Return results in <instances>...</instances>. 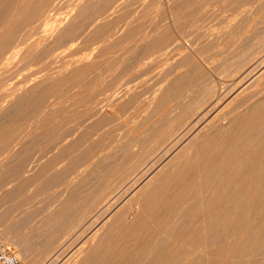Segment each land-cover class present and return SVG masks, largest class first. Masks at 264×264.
<instances>
[{"label":"rangeland","instance_id":"rangeland-1","mask_svg":"<svg viewBox=\"0 0 264 264\" xmlns=\"http://www.w3.org/2000/svg\"><path fill=\"white\" fill-rule=\"evenodd\" d=\"M1 1V0H0ZM3 1V0H2ZM0 2V18L2 19V18H4V20H5V24L4 25H6V26H4L3 24L1 25L0 24V31H1V36L2 35H4L5 34V32L6 31H8L9 29H6L5 27H8V28H10V29H12V31L14 30V32H15V34H16V36L18 37V35H19V37L16 39V37L14 36L13 37V35H14V32L12 33L13 35H11V44H8L9 45V48L10 49H12V42L14 43V41H19V42H17V44H18V47L16 48V50H13V51H15V52H12L9 48H8V45L5 47V48H3L2 50H1V48H0V51H1V53L0 54H2V53H4L5 54V52H6V55H4L3 57H2V55H0V57H2V58H5V56H7L6 57V59L7 60H5V59H3V61H0V67H2L3 66V68L2 69H0V88L1 87H3L4 86V88H1L0 90V93L1 92H3L4 93V91L6 92L5 94H0V105H1V107L0 108H2V111H1V113H0V126L2 127L3 125V127L1 128L0 127V139H2L1 138V135H2V133L4 132L3 130H5L6 131V133L8 132V133H10L11 131L12 132H14V131H16V132H14V136H15V134H17L16 136H15V138H14V140H16V138H17V140H19L20 139V141H18V142H22L23 144H21V143H19V144H16V146H14V148L12 149V151L11 152H9V154H8V156H7V158L8 157H11V158H5V159H2V160H0L1 162H0V251L2 250V249H5V250H10V251H12V252H14L15 254H16V256L18 257V259H19V262H18V264H93V263H91V262H89L88 260L90 259L91 261H92V259L94 260V259H96L97 258V253H98V258H97V260L94 262V264L96 263L97 264V262H98V264H100L101 262V264H103V262H105V261H103V260H101L100 261V259H101V257H103V258H106V259H104V260H106V262L104 263V264H108V259H109V257H110V255H111V257H113L112 255H113V253H114V250H116V252H117V250H118V248L120 247V243H125V242H127L128 241V243H126V247H127V244H129L130 245V247H129V245H128V247H129V249L132 247V245H133V247H134V245H135V243H137V240H138V242H140L139 244L137 243V245H138V249H141V250H138V251H141V252H139L140 253V255H141V257H139L138 258V261L140 260V262L143 264H149L148 262L147 263H145V261L147 260L148 261V259H146L145 257H147V255H149V257H151V254H156V255H154V256H157V253L158 252H161V250L163 249V250H167L168 251V248L169 247H171V250H169L168 252H172L173 254H174V252H177V250H178V247H180V250L182 251H179V253H182V255L184 256V254L186 255L185 257H188V259H190V257H192V258H194L192 261L194 262V260H196V261H199L198 263L199 264H215L214 262H216V259L217 258H219L220 259V262L222 261V260H224L223 259V257L222 256H220L219 257V255H213L212 254V249H213V252L215 253L217 250H215L214 249V244H218V242L220 241H223V239H224V237H223V235L221 234H219L220 232L222 233V229L221 230H219L220 228V226L221 225H223V223H225V221H226V219H228L229 217H232L231 219H233V218H235L234 217V215L233 214H231L230 213V215H232V216H229V214H228V218H227V216H226V218H224V216H222V210H221V213H217V210L219 209V211H220V207L223 205V203H224V200H222V199H224V198H222L220 195H219V193H218V191H216V189H214V184H213V181H214V179L211 181V179L212 178H210V179H202L201 178V180H203V181H201L202 182V186H203V189H201L202 188V186L201 185H199V193H198V195L202 192V193H204L203 195L205 196L207 193H209V191H212L213 193L214 192H216V195L214 194V196H215V198H214V196H212L211 194H208V195H206L205 196V198H203V195L201 194V195H199L200 196V201H199V199H197V201H195V203L193 202H191V203H189L190 204V206H193L194 204H196V202H198V204H196V205H194L193 206V209L195 208V206H197V207H201V209H203V207L205 206V204H206V206L204 207V208H206L207 207V210L206 209H203V210H205V214H206V211H207V213H208V211H209V213L211 214V211L210 210H212L213 212H214V210H215V212H214V214H211V216L212 217H214V215H216V213H217V217L215 216L214 218H215V220H214V218H212L210 221L213 223V224H215L213 221H217V226H216V224H215V226L216 227H218V228H216L215 226L213 227V226H211V227H206L205 225H207V224H210L211 222L209 221V219H210V217L211 216H209L208 217V215L209 214H206L207 216H204V215H202L203 214V212H201L202 214V217L203 218H201L200 217V215L198 216L197 214H196V216H195V213L197 212V210H191L192 212H194V215H192V213H191V215L192 216H194V218L191 216V217H188L189 215L187 214H185V213H181V215H180V213H179V215L177 214H175L174 213V215H173V219L174 218H176L177 216H179L180 218L182 217V216H187L190 220H187V218L185 217V221H184V217H182L180 220H179V218H178V220H179V222H176V220L177 219H175L174 221L175 222H173V221H170V222H173V223H177L176 224V226H175V229L173 228L174 226L172 225V224H170L171 226L169 227V228H167L166 230L164 229L163 230V228H161V230L162 231H165V232H162V233H164V235L163 234H161V235H163L164 237H160V238H158L157 236L158 235H160L159 233L161 232V230H158V229H160V227H162L161 226V224H163V222L165 221V219H163L162 221L163 222H161V224L159 223V220H157V224L159 223L160 224V226L158 227V225L157 224H155L154 222L156 221V219L157 218H155V216L152 218L151 217V214H147V215H145V214H143L142 212L143 211H147L146 209H147V206H146V208H145V205H144V201H143V203L141 204V202H139L140 200H146L150 195H145V194H151L152 192H150L149 193V190H154L155 189V185H156V183H155V180H156V175L158 174H156L155 172H156V170H158L160 167H161V165H162V167L164 166L163 164L165 163V165L167 166L168 164L170 165V163H179L180 162V160H177L176 161V157L177 156H179V157H177V159H182L181 160V162L183 161V159H192V162H194V163H199V162H196V160H200L201 159V154L202 155H204L202 152H204V150L201 152V147H200V141L203 139V137H206V136H208V135H205L206 134V132H207V134H209L210 132L212 133L213 131H215V129L214 130H210V128H216V130H218V128H219V130L218 131H220L221 129H222V131H220V132H222V133H220V134H223V133H225L224 135H229L228 133H226V131L227 130H229V133L230 132H232V133H230V135H232V134H237V136H238V133L240 132L241 134L243 133H245L246 132V130L248 129V127H251V126H253L254 127V134H255V136H251V137H249L250 135H248L247 133L245 134V136H243V134L241 135V134H239V136L241 135V136H243V137H241L240 136V138H242L243 140H240V141H242V142H244V143H246V145H251V141H253V142H255V139L257 140L258 139V137L259 138H261L260 137V135L264 132H262V130H258V128H256L255 129V127H261V126H258V125H261L262 124V129L264 130V124L262 123V122H264V116L262 115V114H264V71L263 72H261V70H263V68H264V36H262L261 37V35L262 34H264V32H262V29H264V0H248V1H246V0H244V1H246V3H248V5H246V3H242L243 2V0L242 1H240V0H225V1H221L222 2V4H220L221 2H217V3H219L220 5H218L216 2V4L217 5H215V3H214V6H208L207 5V12L208 13H211V14H208L207 12H206V10L204 9V7L206 6V5H204V6H202V8H201V11H200V13L201 14H199L200 15V17L198 18V33H199V35L197 34L196 36H194L193 35V37H191V38H193V39H190V38H188L187 40L186 39H184V38H182L181 40H183V43L184 42H187L186 44H182V45H185V47H180L181 46V44L179 43V42H181V40L180 39H175L174 41H172V43L173 44H171V47L170 48H172L171 50L172 51H165V52H163L162 54H160V52H158L157 50H152L153 52H151V50H150V48H146L147 49V51L145 50V49H143V48H145L146 46L147 47H150L149 45H151V44H153L156 40V36L158 35V32H160L159 33V35H162L163 33H164V28H163V30L162 29H160L161 27H163V25L165 24V23H163V24H158V23H160L161 22V20L162 21H165L166 22V20H164V17L165 16H163L164 14H165V11H164V9H166V11L169 9H171V7H173L174 5H175V1L176 0H155L156 2H154V0L152 1H150V3H147V2H149L148 0H64V1H62V0H53V2H52V4L53 3H55V6H54V4H53V6H52V4H51V6L53 7V9H55V7H56V11L57 12H55V13H57V14H55L54 12H52V11H54V10H51V13H52V15H51V13L50 12H48V14H47V20L49 21L50 20V17H52V19L49 21V22H47L46 21V18H45V23H44V19H42L41 21H34V23H33V20H35L33 17V20H32V18L30 19V15H29V18L27 19L28 21H31L32 20V22L31 23H29V22H26L25 20V23H27V24H24V21H23V19H22V21H20V22H18V24L19 23H21V25H23V28L22 27H20L19 25H17L16 23H17V21H19V19H21V17H19L16 13L14 14L13 13V10L15 9H17L18 8V6H20L19 4H18V2H17V0H15V2H14V0H13V2H12V0H4L3 2ZM10 1V2H9ZM57 1H60V2H57ZM69 1H71V2H69ZM78 1V2H77ZM147 1V2H146ZM174 1V2H173ZM178 1V0H177ZM176 1V3H179V2H177ZM192 1V2H191ZM190 1V3H193L194 2V0H191ZM239 2V4L241 5H236V2ZM252 1V2H251ZM255 1H257V2H255ZM261 1V2H260ZM4 2H6V4L4 3ZM7 2L9 3V4H7ZM17 2V3H16ZM73 2H76V3H73ZM153 2V3H152ZM231 2V3H230ZM237 2V3H238ZM258 2H260V3H258ZM2 3H4V4H2ZM14 3V5H12ZM158 4V3H160L161 5H156V4ZM163 3V4H162ZM232 3H233V5H232ZM242 3V4H241ZM255 3H256V6H255ZM11 4V5H10ZM65 4V5H64ZM69 4V5H68ZM78 4H80V5H78ZM147 4H148V6H150V8L149 9H145L146 7H147ZM155 5V8L154 9H159V10H154L153 9V5ZM237 6V8H236V6ZM245 4V5H244ZM3 5H6V6H3ZM8 5H10L9 7H8ZM18 5V6H17ZM127 5V6H126ZM130 5V6H129ZM153 7H152V6ZM224 7H223V6ZM250 5H252V6H255V7H253V8H251V6ZM13 6H15V7H13ZM59 6H60V8H59ZM61 6H63V7H61ZM66 6H68V7H66ZM146 6V7H145ZM157 6H159V8H156ZM165 6H167L166 8H164ZM215 6H218V7H216L215 8ZM220 6V7H219ZM245 6H247V7H245ZM6 7V8H5ZM14 8L12 11H10V9H12V8ZM70 7V8H69ZM76 7V8H75ZM107 7V8H106ZM144 7V8H143ZM227 7V8H226ZM233 7V8H232ZM164 8V9H163ZM210 8V9H209ZM213 8H214V10H213ZM218 8V9H217ZM220 8V9H219ZM240 8V9H239ZM251 8V9H250ZM50 9H51V7H50ZM65 9H67V10H65ZM150 9H152V12H153V10L154 11H156V13H153V15L155 14V17L154 16H152V14H150V16H149V10ZM161 9V10H160ZM163 9V10H162ZM239 10V11H237V10ZM4 10V11H3ZM15 10H14V12H15ZM123 10V11H122ZM213 10V11H212ZM218 10V11H217ZM228 10V11H227ZM235 10V11H234ZM248 10V11H247ZM10 11V12H9ZM151 11V10H150ZM212 11V12H211ZM238 12V13H235V14H237V15H239V12L241 13V14H245L244 16L242 15V17L239 15V16H237V15H233V13L234 12ZM263 11V12H262ZM3 12V13H2ZM6 12H8V14H6ZM12 12V13H11ZM66 12V13H65ZM140 12V13H139ZM142 12V13H141ZM147 13V14H145V13ZM159 12V13H158ZM160 12H161V15L163 16V17H161L159 14H160ZM216 12H217V16L215 17V15H216ZM219 12V13H218ZM224 12H227V13H224ZM245 12H247V13H249L250 14V16H248L249 14H247L246 15V13ZM12 14V15H10V14ZM49 13H50V15H49ZM130 13V14H129ZM212 13H214V14H212ZM232 13V14H231ZM257 13V14H256ZM4 14H6L5 16H4ZM68 14V15H67ZM113 14V15H112ZM136 14V15H135ZM140 14H141V16H140ZM158 16H157V15ZM225 14H226V17H224L223 18V16H225ZM1 15L3 16V17H1ZM9 15V16H8ZM56 15V16H55ZM80 15V16H79ZM118 15V16H117ZM208 15V16H207ZM212 15V16H211ZM213 15H214V18H210V16L211 17H213ZM231 15V16H230ZM6 16H7V18L9 19H7L6 18ZM48 16H50V17H48ZM53 16H54V18H53ZM63 16V17H62ZM69 16V17H68ZM82 16V17H81ZM134 16H137V17H134ZM145 16H147L146 18H145ZM149 16V17H148ZM152 16V17H151ZM157 16V17H156ZM209 17L210 19H207V18H203V17ZM234 16H236L235 18H233ZM254 16V17H253ZM10 17V18H9ZM12 17V18H11ZM65 17V18H64ZM141 17H143L144 18V20H148L147 22H145V21H143V20H141V19H143V18H141ZM182 10H180L179 12H177L176 13V15L173 17V19L172 20H178L179 18L180 19H182ZM233 19H235V20H232V18ZM245 17H249L250 19V21L248 20V19H246ZM19 18V19H18ZM64 18V19H63ZM121 18V19H120ZM149 18H153V21L151 20V19H149ZM156 20H155V19ZM216 18V19H215ZM219 18V19H218ZM246 20H245V19ZM1 19H0V23H2L1 22ZM16 19V23H13V21ZM116 19V22L118 23V24H116V22L114 21ZM127 19V20H126ZM132 19H134V20H132ZM158 19V20H157ZM207 19V20H206ZM244 22V24H243V22L241 21V20ZM258 19V20H257ZM3 20V19H2ZM3 20V21H4ZM10 20H12V24H10L11 23V21ZM117 20H120V22H118ZM121 20H123V21H121ZM132 20V21H131ZM137 20H139V21H142V22H139L138 21V24L136 23V21ZM151 20V21H150ZM154 20H155V22H154ZM202 22H201V21ZM220 20V21H219ZM238 20H239V22H238ZM245 20V21H244ZM7 21V22H6ZM10 23H9V22ZM42 21H43V23H42ZM111 21H114V23L113 24H116L115 26H113V24L111 23ZM157 21V22H156ZM171 21V20H170ZM226 21H228L229 22V24H228V22H226ZM236 21V22H235ZM241 21V22H240ZM247 21H249V23L250 24H253V25H251L252 26V29L254 28V27H256V28H254L253 30L251 29V28H247L248 26L249 27H251L250 26V24L247 22ZM38 22V25L36 24ZM40 22V23H39ZM108 22V23H107ZM123 22V23H122ZM132 22V24H130V23ZM133 22L136 24H133ZM149 22V24H147ZM247 22V23H246ZM253 22V23H252ZM255 22H257V23H255ZM7 23V24H6ZM23 23V24H22ZM98 23H99V26L101 27L102 26V29H101V34L99 33V31H98V29H96L97 27H98ZM102 23V24H101ZM109 23H111L112 24V26L109 24ZM140 23H142V26H141V24ZM154 23H156V24H154ZM162 23V22H161ZM168 25L170 24V22L169 21H167L166 22ZM225 23V24H224ZM234 23H235V26H234ZM15 25V28H14V25ZM41 24H43V25H41ZM97 24V25H96ZM120 24V25H119ZM146 24V26H144ZM150 24H152V25H150ZM220 24H222V25H220ZM224 24V25H223ZM230 24H232L234 27H232V25H231V27L232 28H235V29H237V30H239V32L240 33H237L238 31L237 30H232L231 29V27H230ZM239 24H243V25H239ZM249 24V25H248ZM13 25V26H12ZM25 25V26H24ZM104 25H106V27L104 26ZM108 25V26H107ZM129 25H131V26H129ZM133 25H134V27H133ZM138 25V26H137ZM168 25H166V26H168ZM204 25V26H203ZM2 26H4V29H3V27ZM16 26H18V27H20V28H16ZM37 26V27H36ZM97 26V27H96ZM116 26L118 27V29L117 30H115L116 29ZM123 26V27H122ZM138 27V30L139 31H143V32H140V34L142 35V36H140V34L139 35H137V32H139L138 30H137V27ZM139 26H141L143 29H141V27H139ZM159 26V27H158ZM166 26H164V27H166ZM225 28V30H223L224 28ZM247 26V27H246ZM254 26V27H253ZM105 29H104V28ZM111 27H113V28H111ZM126 27V28H125ZM145 27H147L148 29H150V32L152 33V32H157V33H150L151 34V36H150V34H148V32H149V30H147V28L144 30V28ZM154 27V28H153ZM206 27V28H205ZM230 27V28H229ZM21 28L23 29V31H26V32H28L29 31V35L25 38V36H24V33H26V32H23L22 30H21ZM108 28H110L111 30H113V31H109V29ZM131 28H132V31L135 29L136 30V34H135V32H132L131 33ZM134 28V29H133ZM152 28V29H151ZM158 28H159V30H158ZM226 28L228 29V30H230L229 32H236V34L234 33H232L233 34V36H232V34L230 35L229 34V32H227L226 31ZM21 31H20V30ZM26 29V30H25ZM35 29V30H34ZM44 29V30H43ZM66 29V30H65ZM108 29V30H107ZM122 29V30H121ZM213 29V30H212ZM3 30H6L5 32L3 31ZM115 30V31H114ZM120 30H121V32H120ZM134 30V31H135ZM152 30H154V31H152ZM217 30L218 31H220V32H217ZM222 30V31H221ZM30 31H31V34H30ZM97 31H98V33H97ZM104 31V33H103V36H105L104 34H106V35H110L111 37H109V36H106V37H103L102 36V32ZM125 31H126V33H125ZM129 31V32H128ZM148 31V32H147ZM161 31L163 32V33H161ZM206 31H207V33H206ZM223 31L225 32V33H223ZM259 31H261L262 33H260ZM264 31V30H263ZM123 32V33H122ZM147 32V33H146ZM215 32H217L216 34H215ZM221 32H222V35H220L221 34ZM246 34V36H245V34H244V37H243V34ZM256 32V33H255ZM108 33V34H107ZM121 33V34H120ZM125 33V34H124ZM129 33V35H133V33H134V35L133 36H135V37H133V39L130 37H128V35L126 36V34H128ZM144 33H145V35H144ZM211 33V34H210ZM212 33H214V34H212ZM254 34V35H256V36H254V35H252V34ZM24 36V38H23V36ZM113 34V35H112ZM208 34H210L209 35V37H211L212 35H214V37L212 36V38H210L209 40H207L208 39ZM6 35V34H5ZM31 35H33V37L31 36ZM89 35V36H88ZM91 35H93L94 36V38H92L91 37ZM124 35V36H123ZM152 35H154L155 37H152ZM158 35V36H159ZM226 35V36H225ZM228 35H230L229 37H228ZM236 35V36H235ZM239 35H242L241 36V38L243 39V40H246V41H242V39L241 38H239L240 36ZM29 36H31V39H30V37ZM35 36V37H34ZM56 36V37H55ZM99 36H102V39L101 40H99L100 38H98ZM118 36H119V38L120 37H123V39H124V41L125 42H127V40H129V39H132L131 41H133V42H131V41H128L129 43H126V45H125V42L122 40V38L121 39H118ZM137 36V37H136ZM198 36V37H197ZM236 37V39H235V37ZM247 36H249V37H247ZM254 36V37H253ZM13 37V38H12ZM95 37L97 38V39H95ZM116 39V41L114 40V38ZM117 37V38H116ZM139 37H140V39H139ZM141 37L143 38L142 40H141ZM150 38V40L151 41H149V42H147L148 40H149V38ZM151 37L154 39H151ZM203 37H205V38H203ZM219 39H218V38ZM229 39H228V38ZM244 43L245 42V44H243L241 41H239V39ZM255 37H256V39L259 41H257V40H254L255 39ZM259 37H261V38H259ZM24 39V40H22L23 42L24 41H26V42H24V45H23V42L21 41V39ZM30 40H29V39ZM104 38V39H103ZM113 38V39H112ZM127 38V39H126ZM146 38H148V40L146 39ZM157 38H159V37H157ZM196 38H197V42H199L200 44H198L197 42H196ZM202 38V39H201ZM207 38V39H206ZM214 38V39H213ZM217 40H216V39ZM254 38V39H253ZM1 39H3V36H2V38ZM0 39V40H1ZM15 39V40H14ZM26 39V40H25ZM33 39H34V42H35V39H36V41H38V42H35L36 43V45L34 44V42H33ZM87 39V40H86ZM90 39H91V41H90ZM97 40V42H98V44H97V42H95V41H93V40ZM111 39V40H110ZM118 39V40H117ZM126 39V40H125ZM203 39H206L207 41H211L212 42V40H213V43H212V46L215 44V46H216V48L215 47H209V48H212V49H209V50H206L205 52H206V55L210 52V50H211V52L208 54L209 56H206L205 55V52L203 53V51H202V53L198 50V51H194L195 49H196V47L198 46L199 47V45H201L202 44V42L201 41H203ZM247 39L249 40V41H247ZM89 40V42H87V43H90L91 45H86L84 42H86V41H88ZM114 42H113V41ZM122 41V43H124V45H122L121 43L119 44L118 42H121ZM137 40V41H136ZM138 40L140 41L139 42V44L138 43H135V44H137V46H141V47H138V48H136V45L134 44V41H136V42H138ZM147 40V41H146ZM191 40V41H190ZM195 40V43H197V44H193L194 41ZM206 40H205V42H206ZM233 40H237V44L235 43V41H233ZM252 40H253V42H252ZM261 40V41H260ZM22 43H21V42ZM30 41V42H29ZM106 41H112L111 43L113 44V46H112V44H110V42H106ZM147 43H146V42ZM153 41V42H152ZM214 41L216 42V43H214ZM219 41V42H218ZM16 42L14 43V48H15V45H16ZM29 42V43H28ZM95 44L96 43V46L98 47H94L93 46V44ZM104 43L105 45L106 44H110V45H106V46H112L111 48L109 47V50H108V48L106 47V46H103V45H101L102 43ZM188 42H191V43H189L188 44ZM204 42V43H205ZM233 42L235 43L234 45H233ZM239 42V43H238ZM240 42L242 43L241 44V46L242 47H244L241 51H240V49H241V46L239 45L240 44ZM251 42V43H250ZM255 42V43H254ZM257 42V43H256ZM20 43H21V45H20ZM33 43V44H32ZM38 43V44H37ZM83 44V46H82V44ZM101 43V44H100ZM119 45H118V44ZM140 43H143V44H140ZM144 43H146L145 45H144ZM175 43H177L178 44V46H175L174 47V45H175ZM218 43H219V45H218ZM226 43V44H225ZM231 43H232V45H231ZM248 43H250L249 45L252 47H249V49L251 50H247V48H246V46H247V44ZM32 44V45H31ZM130 46H129V45ZM176 44V45H177ZM225 44V45H224ZM228 44H230L231 46H229ZM251 44H256V45H254V46H252ZM19 45H20V47H19ZM28 45H30V46H32V48L33 49H31V47L29 48V50H27V46ZM80 45V46H79ZM100 45V46H99ZM130 47V49L128 48V46ZM133 45V46H132ZM134 45H135V47H134ZM143 45H144V47H143ZM173 45V46H172ZM192 45H195L196 47H195V49H193V51L195 52H193L191 49L194 47V46H192ZM217 45H218V47L220 46V48H221V50H220V48H217ZM228 45V46H227ZM237 45V46H236ZM244 45V46H243ZM26 46V47H25ZM34 46V47H33ZM78 47V49L76 48L75 49V47ZM90 46V47H89ZM124 46H126V48H127V50H126V48L124 49ZM192 46V47H191ZM228 47L227 49L225 48V47ZM24 47V48H23ZM29 47V46H28ZM80 47V48H79ZM83 47V49H81ZM91 47H94L95 49H93V51H91ZM106 47V48H105ZM114 47H115V49H116V47H117V50L119 49V51L121 52H118V51H116L117 53H116V56L118 55L119 57H115L114 59H116V62H115V60L113 61V58L111 59L110 57L113 55V56H115L114 54H115V49H114ZM121 47H123V49L125 50V53H122V52H124V51H122L123 49L121 48ZM180 48V50L181 51H179V50H176V48ZM197 47V48H198ZM223 47V48H222ZM229 47H232V48H229ZM248 47V46H247ZM8 48V49H7ZM85 48H87V49H85ZM136 48V49H135ZM170 48L168 47V49L170 50ZM181 48H183V50L181 49ZM235 48H236V50H235ZM246 48V49H245ZM80 49V50H79ZM85 49V50H84ZM90 49V50H89ZM96 49H97V51L99 52V53H101V54H103V52H104V49H107L109 52H107L106 50H105V54H103V55H108L107 57H109V62L110 61H112L111 63H108V62H106L108 59L105 57V56H103V57H105L104 59H106V60H104L105 61V64L102 62V57H101V55H99V53L96 51ZM114 49V50H113ZM142 49H143V51H142ZM148 49L150 50V52L149 53H151L150 54V56L148 55L149 53H147L148 52ZM185 49V50H184ZM214 49V50H213ZM224 51H223V50ZM228 49H232V51L233 50H235V51H239V52H235V51H233V52H235L234 54H232L233 52L232 51H227ZM239 49V50H238ZM245 49V50H244ZM4 50H7V51H9V54H7L8 52L7 51H4ZM18 50H19V52H18ZM44 50V51H43ZM73 50V51H72ZM100 50H102V51H100ZM110 50H113L114 51V54H113V52H111ZM129 50H131V51H129ZM134 50V51H133ZM219 50L221 51L220 53H222L223 52V54H224V52L225 51H227V52H225V54L227 53L228 55L227 56H229L230 54H231V57H227L225 54L223 55V54H216V56H214L215 55V53H219ZM64 51V52H63ZM88 51V52H87ZM95 51L97 52L96 54H98L97 56H96V54H95ZM128 51V52H127ZM139 51H142L143 52V54H142V52H139ZM146 51V52H145ZM155 51H157V52H155ZM173 51H174V54H173ZM175 51L177 52V53H175ZM192 51V52H191ZM208 51V52H207ZM214 51V52H213ZM249 52L248 53V55L245 53V56H243L244 54V52ZM20 52H21V54H22V57L24 58V56L26 55L27 57H25L24 59L21 57V55H19L20 54ZM28 52V53H27ZM42 52V53H41ZM107 52V53H106ZM126 52L128 53V54H126ZM129 52H135L134 54V58H136L137 56H139V55H141V57H140V59L141 58H144V56H148V57H146L147 58V60L144 58V63H143V60H142V62L139 60V58H137V60L136 59H134L133 58V54H131V53H129ZM167 52V56H165V53ZM180 52V53H179ZM189 53V54H187V57L189 58V56H191V53H194V56H191L190 57V59L192 58H196L197 56L195 55L197 52H200V53H198V56H200L201 54V56L200 57H202V56H204V57H202V58H199L198 57V63L196 62L197 61V58L196 59H194V60H196V61H194L193 60V62H194V65H193V62L192 63H190L191 61H192V59L190 60V59H187L186 57H184V56H186V53ZM243 52V53H242ZM13 53V54H12ZM25 53H27V54H25ZM85 54V57H84V54ZM111 53H112V55H111ZM137 53H139V55L137 54ZM152 53H156L155 55H157L159 58L157 59L156 58V56H154V54H152ZM169 53H170V55H169ZM214 53V54H213ZM238 53H240V55H241V57L242 58H238ZM25 54V55H24ZM30 54V55H29ZM35 54V55H34ZM78 54V55H77ZM82 54V55H81ZM130 54V55H129ZM137 54V55H136ZM185 54V55H184ZM200 54V55H199ZM204 54V55H203ZM8 55H10V56H8ZM15 55H16V57H15ZM19 55V56H18ZM24 55V56H23ZM45 55V56H44ZM110 55V56H109ZM124 55L126 56V58L124 57ZM127 55H129V56H127ZM144 55V56H143ZM181 55H182V57H181ZM193 55V54H192ZM212 55V56H211ZM219 55H221V58H224V57H222V55L223 56H226L227 58H228V60H231V65L232 66H230L231 68H230V72L231 73H229L228 72V70H226V72H227V74H228V76H226V75H224L225 77L224 78H222V76H223V74L222 75H220L219 76V74L220 73H218V77H220V78H222V79H225L226 77H227V79H225L224 81L225 82H223L222 81V79H221V81H220V79L218 80V78H216V77H214V76H212L211 77V75H210V73L209 72H207V73H209V76H204L205 74H207L205 71L206 70H209L208 69V67L210 66V64H209V66H208V64H207V66L208 67H205L204 69L202 68V69H199L198 68V66L201 64V65H203L204 63H202V61L203 62H205V61H207L208 59H210L211 57H213V61L211 60V61H209V62H207V63H211V65L213 64L212 62H214L215 60H217V59H219ZM234 55V56H233ZM80 56V57H79ZM81 56H82V59L84 60H82L81 59ZM112 56V57H113ZM143 56V57H142ZM196 56V57H195ZM211 56V57H210ZM219 56V57H218ZM13 57H15V58H13ZM17 57H20L19 59H23V60H25L24 62H23V60L21 61V63L22 64H18V63H20V60L18 61V59H17ZM84 57V58H83ZM120 57H122V59H123V61H124V59H125V63L123 62H120L119 60H120ZM128 57V58H127ZM153 57H155V59H153ZM164 59H163V58ZM180 58V60L179 59H177L176 60V58ZM234 58V60H233V58ZM2 58H0V60L2 59ZM10 58H12L13 60H11ZM28 58V59H27ZM75 58H77V60H78V58H79V60L77 61V60H75ZM119 58V62L121 63V64H119V66H118V64H116L118 61H117V59ZM205 58H208V59H205ZM220 58V59H221ZM236 58L238 59V60H236ZM15 59V60H14ZM17 59V60H16ZM74 59V60H73ZM81 59V60H80ZM121 59V60H122ZM128 59V60H127ZM133 59V60H132ZM152 61H151V60ZM184 61H183V60ZM186 59L188 60L187 61V66L186 65H184L185 63H186ZM201 59H204V60H201ZM250 59V60H249ZM14 63H12L11 61ZM75 62V61H77V62H73V61ZM139 60V61H138ZM179 60V61H178ZM182 60V61H181ZM190 60V61H189ZM18 63H17V62ZM69 61V62H68ZM91 61V62H90ZM102 62L101 64L103 65V66H100V67H102L103 69H98V67H99V63L100 62ZM137 61L140 65H139V69L140 70H138V64L137 63H135V62ZM153 63V61H155V63L154 64H158V66H157V68H155L156 66L155 65H152L150 68H152V69H154V70H156V71H154V70H149V71H145V70H148L149 68H148V66L146 65L147 63L146 62H149V63H151V62ZM253 61V62H252ZM4 62H6V63H4ZM10 62V63H9ZM48 62V63H47ZM72 62V63H71ZM79 62V63H78ZM93 62V63H92ZM133 62V63H132ZM168 62V63H167ZM182 62H183V64H182ZM196 62V63H195ZM201 62V63H200ZM252 62V63H251ZM4 63V64H3ZM15 63H16V65H15ZM71 63V65H69ZM88 64L89 66H91L90 67V69H89V67H88V65H85V67H87V68H85L84 69V66H83V64ZM91 63V64H90ZM95 63V64H94ZM129 63H132V64H134V65H131L130 66V68H128L129 66H128V64ZM143 63V65H141ZM146 63V64H145ZM148 63V64H149ZM176 63V64H175ZM200 63V64H199ZM239 63V64H238ZM240 63H242V64H240ZM259 63V64H258ZM100 64V65H101ZM111 64V66L110 67H108L107 68V66H109ZM137 64V65H136ZM144 64H145V66H144ZM156 64V65H157ZM191 64V65H190ZM195 64H196V66H195ZM263 66H261V65ZM60 65V66H59ZM63 65V66H62ZM65 65H66V67H65ZM97 66L98 65V67L97 68H95L94 66ZM107 65V66H106ZM116 66V68L114 67V66ZM121 65V66H120ZM135 65H136V67H135ZM151 65V64H150ZM162 65V66H161ZM176 65H178V66H176ZM188 65L190 66V67H188ZM214 65V64H213ZM257 65H260V66H257ZM34 66H37V67H35V68H38L34 73L32 72L33 71V69H31L32 67H34ZM80 66H83V68L82 67H80ZM104 66H105V70H104ZM118 66V67H117ZM128 66V67H127ZM134 66V67H133ZM147 66V67H146ZM155 66V67H154ZM179 66H181V67H179ZM191 66H192V68H191ZM204 66V65H203ZM206 66V65H205ZM61 67V68H60ZM63 67V68H62ZM75 67V68H74ZM127 67V68H126ZM144 67H146V68H144ZM193 67H196V68H194L193 69ZM211 67V66H210ZM209 67V68H210ZM236 67V68H235ZM7 68V69H6ZM42 68V69H41ZM44 68H45V70H44ZM47 68H49V69H47ZM92 68V69H91ZM114 68V69H113ZM133 68H135V70L133 69ZM142 68V69H141ZM148 68V69H147ZM164 68V69H163ZM172 68V69H171ZM178 68H180V69H178ZM228 68V67H227ZM234 68V69H233ZM254 68V69H253ZM256 68V69H255ZM31 69V70H30ZM62 69V70H61ZM70 69V70H69ZM84 70L83 71V73H82V75L80 76V78L82 77L83 78V76L84 75H86V77H88V78H85L86 80L88 79V80H90V81H86L84 78H83V80H82V78L80 79V80H75V82L74 81H72V80H69V78H66L65 77V75H67V73H69L70 71H74V70ZM98 69V70H97ZM107 69L108 70H110L109 72H107ZM111 69H113V70H115L116 69V71L115 72H113V70H111ZM124 69H126V70H124ZM176 69V70H175ZM183 69V70H182ZM184 69H185V72L187 73V74H184V76H183V73H180V72H184ZM196 69H199V70H196ZM249 69V70H248ZM1 70H2V72H1ZM4 70H5V72H4ZM7 70V71H6ZM32 72V74L34 75V77L36 76H38V78L37 79H42V80H40L41 82L43 81V79L44 78H46V77H48L49 79H50V77H52V79H50V80H52V84H53V82H54V84H53V88H55L56 90H57V88L59 89V88H62L63 87V84H61V83H64L63 81H65V78H66V80H68L69 81V84H68V81H65L66 83H64L65 85H64V87L63 88H65V89H59L58 90V92L55 90V89H52V88H49V87H51V83H48V79L46 78L45 80H47V81H45V83H44V81L42 82L43 84V86H41L40 85V87H42L43 88V90L40 88V90L41 91H38V93L39 92H45L44 91V89L45 88H47V89H45L46 91L47 90H49V89H51V92H50V90L49 91H47L48 93H47V95H45L46 97L45 98H43L42 100H40V101H43V103L45 104H43L42 102H38V107L40 106V107H42L41 106V103H42V105H43V107L42 108H40L39 107V109L38 110H41L42 111V113H43V108H47V106L49 107L48 108V110H50V111H52L54 108V112H55V114L57 113V115L59 116V117H57V115H53V113H51V112H47L46 110V112H47V114H46V116L48 115V113L51 115H48L46 118H44V120H46V121H44V120H42V119H40L42 122H40V120H39V123H42L43 125H46L47 126V128H51V126L50 125H54V126H57L56 128H58L57 130H58V133L61 131V133H59V134H61V137H60V135H59V137H57V138H59V139H61V141H60V144H59V142H57L56 143V137L55 136H57V134L58 133H56V129H55V127L52 125V130H47V128H46V126H44L43 127V125L42 124H40L41 125V128H39V126L37 127V122H38V119H39V115L40 114H37V112L38 111H36V110H34V108H33V105H35V104H33L32 105V101L33 100H36L37 99V97L35 98L34 96H30L31 97V100H29V98L30 97H28L29 95H26L25 96V94H23L24 92V90H22V89H24L26 86H28V85H30V84H41V82L39 81V80H37V79H35L34 77H33V75L32 74H30V75H28L27 74V72H29L30 73V71ZM43 70V71H42ZM49 70V71H48ZM79 70V71H80ZM92 70V71H91ZM97 70V71H96ZM124 70V71H123ZM133 70L136 72V70H137V72L136 73H138V75L135 73V72H133ZM144 70V71H143ZM189 70V71H188ZM201 70H203V71H201ZM45 71H47V72H45ZM58 73H57V72ZM60 71H61V74H62V76H61V78L63 79L64 77V79H63V81H61L60 82V80L61 79H59L60 78ZM67 72L65 75H64V73L63 72ZM99 71H101V72H99ZM123 71V72H122ZM128 71V72H127ZM139 71V72H138ZM142 71V72H141ZM159 71H160V73H159ZM179 71V72H178ZM190 71L191 72H193V73H190ZM196 71V72H195ZM240 71V72H239ZM41 72V73H40ZM99 72V73H98ZM130 72V74H127V73H129ZM141 72V73H140ZM184 72V73H185ZM189 72V73H188ZM198 72V73H197ZM205 72V73H204ZM219 72H221V71H219ZM224 72V71H223ZM222 72V73H223ZM226 72L224 73V74H226ZM250 74H249V73ZM260 72V73H259ZM38 73V75H36ZM42 73L44 74V73H46L45 74V76L47 75V73L49 74L48 76H43L42 75ZM104 73H107V74H104ZM114 73V74H113ZM122 73V74H121ZM123 73H124V75H123ZM132 73H134V77H133V81H132V83H135V86L133 85H131L129 82H131V80H132V78L130 77V79H129V76L130 75H132ZM180 73V74H179ZM263 73V74H262ZM19 74V75H18ZM40 74H41V77L42 78H39L40 77ZM127 76H126V75ZM178 74H179V76H178ZM191 74V75H190ZM204 74V75H203ZM232 74H233V76H232ZM258 74H259V76H258ZM261 74V75H260ZM27 75V76H26ZM64 75V76H63ZM93 75H94V78L95 77H97V78H95V79H91V78H93ZM135 75H137V76H139L140 75V79L136 76L135 77ZM157 75V76H156ZM168 75V76H167ZM181 75V76H180ZM195 75H197V76H195ZM3 76V77H2ZM30 76H31V78H30ZM50 76V77H49ZM90 76V77H89ZM117 76V77H116ZM126 76V78H122V77H125ZM234 76H235V78H234ZM33 77V78H32ZM44 77V78H43ZM53 77H54V79H57V81H54L53 80ZM100 77V79H98ZM109 77V78H108ZM167 77V78H166ZM182 77H184L185 78V80L183 81L182 79H184V78H182ZM195 77V78H194ZM202 77V78H201ZM206 77V78H205ZM213 77L214 78H216L217 79V84H216V82H215V84L216 85H213L214 83H212L211 84V82L213 81ZM245 77V78H244ZM247 77V78H246ZM256 77V78H255ZM107 78V79H106ZM127 78H128V80H127ZM137 78V79H136ZM143 78V79H142ZM147 78V79H146ZM190 78V79H189ZM193 78V79H192ZM205 78V79H204ZM208 78H209V80H210V82H207V80H208ZM212 78V79H211ZM229 78V79H228ZM242 78H244V79H242ZM2 79V80H1ZM34 79L35 80H37V81H35L34 82ZM79 79V78H78ZM117 79H119V80H117ZM136 79V80H135ZM146 79V80H145ZM173 79H174V81H173ZM231 79H233V80H231ZM33 80V81H32ZM115 80H117L116 82H115ZM130 80V81H129ZM148 80V81H147ZM188 80V81H187ZM206 80V81H205ZM208 80V81H209ZM245 83V82H248V84L246 83V87L245 88H243L242 90L240 89L239 90V88L241 87V85L243 84L242 83V81ZM252 80V81H251ZM72 81V82H71ZM77 81H78V84L80 85V87L78 86V85H76V83H77ZM85 81H86V84H89V85H85ZM107 81V82H106ZM126 81V82H125ZM153 81V82H152ZM168 81H170V82H173V83H171L172 85H173V87H175V88H173L172 86H171V84H167V83H165V82H168ZM175 81H176V83H175ZM195 81H198V84H197V82H195ZM214 81H215V79H214ZM227 81V82H226ZM48 84H50V86H48L47 85V83ZM51 82V81H50ZM71 82V83H70ZM74 82V83H73ZM87 82H89V83H87ZM109 82V83H108ZM113 82L116 84V86H115V84H113ZM170 82H168V83H170ZM218 82L220 83V84H218ZM236 82V83H235ZM239 82V83H238ZM3 83V84H2ZM55 83H56V86H54L55 85ZM82 85H81V84ZM112 83V85H113V87H112V89H110L111 88V86H110V84ZM131 85H129V84ZM137 83V84H136ZM140 85H139V84ZM149 83V84H148ZM179 83V84H178ZM206 83V84H205ZM226 83V84H225ZM44 84H45V86H44ZM57 84H58V86H59V84H60V86L58 87L57 86ZM67 84H68V89L70 88V87H75L76 88V90L75 91H72V92H69L68 94L67 93H64V92H66L68 89H67ZM71 84V85H70ZM145 84V85H144ZM153 84V85H152ZM165 84V85H164ZM175 84V85H174ZM199 84H200V86H199ZM202 84V85H201ZM232 84V85H231ZM237 84V85H236ZM118 85V86H117ZM130 87H129V86ZM147 85V86H146ZM188 85V86H187ZM193 85H194V87H193ZM197 85H198V87H197ZM204 85V86H203ZM85 86V87H84ZM110 86V87H109ZM126 86V87H125ZM166 88H165V87ZM167 86H171L170 88H167ZM177 86V87H176ZM207 86V87H206ZM211 86V87H210ZM86 87H87V91H85L86 90ZM106 87V88H105ZM114 87H115V90H116V93L114 92L115 90H114ZM123 87V88H122ZM128 87V88H127ZM136 87H138V88H136ZM148 87H150V88H148ZM233 87V91H234V89L236 90V91H234L233 93H232V90L230 89V88H232ZM235 87V88H234ZM74 88V89H75ZM80 88H81V90H80ZM117 88V89H116ZM133 88V89H132ZM141 88V89H140ZM181 88V89H180ZM187 88V89H186ZM189 88H191V89H189ZM196 88V89H195ZM199 88V89H198ZM221 88H223V89H221ZM15 89H17V90H15ZM67 89V90H66ZM73 88H72V90H74ZM77 89H78V91L80 90L81 91V93L80 92H78L77 91ZM83 89H84V91H83ZM108 89V90H107ZM126 89H129V92H128V90H126ZM137 89V91H135ZM139 89V90H138ZM170 89H173V91H171ZM175 89V90H174ZM178 89V90H177ZM184 89V90H183ZM193 89V90H192ZM207 89V90H206ZM238 89V90H237ZM2 90H4V91H2ZM54 90L56 91L55 93H57V94H55V93H53L54 92ZM66 90V91H65ZM70 90V89H69ZM68 90V91H69ZM111 90H113V91H111ZM133 91V93H131L130 94V92H132ZM191 90V91H190ZM202 92H201V91ZM205 90V91H204ZM16 93L15 95H17V101H18V99L19 100H21V101H19V103L17 104V101H14V102H16V103H14V104H16V105H18V106H16V105H14L12 102H13V100L15 99V95L13 94L12 95V97H11V95L10 94H8V93ZM53 91V92H52ZM61 91V94L59 93ZM67 91V92H68ZM79 93H77V92ZM82 91H83V93H85V94H82ZM104 91H106V92H104ZM108 91H110V92H108ZM125 91V92H124ZM168 91H170V92H168ZM174 91H176V92H174ZM181 91V92H180ZM204 91V92H203ZM210 91V92H209ZM214 91H216V92H214ZM229 91V92H228ZM230 91H231V94H228V93H230ZM8 92V93H7ZM20 92H22V93H20ZM114 92V93H113ZM186 92H188V93H186ZM213 92V93H212ZM19 93H20V95H22V97H19L18 98V96H19ZM37 93V94H38ZM75 93H77V95L79 96L78 98H81V97H83V99L85 100V99H91V101H93V104H91V103H89L88 104V102L86 103L87 104V106L85 105V102L86 101H84V105L86 106V107H84V106H82V107H84V108H82L81 106H79V109H78V105H81V103H82V105H83V99L81 98V102L80 101H78V100H80V99H78L76 96V94ZM102 93V94H101ZM129 93V94H128ZM166 93V94H165ZM184 93V94H183ZM203 93V94H202ZM208 95H207V94ZM253 93V94H252ZM6 94H7V96L9 95L10 96V98L11 99H9V96L7 97L6 96ZM50 94V95H49ZM52 94H54V97L56 96V100H58L59 98H60V96L63 94V97H64V95L66 96L67 95V98L65 97L64 99H65V101L62 99V97H61V99L63 100L62 102H60V103H62L63 105H61V107H60V105L59 104H56V107L57 106H59L58 108H56L55 106L53 107V108H51L52 106H49V104L50 103H52L54 100H55V98L52 96ZM59 94H60V96H59ZM76 96H75V95ZM88 94V96L89 97H85L84 95H87ZM99 94H101L100 96H99ZM134 96H133V95ZM197 94V95H196ZM201 94V95H200ZM218 94V95H217ZM4 95H5V98H7L6 99V101H5V99H3V97H4ZM25 96V98L24 99H21V98H23L24 96ZM57 95L59 96V97H57ZM76 97V99H75V97ZM112 95V96H111ZM114 95V96H113ZM128 95V96H127ZM130 95V96H129ZM131 95H132V98H131ZM135 95H136V98H135ZM173 95V96H172ZM185 95L187 96V97H185ZM189 95V96H188ZM200 95V96H199ZM244 95V96H243ZM68 96H70V97H72L73 96V98H74V100H76V102L74 103L72 100H73V98H70V97H68ZM96 96V97H95ZM106 96V98H104ZM169 96H170V98H169ZM196 96V97H195ZM242 96V97H241ZM28 99H27V98ZM50 99L51 97V99H52V102L50 101V100H48V98ZM93 97H95L96 98V100L95 99H93L92 100V98ZM117 97V98H116ZM127 97H129V98H127ZM134 97V98H133ZM145 97H148V98H146L145 99ZM178 97V98H177ZM13 98V99H12ZM34 98V99H33ZM47 98V99H46ZM58 98V99H57ZM72 99V100H70V99ZM134 99V103L132 102L131 104H134V105H132L135 109H133L132 108V106H131V104H130V102H131V99ZM140 98H143V99H140ZM151 98H153V99H151ZM205 98V99H204ZM45 99V100H44ZM68 99V100H67ZM78 99V100H77ZM88 99H87V101H88ZM99 99H100V104H98L97 105V103H95L96 101L98 102L99 101ZM102 99H103V102H102ZM105 99H111V100H109L110 102H108V100H106L105 101ZM117 99V100H116ZM128 99V101H125V100H127ZM130 99V100H129ZM145 99V100H144ZM148 99V100H147ZM150 99V100H149ZM173 99V100H172ZM211 99V100H210ZM225 99V100H224ZM241 99H244V101H242ZM247 99V100H246ZM254 99H255V101H254ZM3 100H4V102H3ZM7 100H8V102L10 101L12 104H13V106H15V107H11V103L9 104L8 102H7ZM26 100H28L27 102H25ZM141 102V104H144L143 105V107H141L142 105L140 104V102ZM152 100V101H151ZM171 102H170V101ZM177 100V101H176ZM24 101V102H23ZM47 101L49 102V103H47ZM59 101H60V99H59ZM58 101V102H59ZM90 101V100H89ZM90 101V102H91ZM105 101V102H104ZM112 101V102H111ZM114 101V102H113ZM146 101V102H145ZM150 101V102H149ZM180 101V102H179ZM219 101V102H218ZM240 101H241V105H242V107H241V105H240ZM253 101V102H252ZM2 102V103H1ZM30 103V105L29 104H27L26 105V103ZM35 102V101H34ZM71 102H73V103H71ZM80 102V103H79ZM115 102H119L118 104L117 103H115ZM125 102H127V103H125ZM129 102V103H128ZM147 102H149V103H147ZM172 102H173V104H172ZM177 102V103H176ZM181 104V106L179 105V103ZM218 102V103H217ZM244 102H246V103H244ZM254 103V107H255V104H256V106L258 105V107L259 108H257L258 109V111H260L258 114L259 115H262V118H261V116L259 117L258 115H257V113L255 114V112L257 111L256 110V108L254 109V107L253 106H248L247 108H249V110L246 108V106H247V104L248 103ZM3 103H4V105L7 107V106H9L8 108H10L9 110H7L6 109V107L5 106H3ZM8 103V105H6ZM71 103V104H70ZM79 103V104H78ZM96 104V106H97V109H96V107L94 108V110H88V106L91 104V106L92 107H94L95 106V104ZM107 105H106V104ZM108 103H110V104H108ZM123 103H125L124 105H122ZM136 103H138L139 105H137L136 106ZM147 103V104H146ZM187 103H188V105H187ZM227 103V104H226ZM228 103H230V104H228ZM249 103V104H250ZM20 104H22L21 106H19ZM74 104H75V106H74ZM78 104V105H77ZM105 104V105H104ZM154 104V105H153ZM166 104V105H165ZM190 104V105H189ZM214 104H216V105H214ZM234 104H236V105H234ZM237 104L238 105H240L239 107H240V109H239V107L237 106ZM248 104V105H249ZM25 105V106H24ZM66 107H65V106ZM120 106L122 109H121V111L119 110V112H117L118 114H116V115H114L115 113L113 112L112 114L114 115L113 117H112V115H110L111 114V108H113V110L115 109V107L117 108V106ZM130 105V106H129ZM145 105H147V106H145ZM153 105V106H152ZM162 105H163V107H162ZM175 107H174V106ZM220 105V106H219ZM224 105H226L225 107H224ZM234 105V106H233ZM246 105V106H245ZM250 105H252V104H250ZM45 106V107H44ZM124 106V107H123ZM126 106V107H125ZM139 106L141 107V109H142V111L140 110V108H139ZM151 106V107H150ZM157 108H156V107ZM173 106V107H172ZM180 107L179 109H181V107H183L184 109H181V110H186L187 109V107H188V109L186 110V111H182L184 114H181L182 112H180V110L178 109V107ZM203 106V107H202ZM216 106V107H215ZM237 107V109H239V111H237V109L236 108H234V109H236V112L234 111V110H232L233 108L232 107ZM17 107H22V108H25L26 109V111H25V109L23 110L22 108L20 109V110H18L17 109ZM30 109V111L32 110V112H30L29 111V109ZM32 107V108H31ZM72 109H71V108ZM75 107H77V109L75 108ZM165 107H166V109H165ZM186 107V108H185ZM192 107V108H191ZM201 107V108H200ZM250 107L252 108V109H254V111H252V112H254V114L250 111V110H252V109H250ZM12 108V109H11ZM36 108V107H35ZM75 108V109H74ZM110 108V111L108 110ZM145 108V109H144ZM151 108V109H150ZM163 108V109H162ZM190 108V109H189ZM199 108V109H198ZM218 108V109H217ZM14 109H17V111L16 110H14ZM57 109V110H56ZM61 109H63V110H61ZM86 109V110H85ZM99 109V110H98ZM139 109V110H138ZM147 109H149V111H147ZM153 109H155V110H153ZM162 111H161V110ZM173 109V110H172ZM195 109V110H194ZM219 109H221L220 111H219V113H218V110ZM241 109H243L242 111H240ZM247 110L248 112H249V114H248V112H246V111H244V110ZM259 109H261L263 112L261 113V110H259ZM1 110V109H0ZM4 110V111H3ZM21 110H23V112H22V114L23 115H20V114H18V115H20V117H21V119L22 120H20V117H18L17 115H16V117H18V118H16L15 116L13 117V115H11V114H14L15 115V112H19L20 113V111ZM28 110V111H27ZM34 110V111H33ZM57 112H56V111ZM77 110V111H76ZM79 110V111H78ZM81 110V111H80ZM86 111V115H85V112L84 111ZM97 110L99 111V112H97ZM136 110V111H135ZM140 111V112H138V111ZM144 110V111H143ZM153 110V112H151ZM190 110H192V111H190ZM194 110V111H193ZM225 110V111H224ZM24 111H25V113H24ZM41 111H39V113H41ZM59 111H60V113H59ZM87 111H88V113H87ZM92 111H94V112H92ZM101 111V112H100ZM107 111H109V112H107ZM133 111H135V112H133ZM145 111H147V113L149 112L150 114L152 113V114H155V115H161V116H158V119H159V117H160V122H158V124L159 125H162V123L163 124H165V125H167L166 123L167 122H169L168 124H169V127L168 128H170V130L168 129V128H165V133L163 134L162 132H160V134H158L157 135V132L156 131H153V133H151V131L154 129L153 127L152 128H148V127H150V125H148V120H152V118H151V116H150V118H149V114H146L145 113ZM158 111V112H157ZM168 111V112H167ZM171 111V112H170ZM175 111V112H174ZM190 111V112H189ZM209 111V112H208ZM217 111V112H216ZM231 111V112H230ZM232 111L234 112V113H237V114H233L232 113ZM244 111V113L242 114V112ZM10 112V113H9ZM29 112V113H28ZM36 113L35 115H36V118H35V115L33 116L32 115V113ZM45 112V113H46ZM64 112V113H63ZM70 112V113H69ZM76 112H78L77 114H76ZM156 112H157V114H156ZM160 112V113H159ZM164 112V113H163ZM185 112H186V114H185ZM198 112H200V113H198ZM208 112V113H207ZM245 112L247 113L246 115H248V117H250L249 119H247L246 118V116L244 117V119L246 118V120H244V119H242V117L244 116V114H245ZM251 112V113H250ZM9 114V116L11 115L12 117L10 118L11 119V121L10 122H3L4 124H2L1 122V119L4 117V116H8V114ZM33 113V114H34ZM63 113V114H62ZM91 115H90V114ZM96 113H97V115H96ZM105 113V115L104 116H102L103 114ZM162 113L165 115V114H167V118L166 117H164V116H162ZM173 113V114H172ZM189 113V114H188ZM198 113V114H197ZM215 113L217 114V115H215ZM227 113H229V114H227ZM238 113H239V115L241 116L242 115V117H241V119L240 118H238L237 117V115H238ZM28 114V115H27ZM30 114H31V116H30ZM79 114H82L81 116L84 118V119H82V117L81 116H79ZM88 114V115H87ZM132 114V115H131ZM192 114V115H191ZM201 114H205V115H202L201 116ZM232 114V115H231ZM251 114V115H250ZM4 115V116H3ZM67 115V116H66ZM96 115V116H95ZM126 115V116H125ZM145 115H147V117L145 118ZM196 115H197V118H196ZM233 116L234 117V115H235V119L237 120V118H238V121H239V123H238V127H237V121L235 120L234 121V119H232L233 117H231V116ZM238 115V116H239ZM254 115V116H253ZM257 115V116H256ZM9 116L7 117V120L9 121ZM23 116H26V117H24V119H23ZM38 116V117H37ZM74 116H76V117H74ZM77 116L80 118H78L77 119ZM85 116V117H84ZM87 116L89 117L90 116V119H88L87 118ZM92 116V117H91ZM98 116V117H97ZM100 116V117H99ZM199 116V117H198ZM239 116V117H240ZM251 116H252V118H251ZM255 116H256V118H258V119H260V121H259V123L257 122V119H255ZM6 117H5V119H6ZM29 117V118H28ZM54 117L56 118V119H54ZM65 117H67V118H65ZM68 117H69V119H68ZM103 117V118H102ZM173 117V118H172ZM200 117L202 118V119H200ZM206 117V118H205ZM12 118L13 119H17L16 120V122H15V120H12ZM53 118V119H52ZM60 118H62V121L60 120ZM64 118V119H63ZM86 118V119H85ZM108 118V119H107ZM109 118H110V120H109ZM149 118V119H148ZM164 118H166V119H164ZM193 118V119H192ZM213 118H214V120H213ZM25 119H27V120H25ZM53 120L54 121V123H57V125H55L54 123H52V121L51 120ZM104 119V120H103ZM118 119V120H117ZM191 119V120H190ZM198 119H200V121L198 122ZM229 119L231 120V121H233V122H236V126H234L233 125V122H231V121H229ZM251 119V120H250ZM3 121H4V118L2 119ZM7 120H5V121H7ZM32 120V122H34L33 124H32V122H30ZM47 120H49L48 122H47ZM65 120V122L68 120L70 123H69V125H68V121L65 123V124H62L63 123V121ZM78 120V121H77ZM96 120H100V122L99 121H97V124L94 126L93 125V123L96 121ZM121 120V121H120ZM166 120H167V122H166ZM170 120H172L171 122H170ZM183 120V121H182ZM197 120V121H196ZM209 120H211L210 122H208ZM254 120V121H253ZM13 121V122H12ZM18 121V122H17ZM21 121H23V122H21ZM56 121V122H55ZM59 121V122H58ZM73 121V122H72ZM101 121H103L102 123H101ZM162 121V122H161ZM165 121V122H164ZM189 121H191V122H189ZM195 121H196V123L198 124V123H200L201 121V123L200 124H195L197 127H195V129L193 128V126H191V124H194L195 123ZM216 123H215V122ZM253 121V122H252ZM44 122H45V124H44ZM80 122V123H79ZM99 122V123H98ZM142 122V123H141ZM178 122H179V125H178ZM214 122V123H213ZM227 122H231V124L232 125H230V127L227 125V124H230V123H227ZM47 123V124H46ZM48 123H52V124H48ZM96 123V122H95ZM113 123V124H112ZM115 123V124H114ZM120 123V124H119ZM149 123H151V122H149ZM188 123V124H187ZM191 123V124H190ZM207 123H211V124H209V125H211V126H208V124ZM225 123H227V124H225ZM242 123H248V124H246V125H244V124H242ZM29 124V125H28ZM37 124V125H36ZM202 124V125H201ZM204 124H206L209 128H207L210 132H208V130L206 129V125H204ZM218 124L220 125V126H218ZM222 124H223V126H224V124L225 125H227V126H222ZM241 126H240V125ZM31 125H34V129H35V131H37L36 133H39V135L40 136H42V137H39V135L37 134V135H34L35 134V132H33L34 131V129L32 128V126ZM36 125V126H35ZM67 125V126H66ZM92 125V126H91ZM99 125V126H98ZM114 125V126H113ZM165 125H164V127H165ZM206 126L205 127V131H204V126ZM249 125V126H248ZM7 126V127H6ZM27 126V127H26ZM59 126V127H58ZM60 126H61V128H60ZM116 126V127H115ZM129 126V127H128ZM148 126V127H147ZM168 126V125H167ZM184 126V127H183ZM217 126V127H216ZM234 127V128H232V127ZM239 126L241 127V128H239ZM16 127V128H15ZM19 127V128H18ZM24 127V128H23ZM53 127H54V129H53ZM63 127V128H62ZM128 127V128H127ZM173 127V129H171ZM221 127V128H220ZM4 128V129H3ZM7 128H9V129H13V130H9L8 129V131H7ZM14 128L15 129H18V131L17 130H14ZM32 130H31V129ZM36 128H39V130L37 129L36 130ZM46 129V131H44V129ZM113 128V129H112ZM125 128V129H124ZM197 128V129H196ZM199 128H201L202 129V133L200 134V132H196V130L198 131V129ZM223 128H224V130H223ZM239 128V129H238ZM247 128V129H246ZM3 129V130H2ZM20 129V130H19ZM23 129V130H22ZM24 129H26V130H29V132L28 131H26V130H24ZM61 129V130H60ZM122 129H123V131H122ZM189 129V130H188ZM235 129H237V130H235ZM244 129H245V132H243L244 131ZM42 130V131H41ZM136 130V131H135ZM166 130H168V131H166ZM174 130V131H173ZM192 130V131H191ZM232 130V131H231ZM243 130V131H242ZM258 130V132H256ZM3 131V132H2ZM20 131V132H19ZM21 131L24 133H26L27 134V136H25L26 134L24 133L23 134V136H22V138H23V140L21 141V138H18L17 136H19V137H21V135H22V133H21ZM39 131V132H38ZM51 133H49V132ZM109 131V132H108ZM235 131H239L238 133L237 132H235ZM2 132V133H1ZM33 132V133H32ZM42 132H44L43 133V135L41 134ZM52 132H54V136H53V138L56 140L55 141V143H54V140H52L51 139V137H52V135H53V133ZM67 132H68V134H67ZM119 132H121V133H119ZM124 132V133H123ZM172 132H174L173 134H172ZM196 132V133H195ZM205 134H204V133ZM234 132V133H233ZM262 132V133H261ZM7 133V134H8ZM19 133H21L20 135H19ZM29 133V134H28ZM46 133H48V135H46ZM56 133V134H55ZM64 133H66V134H64ZM84 134V136H82L83 134ZM138 133H139V135H138ZM150 133V134H149ZM159 133V132H158ZM161 133L163 134V136H165L164 138H163V136L161 137L160 135H161ZM167 133V134H166ZM168 133H170V134H168ZM193 133H194V135H196L197 137H198V139H197V137H196V139H194L195 138V136L193 135ZM261 133V134H260ZM49 134H50V136L51 137H49ZM65 136H64V135ZM120 134V135H119ZM149 134V135H148ZM156 134V135H155ZM172 134V135H171ZM197 134H199V135H197ZM68 135V136H67ZM113 136V138H112V136ZM122 135H124V137H125V139H124V137L122 136ZM130 135L132 136V137H130ZM135 135V136H134ZM137 135V136H136ZM167 135V136H166ZM169 135V136H168ZM193 135V136H192ZM224 135H223V137H224ZM264 135V134H263ZM263 135H261V136H263ZM14 136H12V137H14ZM24 136H25V141H24ZM36 136H38V138L36 137ZM149 136V137H148ZM157 136V137H156ZM160 136V137H159ZM246 136H248V137H246ZM31 137V138H30ZM33 137V138H32ZM36 137V139H34ZM63 137H64V140L66 141H62V139H63ZM100 137V138H99ZM134 137V138H133ZM157 139H156V138ZM172 137V138H171ZM184 137V138H183ZM192 137V138H191ZM226 137V136H225ZM26 138H27V140H26ZM30 138V139H29ZM40 138V139H39ZM45 138V139H44ZM68 138V139H67ZM80 138H82V139H80ZM131 138V139H130ZM148 138V139H147ZM168 138V139H167ZM191 138V139H190ZM263 138V137H262ZM261 138V139H262ZM43 139V140H42ZM47 139H49V142L47 141ZM51 139V140H50ZM166 139V140H165ZM260 139V140H261ZM4 140V139H3ZM11 140H13L12 138H11ZM13 140V142H10L9 141V144H14V141ZM38 140V141H37ZM127 140V141H126ZM128 140H129V142H128ZM131 140V141H130ZM152 140V141H151ZM187 140L190 142V143H188V144H190V146L192 147V144H194L195 145V147H197L199 150H200V152H201V154H200V152H199V154H198V152H197V150L198 149H195V150H190V152H188V149H191V147L190 146H186L187 145ZM195 140H197V141H195ZM250 140V141H249ZM259 140V141H260ZM25 142V144H27V142H28V144L30 143V145L29 146H27V145H25L24 144V142ZM31 141V142H30ZM79 141V142H78ZM119 141V142H118ZM125 141V142H124ZM248 141V142H247ZM38 142V143H37ZM53 142V144H51V143ZM69 142V143H68ZM72 142V143H71ZM126 142L128 143L127 145L129 146V144H130V146H129V148H130V151H131V153H132V155H136L135 157H136V163H139V164H137V167H135L134 169H132V172H130L129 173V175L127 176H125L127 179H125V177H124V180H120L119 178H118V175H117V172L115 171V169L117 168V167H119L116 163H125L126 161H124V160H126L127 159V157L125 156V152H124V149H123V145H125L126 144ZM168 142V143H167ZM242 142H240L241 144H239V148H241L242 147ZM264 141H263V139L261 140V142H259L258 143V141H256V143H258L257 144V147L258 146H263V143ZM38 145H37V144ZM45 143H47V146H46V144ZM48 143H50V144H48ZM133 143V144H132ZM152 143V144H151ZM181 143V144H180ZM248 143V144H247ZM43 144H45V147H44V145ZM54 144H55V146H54ZM62 144V145H61ZM104 144V145H103ZM120 144V145H119ZM145 144V145H144ZM162 144V145H161ZM186 144V145H185ZM196 144H199V145H196ZM253 144V143H252ZM3 146H1L0 145V148H4V147H6L4 150H3V148L0 150V154H3V153H5L6 152V150H7V148H8V143L6 144V146H4V144H2ZM35 145V146H34ZM42 145V146H41ZM48 145H51V146H49V149L48 148H46V147H48ZM73 145V146H72ZM254 145H256V144H253L251 147L253 148L252 150H254V149H256L257 147L256 146H254ZM184 146H186L185 147V149H187V150H185L184 148V151H183V149H182V147H184ZM244 146V145H243ZM254 146V147H253ZM16 147V148H15ZM21 147V148H20ZM190 147V148H189ZM194 147V146H193ZM216 149V151L217 152H220V150H218V147L219 146H217V145H215L214 146ZM214 147H213V151H215L214 150ZM248 147V146H247ZM260 147H258L257 149H259ZM24 148V149H23ZM42 148L43 149H45V150H47V151H49V152H47V151H45V150H42ZM51 148V149H50ZM66 148V149H65ZM179 148H181L182 149V151H181V149L179 150ZM244 149H248L247 151H248V153H251V150L249 149L250 148V146H249V148H246V146H244L243 147ZM81 151H80V150ZM106 149V150H105ZM134 149V150H133ZM180 151V152H183V154H181L182 156H180V155H178V150ZM242 149V148H241ZM244 149H243V156H245L246 157V155H247V157H246V159L244 158V159H242L243 157H241V155L242 154H239V153H236L235 152V155H234V152L233 151H237L238 150V148H236V149H234L233 151H228L227 149L225 150V152L226 151H228V152H230L232 155L231 156H233V158H235V162L233 161V160H231V162H232V165H235V167L234 166H232L231 165V167H229V165L230 164H228L227 165V168H228V173H230L232 170V172L231 173H235V171H236V169H237V172L236 173H238V170H239V174H243L244 172H246V170H245V168H242V171L244 170V172L242 173L241 172V167L240 166H238V164H240L241 166H242V163H244L243 162V160L246 162L247 160H249L250 158L248 157V156H250V157H252L250 160H252V163H253V157L254 156H251V154L249 155L247 152V154L246 155H244ZM170 150V151H169ZM224 150H222L221 152H222V156H221V152L218 154V157H220L222 160H221V162H223V163H227V162H225V159H227V161L229 160V158H232L230 155H229V158H227V156H228V152H224ZM245 150V151H246ZM168 151H169V153H168ZM178 151V152H177ZM197 152V154H196V152ZM99 152V153H98ZM121 152V153H120ZM174 152H175V154H176V152H177V154L175 155L174 154ZM186 152H188V153H190V155L188 154V156H186L187 155V153ZM225 154H224V153ZM238 152H240L239 150H238ZM242 152V151H241ZM240 152V153H241ZM116 153V154H115ZM193 153H195L196 154V157L198 158H195L194 159V157H195V154L193 155ZM209 153H213L212 155H214V152H212V151H210ZM216 153V152H215ZM122 154V155H121ZM165 154V155H164ZM180 154V153H179ZM217 154V153H216ZM224 154V155H223ZM226 154H227V156H226ZM240 156H239V155ZM22 155V156H21ZM36 155H38V157L36 156ZM43 155V156H42ZM89 155V156H88ZM124 155V156H123ZM70 156V157H69ZM167 156V157H166ZM169 156H170V158H169ZM176 156V157H175ZM189 156H191V157H189ZM207 156V155H206ZM208 156H209V154H208ZM210 156H211V154H210ZM36 157V158H35ZM48 157H50V158H48ZM53 159H52V158ZM126 159H125V158ZM189 157V158H188ZM239 157V158H238ZM34 158V159H33ZM39 158V159H38ZM66 158H67V160H66ZM85 158V159H84ZM174 158H175V160H174ZM232 158V159H233ZM34 161H33V160ZM168 159V160H167ZM169 159H172V160H169ZM203 159H204V157H203ZM206 159H207V157H206ZM4 160V161H3ZM40 162H39V161ZM66 160V161H65ZM93 160H94V162H93ZM103 162H102V161ZM145 160V161H144ZM208 160V159H207ZM206 160V161H207ZM210 160V159H209ZM209 160H208V162H209ZM239 162L238 164H237V161ZM241 160V161H240ZM254 160H256V158H254ZM24 161H25V163H24ZM31 161H33V162H31ZM96 161V162H95ZM122 161V162H121ZM139 161V162H138ZM167 161V162H166ZM171 161V162H170ZM205 161V162H206ZM21 162H23V163H21ZM34 162L36 163L37 162V164L35 165L34 164ZM44 162V163H43ZM102 162V163H101ZM180 162V163H181ZM203 162H204V160H203ZM203 162H200V163H203ZM204 162V163H205ZM99 163V164H98ZM111 163V164H110ZM135 163V162H134ZM168 163V164H167ZM228 163H230L229 161H228ZM234 163V164H233ZM237 165H236V164ZM4 164V165H3ZM63 165V167H62V165ZM117 166H116V165ZM154 164H156V165H154ZM30 165H32V166H30ZM111 165V166H110ZM61 166V167H60ZM91 166V167H90ZM93 166V167H92ZM100 166V167H99ZM107 166L108 167H110V168H107ZM139 166V167H138ZM171 166V165H170ZM238 166V167H237ZM37 167V168H36ZM116 167V168H115ZM152 167V168H151ZM155 167V168H154ZM237 167V168H236ZM18 168V169H17ZM105 170H104V169ZM111 168L112 169H114V170H112V171H110L111 170ZM236 168V169H235ZM60 169V170H59ZM103 169V170H102ZM107 169V170H106ZM140 169V170H139ZM147 169H149V170H147ZM247 169V168H246ZM116 170H118V168L116 169ZM230 170V171H229ZM27 171V172H26ZM110 171V172H109ZM115 171V172H114ZM144 171H147L146 173L148 174L147 176H146V174L145 173H142V172H144ZM148 171H149V173H148ZM155 171V172H154ZM136 172V173H135ZM151 172V173H150ZM155 174H154V173ZM92 173V174H91ZM108 173V174H107ZM115 173V174H114ZM135 173V174H134ZM226 173V172H225ZM230 173V174H231ZM233 173V174H234ZM141 174H143V175H141ZM153 174V175H152ZM100 175V176H99ZM110 175H112V176H110ZM115 175V176H114ZM149 175H152L151 176V178L153 177V180H151L149 177ZM14 176V177H13ZM48 176V177H47ZM78 176V177H77ZM103 176V178L101 179V177ZM106 176V177H105ZM142 176V177H141ZM149 176V177H148ZM159 176H161V175H159ZM165 176V175H164ZM163 176V177H164ZM98 177H100V178H98ZM104 177L106 178V180L104 179ZM110 177H112V178H110ZM129 177V178H128ZM141 177V178H140ZM21 178V181L19 180ZM108 178V179H107ZM116 178H117V180H118V182H117V180H116ZM139 178V179H138ZM148 178L150 179V180H148ZM162 178V177H161ZM208 178V177H207ZM105 180V181H99V180ZM137 179V180H136ZM141 179V180H140ZM37 180V181H36ZM42 182H41V181ZM112 180V181H111ZM32 181V182H31ZM98 181V182H97ZM120 181V182H119ZM124 181V182H123ZM133 181L135 182V183H137L136 184V187L138 188L139 187V189H138V191H136L137 190V188L135 187V186H133ZM144 181H149L147 184H150L151 182L153 183V185H152V187L151 188H149L148 189V192L147 193H143V191H145V190H143V188H144V185H143V187L142 188H140V186L142 185V184H145L146 185V182H144ZM204 181H206V182H204ZM211 181V182H210ZM99 182H100V185L102 184L103 186H105L106 187V190H105V193H106V195H105V193H104V196L102 197V198H100V200L98 199V201L100 202V205H99V203L97 202V203H95V204H93L91 207H88V208H84V207H86V206H84L83 204V202L85 201V198L88 196V197H90L92 194H91V192L93 193V191H95L96 189H97V187L99 186ZM106 182V183H105ZM123 184H122V183ZM204 182V183H203ZM29 183V184H28ZM32 183V184H31ZM113 183V184H112ZM134 183V184H135ZM151 183V184H152ZM208 183V185L209 184H211V185H206ZM216 183V182H215ZM36 184V185H35ZM115 184V185H114ZM22 185V186H21ZM28 185V186H27ZM34 185V186H33ZM93 185H95V186H93ZM107 185V186H106ZM112 185H114V186H112ZM128 185H131L132 187H134V189L132 188V190H131V186H129L128 187ZM139 185V186H138ZM18 186V187H17ZM21 186V187H20ZM37 186V187H36ZM207 186V187H206ZM210 186L212 187V189H214V190H212L211 188H210ZM31 187H33V188H31ZM117 187V188H116ZM129 188L128 189V191H127V188ZM204 187H206L205 189H204ZM34 188H36L35 190H34ZM115 188V189H114ZM207 188H209V189H207ZM28 189V190H27ZM30 189V190H29ZM143 191H142V190ZM32 190H34V192H32ZM140 190V191H139ZM202 190H204V192L202 191ZM126 191V192H125ZM138 192L139 194L141 193V191H142V195H140V197H137V195H138V193H136V192ZM31 192V193H30ZM128 192V193H127ZM132 192H135V194H137V195H133V196H135V199H134V197L133 196H130V195H132V194H134V193H132ZM205 192H207V193H205ZM13 193V194H12ZM107 193L110 195H108L107 196ZM130 193V194H129ZM218 193V194H217ZM88 194V195H87ZM11 195V196H10ZM90 195V196H89ZM218 195V196H217ZM105 196H106V199H108L107 200V202H106V199H105ZM128 196H130V197H133V198H130L129 200V203H128ZM141 196L143 197V198H141ZM144 196H145V199H144ZM201 196H202V198H201ZM212 196V197H211ZM220 196V197H219ZM110 197V198H109ZM208 197V198H207ZM216 197H219V198H221V201H217L219 198H217L216 199ZM6 198V199H5ZM117 198H118V200H117ZM199 198V197H198ZM214 199H216V201L215 202H213V200ZM115 199V200H114ZM133 199V200H132ZM140 199V200H139ZM114 202H113V201ZM127 200V201H126ZM139 200V201H138ZM206 200V201H205ZM210 200V201H209ZM220 200V199H219ZM125 201H126V204H125ZM134 201V202H133ZM209 201V202H208ZM223 201V202H222ZM105 202V203H104ZM201 202V203H200ZM205 204H204V203ZM213 202V203H212ZM220 202V203H219ZM110 203H111V205H110ZM134 205H133V204ZM136 203H138V204H136ZM203 203V204H202ZM209 203V204H208ZM210 203H211V206H210ZM215 203V204H214ZM76 204V205H75ZM78 204V205H77ZM98 204V205H97ZM103 204V205H102ZM124 204V205H123ZM130 206L131 204V206L133 207V209H132V207L130 206V208H128L129 206ZM139 204H141V206H142V208L144 207L145 208V210H144V208H143V210H142V208L141 207H139ZM188 204V203H187ZM192 204V205H191ZM69 205H70V207H69ZM74 205V206H73ZM83 207H81V206ZM102 205V206H101ZM138 205V207H136ZM199 205H202V206H199ZM215 206L214 208H213V206ZM218 205H221V206H218ZM101 206V207H100ZM109 206V207H108ZM120 206H122V208L120 207ZM160 206V205H159ZM209 206H210V209H209ZM107 207V208H106ZM196 207V208H197ZM218 207V208H217ZM57 208V209H56ZM90 208V209H89ZM102 208H103V210H102ZM108 210V211H106V209ZM126 208L130 211V213H128V211L127 212H125L126 211ZM189 208V207H188ZM191 208V207H190ZM189 208V209H190ZM217 208V209H216ZM73 209V210H72ZM83 209V210H82ZM110 209V210H109ZM119 209V210H118ZM192 209V208H191ZM200 209V208H199ZM200 209V210H201ZM214 209V210H213ZM75 210V211H74ZM124 210V211H123ZM142 210V211H141ZM200 210L198 211L199 213H200ZM196 211V212H195ZM218 211V212H219ZM78 212V213H77ZM135 212H136V214H135ZM138 212V213H137ZM148 212V211H147ZM116 213V214H115ZM125 213H127V214H125ZM136 216V215H138L139 216V218H137L138 216H134L133 214ZM198 213V214H199ZM122 216H121V215ZM132 216H130V215ZM140 214V215H139ZM141 214H142V216H141ZM182 214H184V215H182ZM220 214H221V216L225 219V221L222 223L221 222V216H220ZM251 214H252V216H251ZM250 214V220H249V218L248 219H243L244 221L246 220V221H251V222H248L247 224H246V222H244L245 224H244V227H246V226H248V228L250 227V226H252L253 225V227L255 226L254 224H255V222H256V219H257V215L254 213V215H253V213H251ZM117 215H119V216H121V218L123 217V218H126L127 219V217H126V215L128 216V220L130 219V218H133V216L135 217V219L134 220H136V218L138 219V220H136V221H139L140 219V222H138V223H140L139 224V226H137L138 224L136 223V221H135V223H133V220L132 221H129V222H127L128 220H126L125 221V219H123V221L121 220V218H119V216H117ZM124 215H125V217H124ZM112 216H113V218H112ZM145 216L146 217H148L147 219L145 218ZM153 216V215H152ZM142 217V218H141ZM195 217L196 218H198L199 217V219L201 218L202 219V221H203V224L205 223V225H203V224H201V220H199L198 219V222H193L192 220L194 219L195 220ZM251 217L252 218H254V217H256V218H254L253 219V222H252V220H251ZM264 217V216H263ZM111 218H112V221H111ZM115 218H117V219H120V220H116ZM144 218H145V220H144ZM191 218H192V220H191ZM206 218V219H205ZM208 218V219H207ZM216 218H217V220H216ZM220 218V219H219ZM222 218V219H223ZM94 219H96V220H94ZM115 219V220H114ZM143 219V220H142ZM153 219H155V221L153 220ZM167 219H169V217H167ZM170 219H171V217H170ZM169 219V220H170ZM173 219H171V220H173ZM205 219V220H204ZM230 218L228 219V221H226L227 223V227H226V230H227V228L229 229H231V227L233 226H231L230 227V225L232 224V222L234 221V219L233 220H231ZM98 220V221H97ZM105 220V221H104ZM114 220V221H113ZM169 220H167L168 222H169ZM177 220V221H178ZM213 220V221H212ZM230 220V221H229ZM60 221V222H59ZM62 221V222H61ZM109 221H111V222H121V224L125 221L126 223L124 224L123 223V225L121 226V224L120 223H115L114 225H116V224H119V225H117V226H110V224L112 225L113 223H111V222H109ZM145 221H150V222H152V223H154V225L153 224H151V223H148V222H145ZM190 221H192V222H190ZM207 221V222H206ZM210 223H209V222ZM255 221V222H254ZM105 222H107L106 224H105ZM130 222H132L131 224H130ZM168 222H165L166 224L168 223ZM169 222V223H170ZM185 222V223H184ZM189 222V223H188ZM221 222V223H220ZM263 223H262V225H261V222L259 223V225H260V227L258 226V224H257V226L256 227H259V228H257L256 229V227H254L253 229H254V231H253V234L254 235H252L251 234V237H250V239L248 238L247 240H250V241H247V243L245 242V245H246V247H247V249L245 250V245H244V247L242 248L243 249V251L242 252H244L245 254H244V256L245 255H249V254H251V253H253V255H251V258H250V255L249 256H242L243 258L242 259H245L244 261H243V264L244 263H246L247 264V262L246 261H250V259H255V263L256 264H264V226H263V224H264V221H262ZM142 223V224H141ZM143 223H145V226H146V223H147V225L148 224H151V225H148L149 227H147V228H149V230H145V228H144V225H143ZM164 223V224H165ZM191 223H193V224H191ZM196 223V226L194 225ZM201 224V226H200V224ZM210 224V225H213V224ZM219 223L221 224V225H219ZM249 223L251 224V225H249ZM94 224V225H93ZM103 224V225H102ZM128 224H130V226H127ZM137 226V228H140V226L142 227V229L141 230H145V232H147V233H145V232H143V231H140V229H136V226ZM163 224V225H164ZM165 224V225H166ZM181 226H179V225ZM186 225V227H185V225ZM190 226H189V225ZM199 224V225H198ZM230 224V225H229ZM241 224H242V222H241ZM239 225L238 227H236L235 229H233L232 231H234L235 232V235H237V233L236 232H239L240 231V229H241V231L243 230L242 228H240V227H242V225ZM98 225H99V228H98ZM104 226V229L102 228V226ZM108 225V226H107ZM124 225H125V227H124ZM155 225H157V227H155V232H157L158 233V235H156V233L154 232L153 234L157 237V239L158 240H166V238H168V239H170V240H166V244H168L169 245V247H168V245H167V248H165V243L163 244L162 242V244H163V247H162V244L160 243V241H158L157 240V244H156V247L157 248H155V245H151V244H155V243H150L151 242V240H152V238H153V240H155V237L154 236H152V238H151V236L150 235H153L152 234V231H151V226L154 228V226ZM164 225V228H166V226L168 225L169 226V224H167L166 226ZM178 225V226H177ZM183 225V226H182ZM219 225V226H218ZM101 226V227H100ZM120 226V227H119ZM131 226H133L135 229H132V228H130ZM167 226V227H168ZM198 226H200V227H198ZM121 228V229H119V233H120V230H123L122 228H125V230L123 231L124 233H120V235L122 234V235H124V237L123 238H120L121 236H119L118 238H120V239H117V236H118V230H117V228ZM128 227V228H127ZM173 228V231H171L170 229H172ZM189 227V228H188ZM205 227V228H204ZM222 227V226H221ZM263 227V228H262ZM103 230H102V229ZM108 230H107V229ZM114 228V229H113ZM126 228H127V230H126ZM195 228V229H194ZM196 228H199V229H202V232H201V236L199 237L200 239H201V237H202V235L204 234V230L206 229V228H210V230H211V232H209L208 230L209 229H206L207 230V232L204 234L205 236H209L208 238H210V233H211V237H213V238H210V240H209V244L207 243V244H204V243H200V245H198L197 244V242H196V244L194 243H192L191 241H190V238H197L196 236H194V235H198V230L199 229H196ZM215 228V229H214ZM261 228V229H260ZM95 229H97V230H95ZM110 229H112L111 230V232L109 231ZM130 229H132V230H134V238H136L135 237V235H136V233H139L138 235H136L137 236V238H136V240H134V238H133V236L131 235V233L133 232L132 230H130ZM158 231H157V230ZM168 229L171 231V233H167V232H170V231H168ZM189 229H190V231H192V232H190L191 234H189V233H187L188 231H189ZM236 229L238 230V231H236ZM108 231V233L110 232V233H112V234H108L107 233V231ZM114 230L115 231H117V232H114ZM129 230H130V234L128 233L127 234V232H129ZM135 230H138L137 232L135 231ZM153 231H154V229H152ZM193 230H196V232L194 231V234L192 235V233H193ZM205 230V231H206ZM216 230H218V231H216ZM259 230V231H258ZM263 230V231H262ZM97 231V232H96ZM125 231H127V232H125ZM148 231H149V233L150 234H148ZM160 231V232H159ZM201 231V230H200ZM199 231V232H200ZM136 232V233H135ZM140 232H142L141 234H140ZM178 234H181V236L180 235H177V233ZM180 232V233H179ZM186 233V235H192V237H190L189 238V236H184V238L185 239H188V241L187 242H184V238H183V234L182 233ZM213 232V233H212ZM93 233H95L94 235H93ZM116 235H115V234ZM144 233L145 234H148V236L151 238V240H148L149 239V237H147L146 239H145V237L147 236H145L144 235ZM175 233V234H174ZM203 233V234H202ZM215 233H217V234H215ZM243 233V232H242ZM241 232H240V234H242ZM255 233H257V234H255ZM261 233V234H260ZM105 234H107V238L104 236ZM114 234V235H113ZM142 234H143V237H142ZM166 234V235H165ZM170 234H172V235H170ZM207 234V235H206ZM239 234V233H238ZM258 234H259V236H258ZM98 235V236H97ZM110 235V236H109ZM131 236V238H130V236ZM141 237H140V236ZM160 235V236H161ZM169 235V236H168ZM185 235V234H184ZM218 235H220V236H218ZM94 237L93 239L92 238H89V237ZM102 236H104V237H102ZM172 236V237H171ZM182 237V238H179V237ZM194 236V237H193ZM215 236V237H214ZM89 239H92V240H89ZM103 239H102V238ZM110 237V238H109ZM114 239H113V238ZM139 237L142 239V238H144V239H142V242L139 240ZM218 237V238H217ZM219 237H223V239H219ZM255 237H257V239L256 240H254L255 239ZM116 238V239H115ZM124 238H126V239H124ZM132 239V240H130L133 244H130L131 242L128 240V239ZM164 238V239H163ZM174 238V239H173ZM177 238V239H176ZM215 238H216V242L215 241H213L212 243H211V240H215ZM251 238H252V240H251ZM100 241H99V240ZM105 239H107L109 242L111 241V239H112V241L110 242V243H113L114 242V244H112L113 245V247H114V245H115V243L117 244V247H114V250H112L113 249V247H112V245H111V247H110V245H109V247H107V244L109 243V242H107L106 243V241H105ZM110 239V240H109ZM122 239H124L123 241H122ZM184 239V240H183ZM219 239V240H218ZM101 240H104V242H103V244L104 245H106V249H107V251H106V249H105V247L104 248H102L103 247V245H100L98 242H102ZM113 240H115V241H113ZM116 240L118 241V243L116 242ZM127 240V241H126ZM147 240V241H146ZM152 240V241H153ZM192 240V239H191ZM229 239H226V241H228ZM254 240V241H253ZM260 240V241H259ZM86 241V242H85ZM89 241V242H88ZM122 241V242H121ZM125 241V242H124ZM148 241H150L149 243V245H151V248L149 247L148 248ZM175 241V242H174ZM176 241H178L177 243H176ZM186 241V240H185ZM232 240H229L228 242H231ZM256 241V242H255ZM144 242H146L147 244H145ZM156 242V241H155ZM161 244V247H159V243ZM171 242H172V244H171ZM189 242V243H188ZM190 242H191V244H190ZM199 242H201V241H199ZM204 242V241H203ZM252 242V243H251ZM82 243L84 244V245H82ZM106 243V244H105ZM109 243V244H110ZM141 243H143L144 245H147V247H144V245L142 244V247H141ZM214 243V244H213ZM99 244V245H98ZM102 244V243H101ZM174 244H176L175 245V248L174 249H172L173 247H174ZM180 244H182V245H180ZM201 244H204V246L202 245V247H201ZM222 243H220V244H218L217 245V247H215V248H217V249H219L218 247H220V245H221ZM256 244V245H255ZM258 244V245H257ZM118 245H119V247H118ZM122 245L123 244H121V248H122V250H123V248H124V245H123V247H122ZM137 245H136V248H137ZM177 245H178V247H177ZM193 245H194V247H197V245H198V247H200V248H198L197 247V250L199 251V249H200V253H196L195 252V250H192V249H196V248H193ZM205 245H206V247H205ZM212 245H213V248H211L212 247ZM253 245H255V247H253ZM80 247H81V249H80ZM97 247V248H96ZM126 247L124 248V250H126ZM128 247H127V249H128ZM132 247V249H133V251H134V248ZM141 247V248H140ZM145 248V250H144V248ZM153 247H154V249H155V251L157 252V249H158V252L157 253H150L152 250H154L153 249ZM159 247V248H158ZM186 247L188 248V249H186ZM209 247V248H208ZM100 248V249H99ZM101 248L104 250H101ZM121 248H119L120 250H121ZM148 248V249H147ZM161 248V249H160ZM165 248V249H164ZM185 248V249H184ZM204 248V251L202 250V249ZM206 248V249H205ZM92 249V250H91ZM110 251H109V250ZM129 249L125 252L124 250L122 251L121 250V252H123V254L121 253L119 256H121V257H119V256H117V257H119L118 259V261L117 262H119V261H121V258H122V256H126L127 257V255H125V254H127L128 252H129ZM131 249V250H132ZM149 249H152V250H150L149 251ZM170 249V248H169ZM183 249V250H182ZM99 250H100V252H99ZM130 250V251H131ZM163 250H162V252L161 253H158L159 254V257L157 256V257H155L156 259H158L159 261H161L162 259L164 260V258L163 257H161L160 256V254L162 255H169V253H167L166 254V252H163ZM188 250H189V254L191 255V253H190V251L191 252H195L196 254L195 255H192V256H190L188 253H185V252H188ZM196 250V251H197ZM215 250V251H214ZM248 250V251H247ZM91 251H93V253L91 252ZM95 251V252H94ZM98 251V252H97ZM103 251V252H102ZM109 251V252H108ZM132 251V252H133ZM149 253H148V252ZM154 251V252H155ZM174 251V252H173ZM201 251H203V253L201 252ZM249 251H251V253H249L248 254V252ZM260 251V253H258V252ZM97 252V253H96ZM107 252V253H106ZM118 252H119V250H118ZM132 252H130L129 253V255H128V257L130 258L131 256H133V258L135 257V254H131ZM144 252H145V254H144ZM170 252V254H172ZM194 252H193V254H194ZM89 253H92V255L94 256V257H92V255L90 254V255H88ZM101 253V254H100ZM102 253L104 254H108L109 255V253H112V254H110L109 255V257L108 256H106V255H102ZM125 253V254H124ZM137 253V252H136ZM141 253H143V254H141ZM207 253V254H206ZM212 254V255H210V254ZM116 254V253H115ZM114 254V255H115ZM188 254V255H187ZM198 254H200V255H198ZM207 255V256H205L204 257V255ZM259 254V255H258ZM262 254V255H261ZM89 257H91V258H89L88 260L86 259V257L88 258V256ZM99 255H102V256H100L99 257ZM146 255V256H145ZM152 255V256H153ZM162 255V256H163ZM198 256L197 258H195L194 256ZM210 255V256H209ZM257 255V256H256ZM105 256V257H104ZM142 256H143V260H142ZM154 256L152 257V259H150L149 257V260H153V261H155V262H153V261H150V263H155V264H159L160 262L158 261V260H154ZM201 256V257H200ZM253 256V257H252ZM263 256V257H262ZM162 259H161V258ZM166 257V256H165ZM249 257V259L248 260H246L247 258ZM255 257V258H254ZM136 258V257H135ZM134 258V259H135ZM145 258V259H144ZM184 258V257H183ZM191 258V259H192ZM216 258V259H215ZM198 259V260H197ZM204 259V260H203ZM210 259H212V262H211V260ZM122 260L124 261V258H122ZM136 260V259H135ZM142 260V261H141ZM145 260V261H144ZM162 260V261H163ZM168 262H167V261ZM173 259H171V261H172ZM184 260L185 261H180L181 262V264L183 263V264H186V263H184V262H188V260H186V258H184ZM205 261V262H203V261ZM208 261V263H207V261ZM137 261V260H136ZM135 261V263L134 264H136L137 262ZM159 263H158V262ZM161 261V263L162 264H166L165 262H167V264H169V263H171V261L170 260H168V258L166 259L165 258V262L163 263ZM86 262V263H85ZM140 262H139V264H140ZM191 263V260L189 261V263L188 264H194V263ZM217 262H218V264H222V263H219V261L217 260ZM224 262V261H223ZM258 262V263H257ZM110 263V262H109ZM113 263H115V262H113ZM160 263V264H161ZM172 263H174V264H176L177 262H173L172 261ZM197 262H195V264H198ZM111 264V263H110ZM118 264H120V263H118ZM178 264V263H177Z\"/></svg>","mask_w":264,"mask_h":264},{"label":"bare ground","instance_id":"bare-ground-1","mask_svg":"<svg viewBox=\"0 0 264 264\" xmlns=\"http://www.w3.org/2000/svg\"><path fill=\"white\" fill-rule=\"evenodd\" d=\"M1 1H2V0H1ZM1 1H0V2H1ZM3 1H4V0H3ZM3 1H2V2H3ZM62 1H64V0H62ZM79 1H80V0H79ZM148 1H149V0H148ZM150 1H151V0H150ZM150 1H149V2L146 1V2H147V3H150ZM152 1H153V0H152ZM157 1H158V0H157ZM176 1H177V0H176ZM176 1H175V2L173 1V2L175 3V5H174L173 7H171L170 10L168 9V10L166 11V9H164V8H166L167 6H165V7L163 6V7H164L163 9H164V11H165V14L163 15V16H165V17H164V20H166V22L169 21L170 24L168 25L165 21H162V20H161L162 23H161V22L158 23V24H160V25L163 24V23H165V24L163 25V27L160 28V29H162V30H163V28H164V33L161 31V33H163V34H162V35H159L160 32L157 31L159 36L157 35V36H156V39L154 38L156 41H155L153 44L149 45L150 47H147V46H146L145 48H143V49H145L146 51H147L146 48H150V50H151V49H152V50H153V49H154V50H157L158 52H160V54H162V53L165 52L166 50L170 52V51H172V50H171L172 48H170V47H171V44H173L172 41H174L175 39H177V38L180 39V40H181L182 38H184V39H186V40H187L188 38L193 39V38H191V37H193V35L196 36L197 34L199 35V33H200V32L198 33L197 30H198V26H199V25H198V21H199L198 18L200 17L199 14H201L200 11H201L202 6L206 5V6L204 7V9H205L206 12H207V9H208V8H207V5H208V6H214V3H215V2L217 3V2H221V1H225V0H194L193 3H190L191 0H178L177 2H179V3H176ZM228 1H229V0H228ZM240 1H242V0H240ZM246 1H248V0H246ZM246 1L243 0L242 3H246ZM258 1H259V0H258ZM9 2H10V1H9ZM12 2H13V0H12ZM14 2H15V0H14ZM17 2H18V4H19L20 6L17 5L18 8H17L16 10H15L14 8L11 7L12 9H10V11H12V10L14 9L15 12H14V10H13V13H14V14L16 13L19 17H21V19L18 18L19 21H17V23L15 22L16 19L13 21V23H16L17 25H19V26L22 27V28H23V25H21V23L18 24V22L22 21V19H23V21H24V20L26 21V20L29 18V15H30V19H31L32 17L35 19V20H33V18H32L33 23H34V21H41L42 19H44L43 21H44V23H45V18L47 17L48 12L51 13V10H54V11H52V12H54V13L57 12V11H56V7H55V9H53V7L55 6V3H53L54 6H53V4H52L53 0H17ZM17 2H16V3H17ZM57 2H60V1H57ZM69 2H71V1H69ZM77 2H78V1H77ZM154 2H156V1L154 0ZM158 2H159V1H158ZM191 2H192V1H191ZM237 2H238V1H237ZM237 2H236V5H237V4L240 5L239 2H238V3H237ZM251 2H252V1H251ZM255 2H257V1H255ZM260 2H261V1H260ZM260 2H258V3H260ZM4 3L6 4V2H4ZM4 3H2V4H4ZM73 3H76V2H73ZM152 3H153V2H152ZM216 3H215V5H217V4H218V5L222 4V2H221L220 4H219V3L216 4ZM230 3H231V2H230ZM242 3H241V4H242ZM7 4H9V3L7 2ZM51 4H52L53 7L51 6ZM150 4H151V3H150ZM155 4H156V3H155ZM162 4H163V3H162ZM10 5H11V4H10ZM10 5H8V7H9ZM12 5H14V3H13ZM64 5H65V4H64ZM68 5H69V4H68ZM78 5H80V4H78ZM152 5H153V4H152ZM152 5H151V6H152ZM156 5H161V4L158 3V4H156ZM232 5H233V3H232ZM234 5H235V4H234ZM236 5H235V6H236ZM238 5H237V6H238ZM244 5H245V4H244ZM246 5H248V3H246ZM3 6H6V5H3ZM126 6H127V5H126ZM129 6H130V5H129ZM153 6H154V7H153ZM153 6H152V7H153V9H154V8H155V5H153ZM222 6H223V5H222ZM237 6H236V8H237ZM240 6H241V5H240ZM250 6H251V8H253V7L256 6V3H255V6H252V5H250ZM13 7H15V6H13ZM50 7H51V9H50ZM61 7H63V6H61ZM66 7H68V6H66ZM145 7H146V6H145ZM148 7L150 8V6H148V4H147V7H146L145 9H149ZM216 7H218V6H215V8H216ZM219 7H220V6H219ZM223 7H224V6H223ZM238 7H239V6H238ZM245 7H247V6H245ZM5 8H6V7H5ZM15 8H16V7H15ZM59 8H60V6H59ZM69 8H70V7H69ZM75 8H76V7H75ZM106 8H107V7H106ZM143 8H144V7H143ZM156 8H159V6H157ZM226 8H227V7H226ZM232 8H233V7H232ZM247 8H248V7H247ZM251 8H250V9H251ZM163 9H162V10H163ZM209 9H210V8H209ZM217 9H218V8H217ZM219 9H220V8H219ZM239 9H240V8H239ZM65 10H67V9H65ZM150 10H151V11H150ZM150 10H149V16H150V14H152V16L155 17V14L153 15V13H156V11H154V10H159V9H154L153 12H152V9H150ZM160 10H161V9H160ZM180 10H182V16H183L182 19L179 18V19L176 20V21H175V20H172L173 17L176 15V13L179 12ZM213 10H214V8H213ZM213 10H212V11H213ZM236 10H237V9H236ZM3 11H4V10H3ZM10 11H9V12H10ZM122 11H123V10H122ZM212 11H211V12H212ZM217 11H218V10H217ZM227 11H228V10H227ZM234 11H235V10H234ZM237 11H239V10H237ZM237 11L234 12L233 15H234L235 13H238ZM247 11H248V10H247ZM262 12H263V11H262ZM2 13H3V12H2ZM11 13H12V12H11ZM50 13H49V15H50ZM65 13H66V12H65ZM139 13H140V12H139ZM141 13H142V12H141ZM144 13H145V12H144ZM158 13H159V12H158ZM207 13H208V12H207ZM218 13H219V12H218ZM224 13H227V12H224ZM245 13H246V15H247V14H249L250 12H249V13L245 12ZM6 14H8V12H6ZM6 14H4V16H5ZM9 14H10V13H9ZM55 14H57V13H55ZM129 14H130V13H129ZM145 14H147V13H145ZM208 14H211V13H208ZM212 14H214V13H212ZM231 14H232V13H231ZM256 14H257V13H256ZM263 14H264V13H263ZM10 15H12V14H10ZM51 15H52V13H51ZM67 15H68V14H67ZM112 15H113V14H112ZM135 15H136V14H135ZM156 15H157V14H156ZM159 15H160L161 17H163V16L161 15V12H160ZM217 15H218V14H217V12H216L215 17H216ZM235 15H237V14H235ZM239 15L242 17V15L244 16L245 14H241V13L239 12ZM239 15H237V16H239ZM8 16H9V15H8ZM55 16H56V15H55ZM79 16H80V15H79ZM117 16H118V15H117ZM140 16H141V14H140ZM149 16H148V17H149ZM152 16H151V17H152ZM157 16H158V15H157ZM157 16H156V17H157ZM207 16H208V15H207ZM211 16H212V15H211ZM211 16H210V18H214V15H213V17H211ZM230 16H231V15H230ZM248 16H250V14H249ZM1 17H3V16L1 15ZM48 17H50V16H48ZM62 17H63V16H62ZM68 17H69V16H68ZM81 17H82V16H81ZM134 17H137V16H134ZM146 17H147V16H145V18H146ZM202 17H203V16H202ZM217 17H218V16H217ZM224 17H226V14H225V16H223V18H224ZM235 17H236V16H234L233 18H235ZM253 17H254V16H253ZM6 18H7V16H6ZM9 18H10V17H9ZM11 18H12V17H11ZM53 18H54V16H53ZM64 18H65V17H64ZM64 18H63V19H64ZM141 18H143V17H141ZM203 18L210 19L209 17H203ZM231 18H232V17H231ZM233 18H232V20H235V19H233ZM245 18L248 19V20L250 19L249 17H248V18L245 17ZM245 18H244V19H245ZM0 19H1V18H0ZM2 19L4 20V18H2ZM2 19H1V22H2V23H0V24H1V25H2V24L4 25V24H5V23H4L5 20L3 21ZM7 19H8V18H7ZM51 19H52V17H50V20H51ZM120 19H121V18H120ZM149 19H151V18H149ZM154 19H155V18H154ZM207 19H206V20H207ZM215 19H216V18H215ZM218 19H219V18H218ZM246 19H245V20H246ZM8 20H9V19H8ZM32 20H31V21H28V20H27L26 22L31 23ZM50 20H49V21H50ZM126 20H127V19H126ZM132 20H134V19H132ZM132 20H131V21H132ZM141 20H143V21H145V22L148 21V20H147V21L144 20V18L141 19ZM151 20L153 21V18H152ZM151 20H150V21H151ZM155 20H156V19H155ZM155 20H154V22H155ZM157 20H158V19H157ZM170 20H171V21H170ZM240 20H241V19H240ZM245 20H244V21H245ZM257 20H258V19H257ZM10 21H11V23H10L9 21H8V22H9L10 24H12V20H10ZM25 21H24V24H27V23H25ZM43 21H42V23H43ZM46 21L49 22V21L47 20V18H46ZM114 21L116 22V19H115ZM114 21H111V23L113 24ZM117 21L120 22V20H117ZM121 21H123V20H121ZM138 21H139V20L136 21L137 24H138ZM200 21H201V20H200ZM219 21H220V20H219ZM241 21H242V20H241ZM241 21H240V22H241ZM249 21H250V20H249ZM249 21H247V22L249 23ZM6 22H7V21H6ZM139 22H142V21H139ZM156 22H157V21H156ZM201 22H202V21H201ZM226 22H228V21H226ZM235 22H236V21H235ZM238 22H239V20H238ZM242 22H243V21H242ZM247 22H246V23H247ZM39 23H40V22H39ZM107 23H108V22H107ZM111 23H109V24L112 26ZM122 23H123V22H122ZM129 23H130V22H129ZM252 23H253V22H252ZM255 23H257V22H255ZM6 24H7V23H6ZM16 24H15V25H16ZM22 24H23V23H22ZM36 24L38 25V22H37ZM101 24H102V23H101ZM116 24H118V23L116 22ZM116 24H113V26H115ZM130 24H132V22H131ZM133 24H135V23L133 22ZM140 24H141V26H142V23H140ZM147 24H149V22H148ZM154 24H156V23H154ZM224 24H225V23H224ZM224 24H223V25H224ZM228 24H229V22H228ZM243 24H244V22H243ZM243 24H239V25H243ZM249 24H250V23H249ZM249 24H248V25H249ZM13 25H14V24H13ZM13 25H12V26H13ZM15 25H14V28H15ZM41 25H43V24H41ZM96 25H97V24H96ZM119 25H120V24H119ZM135 25H136V24H135ZM138 25H139V24H138ZM138 25H137V26H138ZM150 25H152V24H150ZM166 25H168V26H166ZM220 25H222V24H220ZM231 25H232V24H230V27H231ZM251 25H253V24H250V26H251ZM4 26H6V25H4ZM4 26H2L3 29H4ZM24 26H25V25H24ZM104 26L106 27V25H104ZM107 26H108V25H107ZM129 26H131V25H129ZM137 26H136V27H137ZM141 26H139V27H141ZM144 26H146V24H145ZM152 26H153V25H152ZM161 26H162V25H161ZM164 26H166V27H164ZM203 26H204V25H203ZM234 26H235V23H234ZM234 26L232 25V27H234ZM17 27H18V26H16V28H17ZM20 27H18V28H20ZM36 27H37V26H36ZM96 27H97V26H96ZM99 27H100V26H99V23H98V27H97L96 29H98ZM122 27H123V26H122ZM133 27H134V25H133ZM158 27H159V26H158ZM222 27H223V26H222ZM230 27H229V28H230ZM232 27H231V29L234 30L235 28H232ZM246 27H247V26H246ZM253 27H254V26H253ZM5 28H6V29H9V30H8V31L3 30L4 32L6 31V32H5L6 35H5V34L2 35V36H3V39H1L2 36H1V34H0V39H1V40H0V48H1V50H2L3 48H5L8 44H11V42H10V41H11V35H13L12 33L14 32V30L12 31V29H10V28H8V27H5ZM18 28H17V29H18ZM22 28H21V30L23 31ZM100 28L102 29V26H101ZM100 28L98 29V31H99V30L101 31ZM103 28H104V27H103ZM111 28H113V27H111ZM125 28H126V27H125ZM134 28H135V27H134ZM134 28H133V29H134ZM146 28H147V27H145L144 30H145ZM153 28H154V27H153ZM205 28H206V27H205ZM223 28H224V27H223ZM229 28H228V29H229ZM247 28H251V29H252V26H251V27L248 26ZM254 28H256V27H254ZM254 28H253V29H254ZM104 29H105V28H104ZM108 29H109V31H113V30H111L110 28H108ZM108 29H107V30H108ZM117 29H118V27L116 26V29H115V30H117ZM141 29H143V28L141 27ZM151 29H152V28H151ZM228 29L226 28V31H227V32H229V31L231 30V29H230V30H228ZM253 29H252V30H253ZM256 29H257V28H256ZM19 30H20V29H19ZM21 30H20V31H21ZM25 30H26V29H25ZM34 30H35V29H34ZM43 30H44V29H43ZM65 30H66V29H65ZM102 30H103V29H102ZM115 30H114V31H115ZM121 30H122V29H121ZM121 30H120V32H121ZM134 30H135V29H134ZM134 30L132 31V28H131V33H132V32H135V34H136V30H135V31H134ZM137 30H138V27H137ZM147 30H149V32H148V31H147V32H148V34H150V33H151V32H150V29L147 28ZM158 30H159V28H158ZM212 30H213V29H212ZM223 30H225V28H224ZM235 30H237V29H235ZM254 30H255V29H254ZM263 30H264V29H262V32H264ZM26 31H27V30H26ZM26 31H23V32H26ZM98 31H97V33H98ZM100 31H99V33L101 34ZM138 31H139V30H138ZM152 31H154V30H152ZM221 31H222V30H221ZM226 31H225V32H226ZM237 31H238V32H237ZM237 31H236L237 33H240L239 30H237ZM128 32H129V31H128ZM140 32H143V31L141 30V31L137 32V35H139ZM147 32H146V33H147ZM154 32H155V31H154ZM154 32H152V33H154ZM157 32H155V33H157ZM217 32H220V31L217 30ZM217 32H215V34H216ZM225 32L223 31V33H225ZM227 32H226V33H227ZM236 32H234V31H233V32H229V34H230V35H231L232 33H233V34H234V33L236 34ZM259 32L262 33L261 31H259ZM0 33H1V31H0ZM103 33H104V31L102 32V36H103ZM122 33H123V32H122ZM125 33H126V31H125ZM125 33H124V34H125ZM138 33H139V34H138ZM152 33H151V34H152ZM155 33H154V34H155ZM206 33H207V31H206ZM241 33H242V32H241ZM255 33H256V32H255ZM30 34H31V31H30ZM107 34H108V33H107ZM120 34H121V33H120ZM151 34H150V36H151ZM210 34H211V33H210ZM210 34L207 35V36H208V39L206 38L207 40H209L210 38H212V36L214 37V35H215L214 33H212V34H214V35H212L211 37H209ZM227 34H228V33H227ZM233 34H232V36H233ZM242 34H243V33H242ZM244 34H245V33H244ZM244 34H243V37H244ZM251 34H252V33H251ZM21 35H22V34H21ZM28 35H29V31L26 32V33H24L25 38H26ZM104 35H105V36H103V37H106V36L111 37L110 35H106V34H104ZM112 35H113V34H112ZM127 35H128V37L130 36L132 39H133V37H135V36H133L134 33H133V35H129V33L126 34V36H127ZM144 35H145V33H144ZM155 35H156V34H155ZM220 35H222V32H221ZM230 35H228V37H229ZM252 35H254V34H252ZM14 36L16 37V39L19 37V35H18V37L16 36L15 32H14L13 37H14ZM22 36H23V35H22ZM24 36H23V38H24ZM31 36L33 37V35H31ZM31 36H29L30 39H31ZM88 36H89V35H88ZM92 36H93V35H91V37H92ZM102 36H99V37H98V38L101 37L99 40L102 39ZM123 36H124V35H123ZM132 36H133V37H132ZM140 36H142V35L140 34ZM145 36H146V35H145ZM225 36H226V35H225ZM235 36H236V35H235ZM235 36H234V37H235ZM239 36H240L239 38H241L242 35H239ZM245 36H246V34H245ZM254 36H256V35H254ZM254 36H253V37H254ZM262 36H264V34H262L261 37H262ZM13 37H12V38H13ZM34 37H35V36H34ZM55 37H56V36H55ZM130 37H129V38H130ZM136 37H137V36H136ZM152 37H155V36L152 35ZM152 37H151V39H153ZM157 37H159V38H157ZM197 37H198V36H197ZM228 37H227V38H228ZM247 37H249V36H247ZM261 37H259V38H261ZM92 38H94V36H93ZM106 38H107V37H106ZM113 38H114V37H113ZM113 38H112V39H113ZM116 38H117V37H116ZM121 38H122V40L124 41L123 37H120V38H119V36H118V39H121ZM148 38H149V37H148ZM148 38H146V39L148 40ZM203 38H205V37H203ZM217 38H218V37H217ZM229 38H230V37H229ZM229 38H228V39H229ZM237 38H238V37H237ZM239 38H238V39H239ZM20 39H21V38H20ZM26 39H27V38H26ZM26 39H25V40H26ZM28 39H29V38H28ZM30 39H29V40H30ZM95 39H97V38L95 37ZM103 39H104V38H103ZM118 39H117V40H118ZM126 39H127V38H126ZM126 39H125V40H126ZM132 39L127 40V42L124 41V42H125V45H126V43H129L128 41H131ZM139 39H140V37H139ZM142 39H143V38L141 37V40H142ZM154 39H153V40H154ZM178 39H177V40H178ZM201 39H202V38H201ZM206 39H203V41H201L202 44L199 45V47L197 46L198 48H197L195 45H192V46H194V47H193L191 50L193 51V49H195V47H196V49L194 50L195 52L199 50L201 53H202V51H203V53H204L206 50L212 49V48H209V47H215V48H216L215 44L212 46L213 40H212V42H211V41H207ZM213 39H214V38H213ZM215 39H216V38H215ZM218 39H219V38H218ZM235 39H236V37H235ZM241 39H242V38H241ZM253 39H254V38H253ZM261 39H262V38H261ZM14 40H15V39H14ZM22 40H24V39H21V41H22ZM31 40H32V39H31ZM86 40H87V39H86ZM92 40H93V39H92ZM110 40H111V39H110ZM114 40L116 41L115 38H114ZM133 40H134V39H133ZM141 40H140V41H141ZM147 40H146V41H147ZM188 40H189V39H188ZM205 40H206V42H205ZM216 40H217V39H216ZM249 40H250V39H249ZM249 40L247 39V41H249ZM254 40H257L256 37H255ZM21 41H20V42H21ZM90 41H91V39H90ZM93 41L97 42V40H93ZM112 41H113V40H112ZM112 41H106V42H107V43L110 42V44H112V43H111ZM120 41H121V40H120ZM136 41H137V40H136ZM136 41H134V44H135V43H138V44H139L140 41H139V40H138V42H136ZM142 41H143V40H142ZM142 41H141V42H142ZM146 41H145V42H146ZM149 41H151L150 38H149V40H148L147 42H149ZM178 41H179V40H178ZM190 41H191V40H190ZM233 41H235V43L237 42V40H233ZM239 41H241V40L239 39ZM242 41H246V40H243V39H242ZM242 41H241V42H242ZM257 41H258V40H257ZM260 41H261V40H260ZM15 42H16V41H14V43H15ZM17 42H19V41H17ZM17 42H16V45H15V48H14V43H13V42H12V46H13L12 49H10V48H9V45H8V48H9L12 52H15V51H13V50H16V48L18 47ZM22 42H23V41H22ZM22 42H21V43H22ZM24 42H26V41H24ZM24 42H23V45H24ZM29 42H30V41H29ZM29 42H28V43H29ZM33 42H34V39H33ZM35 42H38V41H36V39H35ZM35 42H34V44L36 45ZM87 42H89V40L86 41V42H84V43L86 44ZM98 42H99V41H98ZM98 42H97V44H98ZM113 42H114V41H113ZM116 42H117V41H116ZM131 42H133V41H131ZM131 42H130V43H131ZM147 42H146V43H147ZM152 42H153V41H152ZM193 42H194L193 44H197V43L200 44L199 42H197V38H196V42H197V43H195V40H194ZM204 42H205V43H204ZM218 42H219V41H218ZM241 42H240V44H239L240 46H241V44L243 43V42H242V43H241ZM252 42H253V40H252ZM258 42H259V41H258ZM21 43H20V45H21ZM91 43H92V42H91ZM101 43H102V42H101ZM101 43H100V44H101ZM104 43H105V42H104ZM104 43H102L101 45H103V46L110 45V44H106V45H105ZM118 43H119V44L121 43L122 45H124V43H122V41H121V42H118ZM118 43H117V44H118ZM130 43H129V44H130ZM146 43H144V45H145ZM179 43H180V44H181V43H182V44H186L187 42H184V43H183V40H181V42H179ZM189 43H191V42H188V44H189ZM214 43H216V42L214 41ZM235 43L233 42V45H234ZM238 43H239V42H238ZM250 43H251V42H250ZM250 43L247 44L248 47L246 46L247 50L249 49V47H251V46L249 45ZM254 43H255V42H254ZM256 43H257V42H256ZM32 44H33V43H32ZM32 44H31V45H32ZM37 44H38V43H37ZM81 44H82V43H81ZM92 44H93V43H92ZM119 44H118V45H119ZM129 44H128V45H129ZM140 44H143V43H140ZM176 44H177V43H175L174 47H175V46H178V44H177V45H176ZM182 44H181L180 47H182V46L185 47V45H182ZM225 44H226V43H225ZM225 44H224V45H225ZM236 44H237V43H236ZM243 44H245V42H244ZM263 44H264V43H263ZM20 45H19V47H20ZM86 45H91V44H90V43H87ZM128 45H127V46H128ZM130 45H131V44H130ZM130 45H129V46H130ZM135 45H136V48L142 46V45H141V46H137V44H135ZM135 45H134V47H135ZM144 45H143V47H144ZM218 45H219V43H218ZM218 45H217V48H220V46L218 47ZM228 45L231 46L232 43H231V45H230V44H228ZM228 45H227V46H228ZM233 45H232V46H233ZM237 45H238V44H237ZM237 45H236V46H237ZM245 45H246V44H245ZM251 45L254 46V45H256V44H254V45L251 44ZM16 46H17V47H16ZM28 46H29V47H28ZM28 46H27V50H29L30 47H31V49H33L32 46H30V45H28ZM79 46H80V45H79ZM82 46H83V44H82ZM84 46H85V45H84ZM84 46H83V47H84ZM93 46L95 47V46H96V43L93 44ZM99 46H100V45H99ZM112 46H113V44H112ZM112 46H111V47H112ZM129 46H128V48L130 49ZM132 46H133V45H132ZM172 46H173V45H172ZM192 46H191V47H192ZM234 46H235V45H234ZM243 46H244V45H243ZM25 47H26V46H25ZM33 47H34V46H33ZM74 47H75V46H74ZM83 47H82L81 49H83ZM89 47H90V46H89ZM94 47H91V51H93V49H95ZM96 47H97V46H96ZM106 47H107L108 50H109V47H110V46H106ZM106 47H105V48H106ZM111 47H110V48H111ZM168 47L170 48V50L168 49ZM224 47H225V46H224ZM8 48H7V49H8ZM23 48H24V47H23ZM76 48L78 49V47H75V49H76ZM79 48H80V47H79ZM92 48H93V49H92ZM97 48H98V47H97ZM121 48L123 49V47H121ZM125 48H126V46H124V49H125ZM136 48H135V49H136ZM185 48H186V47H185ZM222 48H223V47H222ZM225 48L227 49L228 47H225ZM229 48H232V47H229ZM243 48H244V47L241 46L240 51H241ZM246 48H245V49H246ZM251 48H252V47H251ZM5 49H6V48H5ZM85 49H87V48H85ZM85 49H84V50H85ZM114 49H115V47H114ZM114 49H113V50H114ZM124 49L122 50V51H124V52H122V53H125V50H124ZM143 49H142V51H143ZM181 49L183 50V48H181ZM232 49H233V48H232ZM232 49H231V50L228 49L227 51H232ZM245 49H244V50H245ZM10 50H9V51H10ZM79 50H80V49H79ZM89 50H90V49H89ZM105 50H106L107 52H109L107 49H104V52H103L102 50H100V51H102L103 54H105ZM113 50H110V51L113 52V54H114V51H115V54H114L115 56H113L112 53H111V55H112L113 57L111 56L110 58H111V59L113 58V61L115 60V62H116V59H114V58H115V57H116V58L119 57V56H120L119 54H120L121 52L119 51V49L117 50V47H116V49H115L114 51H113ZM126 50H127V48H126ZM150 50L148 49V52H147V53H149ZM152 50H151V52L154 51V50H153V51H152ZM176 50L181 51L180 48H178V47L176 48ZM184 50H185V49H184ZM213 50H214V49H213ZM220 50H221V48H220ZM220 50H219V53H215L214 56H216V54H223V52L220 53V52H221ZM222 50H223V49H222ZM224 50H225V49H224ZM224 50H223V51H224ZM235 50H236V48H235ZM235 50H233V51H235ZM238 50H239V49H238ZM249 50H250V49H249ZM251 50H252V49H251ZM251 50H250V51H251ZM2 51H3V50H2ZM4 51H7V50H4ZM9 51H7V52H8L7 54H9ZM11 51H10V52H11ZM43 51H44V50H43ZM72 51H73V50H72ZM96 51H97V49H96ZM96 51H95V54L98 52V51H97V52H96ZM116 51H118V52H120V53L118 54ZM129 51H131V50H129ZM133 51H134V50H133ZM142 51H139V52H142ZM146 51H145V52H146ZM157 51H155V52H157ZM192 51H191V52H192ZM194 51H193V52H194ZM227 51H225V52H227ZM233 51H232V52H233ZM18 52H19V50H18ZM63 52H64V51H63ZM87 52H88V51H87ZM107 52H106V53H107ZM127 52H128V51H127ZM127 52H126V54H128ZM158 52H157V53H158ZM195 52H194V53H195ZM200 52H197V53L195 54V55L197 56V57L195 56V57L197 58V61L194 60V59H196V58H193V59L191 58L192 61H191L190 63H192L193 60L196 61V62L198 63V57H199V58H202V57H204V56L206 55V52H205V55L203 54L204 56L200 57V56L202 55V54H201V55L199 54L200 56H198V53H200ZM207 52H208V51H207ZM210 52H211V50H210ZM210 52H209V53H210ZM213 52H214V51H213ZM225 52H224V54H225ZM235 52H239V51H235ZM235 52H233L232 54H234ZM243 52H244V51H243ZM243 52H242V53H243ZM0 53H1V51H0ZM15 53H16V52H15ZM23 53H24V52H23ZM23 53H22V54H23ZM27 53H28V52H27ZM27 53H25V54H27ZM41 53H42V52H41ZM98 53H99V52H98ZM116 53H117L119 56H118V55L116 56ZM129 53L133 54V55H132L133 58L135 57V56H134V55H135V54H134L135 52H134V53H133V52H129ZM175 53H177V52L175 51ZM179 53H180V52H179ZM194 53H191V56H194ZM209 53H208V54H209ZM227 53H228V52H227ZM227 53L225 54L226 56L229 54V53H228V54H227ZM245 53H246V52L243 53V54H244L243 56H245ZM248 53H249V52H247L246 54L248 55ZM12 54H13V53H12ZM22 54H21V52H20L19 55H21V57H22ZM25 54H24V55H25ZM83 54H84V53H83ZM103 54L99 53V55H101V57H102V59H103L102 62L105 64V61H104V60H106V59H104V58L106 57V58L108 59L106 62L111 63L112 61L109 62V57H107L108 55L105 56V55H103ZM137 54L139 55V53H137ZM137 54H136V55H137ZM142 54H143V52H142ZM150 54H151V53H149L148 55L150 56ZM152 54H154V53H152ZM155 54H156V53H155ZM155 54H154V56H156V58L158 59L159 57H158L157 55H155ZM163 54H164V53H163ZM173 54H174V51H173ZM187 54H189V53L187 52V53H186V56H184V57H186L187 59H190L191 56H189V58H188V57H187ZM192 54H193V55H192ZM208 54H207L206 56H209V55H210V54H209V55H208ZM213 54H214V53H213ZM224 54H223V55H224ZM235 54H236V53H235ZM238 54H239V55H238V58H239V57H240V58L243 57V56L241 57L242 54H241V55H240V53H238ZM0 55H2V57H3L4 55H6V52H5V54L2 53V54H0ZM19 55H18V56H19ZM24 55H23V56H24ZM29 55H30V54H29ZM34 55H35V54H34ZM77 55H78V54H77ZM81 55H82V54H81ZM97 55H98V54H96V56H97ZM99 55H98V56H99ZM129 55H130V54H129ZM129 55H127V56H129ZM169 55H170V53H169ZM171 55H172V54H171ZM171 55H170V56H171ZM184 55H185V54H184ZM223 55H222V57H224V58H221V55H219V56H220V57L218 56L219 59H217V60H215L214 62H212L214 65H213V64L211 65V63H207V62H209V61H211V60H212V61L214 60V59H213L214 56L211 57L212 55L210 56V57L212 58V59L210 58L211 60L208 59V58H205V59H208L207 61H205L204 59H201V60H204V61H205V62L202 61V63H204V64H203L204 66L201 65V64H200L201 62H200V63H199L200 65L198 66V68H199V69H202V68L204 69L205 67H208L209 64H210L211 67L209 66V67H210V68L208 67L209 70H206L205 72H206V73L209 72L210 75H211V77L214 76V77L218 78V80L220 79V81H221V79L225 77L224 75L228 76L226 70H228V72L231 73L229 70H230V68H231L230 66L233 65V64L231 65V63H232L233 61L231 62V60H228V58H227V57H231V54H230L229 56H227V57H226V56H223ZM236 55H237V54H236ZM8 56H10V55H8ZM44 56H45V55H44ZM103 56H105V57H103ZM109 56H110V55H109ZM143 56H144V55H143ZM143 56H142V57H143ZM165 56H167V52L165 53ZM206 56H205V57H206ZM233 56H234V55H233ZM2 57H0V58H2ZM6 57H7V56H5V58H2L0 61H3V59L7 60ZM15 57H16V55H15ZM15 57H13V58H15ZM25 57H27V56L25 55L24 58H25ZM79 57H80V56H79ZM84 57H85V54H84ZM84 57H83V58H84ZM99 57H100V56H99ZM124 57L126 58L125 55H124ZM140 57H141V55L137 56V57L134 58V59L137 60V58H139V60H140L141 62H142V60H143V63H144V58L147 60L146 57H148V56H144V58H141L142 60L140 59ZM181 57H182V55H181ZM7 58H8V57H7ZM19 58H20V57H17L18 61L20 60V63H18L17 61H16V62H17L18 64H22L21 61H22L24 58H23V57H22L23 59H22V58L19 59ZM127 58H128V57H127ZM162 58H163V57H162ZM214 58H215V57H214ZM220 58H221V59H220ZM232 58H233V57H232ZM234 58H235V57H234ZM234 58H233V60H234ZM240 58H239V59H240ZM243 58H244V57H243ZM10 59L13 60L12 58H10ZM17 59H16V60H17ZM25 59H26V58H25ZM27 59H28V58H27ZM81 59H82V56H81ZM81 59H80V60H81ZM121 59H122V57H120V60H119V58H118L117 61L119 60L120 62H122L123 59H122V60H121ZM153 59H155V57H153ZM153 59H152V60H153ZM163 59H164V58H163ZM177 59L180 60V58H178V57L176 58V60H177ZM187 59H186V63L184 64V65H186V66H187V64L189 63V62L187 63V61H188ZM191 59H190V60H191ZM11 60H10V61H11ZM14 60H15V59H14ZM73 60H74V59H73ZM73 60H72V61H73ZM75 60H77V58H75ZM78 60H79V58H78ZM78 60H77V61H78ZM82 60H83V59H82ZM127 60H128V59H127ZM132 60H133V59H132ZM139 60H138V61H139ZM150 60H151V59H150ZM152 60H151V61H152ZM179 60H178V61H179ZM182 60H183V59H182ZM182 60H181V61H182ZM190 60H189V61H190ZM236 60H238V59L236 58ZM249 60H250V59H249ZM24 61H25V60H23V62H24ZM77 61H75V62H77ZM83 61H84V60H83ZM119 61H118L116 64H118V63L121 64ZM151 61H150V62H151ZM183 61H184V60H183ZM11 62H12V61H11ZM13 62H14V61H13ZM13 62H12V63H13ZM68 62H69V61H68ZM73 62H74V61H73ZM75 62H74V63H75ZM90 62H91V61H90ZM99 62H100V61H99ZM102 62L99 63V67H98V65H97V66H94V65H93V66H94L95 68L98 67V69H99V68H100V69H103L102 67H100V66H103V65H104V64H103V65L101 64ZM123 62L125 63V59H124ZM123 62H122V63H123ZM134 62H135V61H134ZM196 62H195V63H196ZM252 62H253V61H252ZM252 62H251V63H252ZM4 63H6V62H4ZM4 63H3V64H4ZM9 63H10V62H9ZM47 63H48V62H47ZM71 63H72V62H71ZM71 63H70L69 65H71ZM78 63H79V62H78ZM92 63H93V62H92ZM132 63H133V62H132ZM132 63H129V64H128L129 67H128V66H127V67L130 68L131 65H134V64H132ZM135 63L138 64V65H137V64H136V65L138 66V70H140V69H139V68L141 67V66L139 67L140 64H139L137 61H136ZM143 63H142L141 65H143ZM146 63H147V64H146ZM146 63H145V64H146L147 66L149 65L150 67H151L152 65H155L156 67H155V66H154V67L157 68V66H158L157 63H156L157 65L154 64L155 61H153V63H152V62H151V63L146 62ZM148 63H149V64H148ZM167 63H168V62H167ZM233 63H234V62H233ZM13 64H14V63H13ZM82 64H83V63H82ZM88 64H89V63H88ZM88 64H86V63L83 64L84 69L87 68V67H85V65H88ZM90 64H91V63H90ZM94 64H95V63H94ZM100 64H101V65H100ZM119 64H118V66H119ZM130 64H131V65H130ZM145 64H144V66H145ZM150 64H151V65H150ZM175 64H176V63H175ZM182 64H183V62H182ZM207 64H208V66H207ZM238 64H239V63H238ZM240 64H242V63H240ZM258 64H259V63H258ZM15 65H16V63H15ZM136 65H135V67H136ZM190 65H191V64H190ZM193 65H194V62H193ZM205 65H206V66H205ZM260 65H261V64H260ZM260 65H257V66H260ZM59 66H60V65H59ZM62 66H63V65H62ZM83 66H80V67L83 68ZM106 66H107V65H106ZM110 66H111V64H110L109 66H107V68L110 67ZM113 66H114V65H113ZM118 66H117V67H118ZM120 66H121V65H120ZM147 66H146V67H147ZM149 66H148L149 69L147 68L148 70H145V71L154 70V69H152L153 67L150 68ZM161 66H162V65H161ZM176 66H178V65H176ZM195 66H196V64H195ZM200 66H201L202 68H201ZM261 66H262V65H261ZM261 66H260V67H261ZM263 66H264V65H263ZM263 66H262V67H263ZM35 67H37V66H34V67L31 68V69H33V71H32L33 73L38 69V68H35ZM65 67H66V65H65ZM88 67H89V69H90L91 66L88 65ZM111 67H112V66H111ZM114 67L116 68V66H114ZM127 67H126V68H127ZM133 67H134V66H133ZM146 67H144V68H146ZM179 67H181V66H179ZM188 67H190V66L188 65ZM227 67H228V68H227ZM2 68H3V66L0 67V69H2ZM60 68H61V67H60ZM62 68H63V67H62ZM74 68H75V67H74ZM191 68H192V66H191ZM194 68H196V67H193V69H194ZM235 68H236V67H235ZM6 69H7V68H6ZM31 69H30V70H31ZM41 69H42V68H41ZM47 69H49V68H47ZM91 69H92V68H91ZM98 69H97V70H98ZM113 69H114V68H113ZM113 69H111V70H113ZM133 69L135 70V68H133ZM141 69H142V68H141ZM163 69H164V68H163ZM171 69H172V68H171ZM178 69H180V68H178ZM199 69H196V70H199ZM225 69H226V70H225ZM233 69H234V68H233ZM253 69H254V68H253ZM255 69H256V68H255ZM30 70H29V71H30ZM44 70H45V68H44ZM61 70H62V69H61ZM69 70H70V69H69ZM79 70H80V69H79ZM79 70L70 71L69 73L66 72L67 75H65V74H66L65 72H63V71H62V72L64 73V75H65L66 78H69V80H72V81L75 82L76 79H77V80H80V79L82 78V77L80 78V76L82 75V73H83L84 70H80V71H79ZM97 70H96V71H97ZM104 70H105V66H104ZM124 70H126V69H124ZM124 70H123V71H124ZM134 70H133V72H135ZM156 70H157V69H156ZM156 70H154V71H156ZM175 70H176V69H175ZM182 70H183V69H182ZM248 70H249V69H248ZM6 71H7V70H6ZM42 71H43V70H42ZM48 71H49V70H48ZM91 71H92V70H91ZM109 71H110V70L107 69V72H109ZM115 71H116V69L113 70V72H115ZM123 71H122V72H123ZM143 71H144V70H143ZM188 71H189V70H188ZM201 71H203V70H201ZM219 71H221V72H219ZM223 71H224V72H223ZM263 71H264V68H263V70H261V72H263ZM1 72H2V70H1ZM4 72H5V70H4ZM32 72H31V71H30V73L27 72V74L30 75V74H32ZM45 72H47V71H45ZM56 72H57V71H56ZM99 72H101V71H99ZM99 72H98V73H99ZM127 72H128V71H127ZM136 72H137V70H136ZM136 72H135V73H136ZM138 72H139V71H138ZM141 72H142V71H141ZM141 72H140V73H141ZM149 72H150V71H149ZM178 72H179V71H178ZM184 72H185V69H184ZM184 72H180V73H183V76H184V74H187L186 72H185V73H184ZM195 72H196V71H195ZM205 72H204V73H205ZM222 72H223V73H222ZM225 72H226V74H224ZM239 72H240V71H239ZM2 73H3V72H2ZM40 73H41V72H40ZM57 73H58V72H57ZM101 73H102V72H101ZM159 73H160V71H159ZM180 73H179V74H180ZM188 73H189V72H188ZM190 73H193V72L190 71ZM197 73H198V72H197ZM209 73H207V74H205V75L203 74V75H204V76H209ZM218 73H220L219 76L223 74L222 78L218 77ZM248 73H249V72H248ZM259 73H260V72H259ZM45 74H46V73H44V74L42 73L43 76H45ZM60 74H61V71H60ZM104 74H107V73H104ZM113 74H114V73H113ZM121 74H122V73H121ZM127 74H130V72L127 73ZM136 74L138 75V73H136ZM179 74H178V76H179ZM249 74H250V73H249ZM262 74H263V73H262ZM18 75H19V74H18ZM32 75H33V74H32ZM36 75H38V73H37ZM48 75H49V74L47 73L46 76H48ZM64 75H63V76H64ZM123 75H124V73H123ZM125 75H126V74H125ZM133 75H134V73H132V75L129 76V79H130V77L132 78L131 82H129V83H130L131 85L133 84V85L135 86V83H132V81H133V77H134ZM137 75H135V77H136ZM190 75H191V74H190ZM260 75H261V74H260ZM26 76H27V75H26ZM46 76H45V77H46ZM61 76H62V74L60 75V78H59V79H61L60 82L63 81V79L65 78V77H64V78L62 79ZM126 76H127V75H126ZM126 76H125V77H122V78H126ZM132 76H133V77H132ZM156 76H157V75H156ZM167 76H168V75H167ZM180 76H181V75H180ZM185 76H186V75H185ZM185 76H184V77H185ZM195 76H197V75H195ZM232 76H233V74H232ZM258 76H259V74H258ZM0 77H1V76H0ZM2 77H3V76H2ZM33 77H34V75H33ZM33 77H32V78H33ZM49 77H50V76H49ZM89 77H90V76H89ZM116 77H117V76H116ZM137 77L139 78L140 75L137 76ZM184 77H182V78H184ZM214 77H213V81L211 82V84L214 83L213 85H216V84H217V82H216L217 79L214 78ZM30 78H31V76H30ZM34 78L37 79L38 76H37V77L35 76ZM39 78H42V77H41V74H40V77H39ZM43 78H44V77H43ZM46 78L49 80L48 83H51V84H52V80H50V79H52V77H50V79H49L48 77H46ZM46 78H44L43 81H44ZM66 78H65V81H68V80H66ZM78 78H79V79H78ZM83 78L85 79V78H88V77H86V75H84ZM83 78H82V80H83ZM95 78H97V77H95ZM95 78H94V75H93V78H91V79H95ZM108 78H109V77H108ZM166 78H167V77H166ZM194 78H195V77H194ZM201 78H202V77H201ZM205 78H206V77H205ZM205 78H204V79H205ZM234 78H235V76H234ZM244 78H245V77H244ZM244 78H242V79H244ZM246 78H247V77H246ZM255 78H256V77H255ZM35 79H34V82L37 81V80H39V79H37V80H35ZM98 79H100V77H99ZM106 79H107V78H106ZM136 79H137V78H136ZM136 79H135V80H136ZM139 79H140V78H139ZM142 79H143V78H142ZM146 79H147V78H146ZM146 79H145V80H146ZM189 79H190V78H189ZM192 79H193V78H192ZM211 79H212V78H211ZM214 79H215V81H214ZM225 79H227V77H226ZM225 79H222V81L225 82V81H224ZM228 79H229V78H228ZM1 80H2V79H1ZM40 80H42V79H40ZM40 80H39V81H40ZM53 80H54V81H57V79H54V77H53ZM85 80H86V79H85ZM117 80H119V79H117ZM117 80H115V82H116ZM127 80H128V78H127ZM182 80L184 81L185 78L182 79ZM208 80H209V78H208ZM208 80H207V82H210V80H209V81H208ZM231 80H233V79H231ZM32 81H33V80H32ZM43 81H42V82H43ZM45 81H47V80H45ZM45 81H44V83H45ZM50 81H51V82H50ZM58 81H59V80H58ZM58 81H57V82H58ZM65 81H63V82L66 83ZM72 81H71V82H72ZM83 81H84V80H83ZM86 81H90V80L87 79ZM86 81H85V85L87 86V85H89V84H86ZM129 81H130V80H129ZM147 81H148V80H147ZM173 81H174V79H173ZM187 81H188V80H187ZM205 81H206V80H205ZM241 81H242V80H241ZM243 81H244V80H243ZM243 81H242L243 84L241 85V87L239 88V90H240V89L242 90L243 88H245V87L247 86L246 83L248 84V82H245V83H244ZM251 81H252V80H251ZM40 82H41V81H40ZM42 82H41V84H40V83H39V84H38V83H37V84H30V85L26 86L24 89H22V90H24V91H23V92H24L23 94H25V96H26V95H29L28 97H30V96H34V97L36 96V97H37L36 100H33V101H32V105L35 104V105H33L34 110L38 111L37 114H40V115H39L38 122H37L38 125L36 124L37 127H38L40 124H42V123H39V120H40V119L44 120V118H46L48 115H50V114L48 113V115L46 116L47 112L49 111V112L53 113V112H54L53 110L55 109V108H54V109L52 110V111H53V112H52V111H50L51 109L48 110L49 107L47 106V108H46L47 110H46L45 108H43V109H44V110H43V113H42V111H41L42 109H41V110H38L39 107H40V106L38 107V105H39L38 102H39L40 100H42L43 98L46 97L45 95H47V93H48L47 91L50 90V92H51V89H49V90L46 91L45 89H47V88H45V89H44L45 92H39V93H38V91H41L40 88L43 90V88L40 87V85L43 86V85H42V84H43ZM71 82H70V83H71ZM74 82H73V83H74ZM106 82H107V81H106ZM117 82H118V81H117ZM125 82H126V81H125ZM152 82H153V81H152ZM168 82H170V81H168ZM168 82H165V83H167L168 85L171 84V83H173V82H170V83H168ZM195 82H197V84H198V81H195ZM215 82H216V84H215ZM226 82H227V81H226ZM0 83H1V82H0ZM46 83H47V82H46ZM48 83H47V85L50 86V84H48ZM64 83H61V84H63V87H64V85H65ZM87 83H89V82H87ZM108 83H109V82H108ZM129 83H128V84H129ZM175 83H176V81H175ZM220 83H221V82H220ZM220 83L218 82V84H220ZM235 83H236V82H235ZM238 83H239V82H238ZM2 84H3V83H2ZM53 84H54V82H53ZM53 84H52L51 87H49V88L55 89V88L52 87ZM68 84H69V81H68ZM68 84H67V86H66L67 89H68ZM80 84H81V83H80ZM113 84H115V83L113 82ZM130 84H129V85H130ZM136 84H137V83H136ZM138 84H139V83H138ZM140 84H141V83H140ZM140 84H139V85H140ZM148 84H149V83H148ZM178 84H179V83H178ZM205 84H206V83H205ZM225 84H226V83H225ZM70 85H71V84H70ZM76 85H78V86L80 87V85L78 84V81H77ZM81 85H82V84H81ZM129 85H128V86H129ZM131 85H130V86H131ZM133 85H132V86H133ZM144 85H145V84H144ZM152 85H153V84H152ZM164 85H165V84H164ZM174 85H175V84H174ZM201 85H202V84H201ZM231 85H232V84H231ZM236 85H237V84H236ZM44 86H45V84H44ZM54 86H56V83H55ZM57 86H58V84H57ZM59 86H60V84H59ZM59 86H58V87H59ZM110 86H111L110 89H112V87H113L112 83L110 84ZM110 86H109V87H110ZM115 86H116V84H115ZM117 86H118V85H117ZM130 86H129V87H130ZM146 86H147V85H146ZM171 86L173 87L172 84H171ZM171 86H170V87H171ZM187 86H188V85H187ZM199 86H200V84H199ZM203 86H204V85H203ZM45 87H46V86H45ZM63 87H62V88H63ZM84 87H85V86H84ZM87 87H88V86H87ZM87 87H86V90H85V91H87ZM125 87H126V86H125ZM164 87H165V86H164ZM170 87L167 86V88H170ZM176 87H177V86H176ZM193 87H194V85H193ZM197 87H198V85H197ZM206 87H207V86H206ZM210 87H211V86H210ZM1 88H4V86L1 87ZM1 88H0V89H1ZM62 88H59V89H62ZM72 88L74 89L75 87H70V88H69L70 90L68 89L69 91L66 89L68 92L65 90L66 92H64V93H67V94H68L69 92H72V91H75V90H76V88H75L74 90H72ZM88 88H89V87H88ZM105 88H106V87H105ZM122 88H123V87H122ZM127 88H128V87H127ZM136 88H138V87H136ZM148 88H150V87H148ZM165 88H166V87H165ZM173 88H175V87H173ZM234 88H235V87H234ZM4 89H5V88H4ZM59 89L57 88V90H56V89H55V90L58 92ZM63 89H65V88H63ZM63 89H62V90H63ZM116 89H117V88H116ZM132 89H133V88H132ZM140 89H141V88H140ZM175 89H176V88H175ZM175 89H174V90H175ZM180 89H181V88H180ZM186 89H187V88H186ZM189 89H191V88H189ZM195 89H196V88H195ZM198 89H199V88H198ZM221 89H223V88H221ZM230 89L232 90L233 87L230 88ZM235 89H236V88H235ZM235 89H234V91H236ZM15 90H17V89H15ZM55 90H54V92H53V91H52V92L55 93V92H56ZM80 90H81V88H80ZM80 90L78 91V89H77V91L81 93ZM107 90H108V89H107ZM114 90H115V87H114ZM126 90H128V92H129V89H126ZM138 90H139V89H138ZM170 90L173 91V89H170ZM177 90H178V89H177ZM183 90H184V89H183ZM192 90H193V89H192ZM206 90H207V89H206ZM237 90H238V89H237ZM0 91H1V90H0ZM2 91H4V90H2ZM5 91H6V90H5ZM5 91H4V93L1 92L0 94H2V93L5 94V93H6ZM63 91H64V90H63ZM77 91H76V92H77ZM83 91H84V89H83ZM83 91H82V94H85V93H83ZM111 91H113V90H111ZM131 91H132V90H131ZM135 91H137V89H136ZM190 91H191V90H190ZM200 91H201V90H200ZM204 91H205V90H204ZM204 91H203V92H204ZM234 91L232 90V93H233ZM12 92H13V91H12ZM78 92H77V93H78ZM104 92H106V91H104ZM108 92H110V91H108ZM114 92L116 93V90H115ZM114 92H113V93H114ZM124 92H125V91H124ZM168 92H170V91H168ZM174 92H176V91H174ZM180 92H181V91H180ZM201 92H202V91H201ZM209 92H210V91H209ZM214 92H216V91H214ZM228 92H229V91H228ZM263 92H264V91H263ZM7 93H8V92H7ZM16 93H17V92H16ZM16 93L13 92L12 94H11V93H8V94H10L11 97H12V95H13V94L15 95ZM20 93H22V92H20ZM20 93H19L18 98H19V97H22V95H20ZM37 93H38V94H37ZM59 93L61 94V91H60ZM77 93H75V94L77 95ZM131 93H133V91L130 92V94H131ZM186 93H188V92H186ZM212 93H213V92H212ZM216 93H217V92H216ZM234 93H235V92H234ZM55 94H57V93H55ZM60 94H59V96H60ZM69 94H70V93H69ZM75 94H74V95H75ZM78 94H79V93H78ZM101 94H102V93H101ZM101 94H99V96H100ZM128 94H129V93H128ZM165 94H166V93H165ZM183 94H184V93H183ZM202 94H203V93H202ZM206 94H207V93H206ZM228 94H231V91H230V93H228ZM252 94H253V93H252ZM17 95H18V94H17ZM17 95L14 96L15 99L13 100V102L10 100L13 104L16 103V102H14V101H17V98H16ZM49 95H50V94H49ZM74 95H73V96H74ZM76 95H75V96H76ZM132 95H133V94H132ZM132 95H131V98H132ZM196 95H197V94H196ZM200 95H201V94H200ZM200 95H199V96H200ZM207 95H208V94H207ZM217 95H218V94H217ZM6 96H7V94H6ZM8 96H9V95H8ZM8 96H7V97H8ZM23 96H24V95H23ZM25 96H24L23 98H21V99H24ZM52 96L54 97V94H52ZM59 96L57 95V97H59ZM73 96H72V97L68 96V97L73 98ZM75 96H74V97H75ZM84 96H85V97H86V96L89 97L88 94H87V95H84ZM111 96H112V95H111ZM113 96H114V95H113ZM127 96H128V95H127ZM129 96H130V95H129ZM133 96H134V95H133ZM172 96H173V95H172ZM188 96H189V95H188ZM243 96H244V95H243ZM36 97H35V98H36ZM61 97H62V99L65 101L64 98H65V97L67 98V95H66V96L64 95V97H63V94H62V95L60 96V98H59L60 101H59L58 98H57L58 100H56V96H55V97H54L55 100H54L53 102H52V99H51L52 97L50 98L51 100L47 97L48 100H50V101L52 102V103L49 104V106H52L51 108H53L54 106L56 107V104H59V105L61 104V105H63L62 103H60V102L63 101V100L61 99ZM76 97L78 98L79 96L77 95ZM76 97H75V99H76ZM87 97H86V98H87ZM95 97H96V96H95ZM95 97H93L92 100H93V99L96 100ZM185 97H187V96L185 95ZM195 97H196V96H195ZM241 97H242V96H241ZM26 98H27V97H26ZM47 98H46V99H47ZM70 98H69V99H70ZM81 98L83 99V97H81ZM81 98H78V99H80V100H78V99H77V100L81 102ZM104 98H106V96H105ZM116 98H117V97H116ZM127 98H129V97H127ZM131 98H130V99H131ZM133 98H134V97H133ZM135 98H136V95H135ZM146 98H148V97H145V99H146ZM169 98H170V96H169ZM177 98H178V97H177ZM3 99H5V101H6L7 98H5V95H4ZM9 99H11L10 96H9ZM12 99H13V98H12ZM19 99H20V98H19ZM19 99H18V101H17V104L19 103V101H21V100H19ZM27 99H28V98H27ZM33 99H34V98H33ZM87 99H88V98H87ZM87 99H85V100L83 99V100H82V101H83V105H82V103H81V105H78L80 102L77 104V105H78V106H77L78 109H79V106H81V107H82V106L86 107V106H87V104H86L87 102H88V104H89V103L93 104V101H91V99H88V101H87ZM130 99H129V100H130ZM140 99H143V98H140ZM145 99H144V100H145ZM151 99H153V98H151ZM204 99H205V98H204ZM29 100H31V97L29 98ZM44 100H45V99H44ZM67 100H68V99H67ZM70 100H72V99H70ZM89 100H90L91 102H90ZM106 100H108V99H105V101H106ZM109 100H111V99H109ZM109 100H108V102H110ZM116 100H117V99H116ZM147 100H148V99H147ZM149 100H150V99H149ZM172 100H173V99H172ZM210 100H211V99H210ZM224 100H225V99H224ZM241 100L244 101V99H241ZM246 100H247V99H246ZM10 101H9V102H10ZM27 101H28V100H26L25 102H27ZM34 101H35V102H34ZM50 101H49V102H50ZM58 101H59V102H58ZM72 101H73V102H74V101L76 102V100H74V98H73ZM84 101H86V102H85V105H86V106L84 105ZM105 101H104V102H105ZM125 101H128V99L125 100ZM138 101H139V100H138ZM151 101H152V100H151ZM169 101H170V100H169ZM176 101H177V100H176ZM254 101H255V99H254ZM3 102H4V100H3ZM7 102H8V100H7ZM9 102H8V103H9ZM11 102H10V103H11ZM23 102H24V101H23ZM40 102L43 103V101H40ZM40 102H39V103H40ZM49 102L47 101V103H49ZM73 102H71V103H73ZM75 102H74V103H75ZM99 102H100V99H99L98 102L96 101L95 103H97V105H98V104H100ZM102 102H103V99H102ZM111 102H112V101H111ZM113 102H114V101H113ZM132 102L134 103V99H131L130 104H131ZM139 102H140V101H139ZM145 102H146V101H145ZM149 102H150V101H149ZM149 102H147V103H149ZM170 102H171V101H170ZM179 102H180V101H179ZM179 102H178V103H179ZM218 102H219V101H218ZM218 102H217V103H218ZM252 102H253V101H252ZM1 103H2V102H1ZM8 103H7L6 105H8ZM10 103H9V104H10ZM12 103H11V104H12ZM30 103H31V102H30ZM30 103L28 102V103H26V105H27V104L30 105ZM42 103H41V106L43 107ZM71 103H70V104H71ZM76 103H77V102H76ZM95 103H94V104H95ZM115 103H117V102H115ZM118 103H119V102H118ZM118 103H117V104H118ZM125 103H127V102H125ZM125 103H123L122 105H124ZM128 103H129V102H128ZM147 103H146V104H147ZM176 103H177V102H176ZM244 103H246V102H244ZM249 103H250V102H249ZM249 103H248V104H249ZM13 104L11 105V107L13 106ZM43 104H44V103H43ZM91 104L87 107L89 111H90V110H94L95 107H96V109H97L96 104H95L94 107H92ZM105 104H106V103H105ZM105 104H104V105H105ZM108 104H110V103H108ZM140 104H141V102H140ZM172 104H173V102H172ZM181 104H182V103H181ZM181 104L179 103L180 106H181ZM226 104H227V103H226ZM228 104H230V103H228ZM248 104H247V106L245 105L246 108H247L248 106H253V107H254V103H250V104H252V105H250V104L248 105ZM14 105H16V104H14ZM21 105H22V104H20L19 106H21ZM44 105H45V104H44ZM61 105H60V107H61ZM106 105H107V104H106ZM132 105H134V104H131V106H132ZM137 105H139V104L136 103V106H137ZM141 105H142L141 107H143L144 104H141ZM153 105H154V104H153ZM153 105H152V106H153ZM165 105H166V104H165ZM187 105H188V103H187ZM189 105H190V104H189ZM214 105H216V104H214ZM234 105H236V104H234ZM234 105H233V106H234ZM240 105H241V101H240ZM240 105L237 104L238 107H239ZM3 106H5L4 103H3ZM16 106H18V105H16ZM22 106H23V105H22ZM24 106H25V105H24ZM27 106H28V105H27ZM64 106H65V105H64ZM74 106H75V104H74ZM116 106H117V105H116ZM120 106H121V105H120ZM120 106H117V108L115 107L114 110H113V108H111V111H110V108L108 109V110L111 112L110 115H112V117H113L114 115L118 114L117 112H119V110L121 111L122 108H121ZM129 106H130V105H129ZM134 106H135V105H134ZM145 106H147V105H145ZM173 106H174V105H173ZM173 106H172V107H173ZM219 106H220V105H219ZM225 106H226V105H224V107H225ZM263 106H264V105H263ZM0 107H1V105H0ZM5 107H6V106H5ZM8 107H9V106L6 107L7 110L10 109V108H8ZM13 107H15V106H13ZM13 107H12V108H13ZM28 107H29V106H28ZM28 107H27V108H28ZM35 107H36V108H35ZM42 107H40V108H42ZM44 107H45V106H44ZM58 107H59V106H57L56 108H58ZM65 107H66V106H65ZM77 107H75V108L77 109ZM84 107H82V108H84ZM123 107H124V106H123ZM125 107H126V106H125ZM141 107L139 106L140 110L142 111L143 108L141 109ZM147 107H148V106H147ZM150 107H151V106H150ZM155 107H156V106H155ZM162 107H163V105H162ZM174 107H175V106H174ZM177 107H178V106H177ZM202 107H203V106H202ZM215 107H216V106H215ZM241 107H242V105H241ZM253 107H252V108H253ZM2 108H3V107H2ZM2 108H0V109H1V110H0V113H1V111H2ZM12 108H11V109H12ZM18 108H19V109H18ZM21 108H22V107H17L18 110H20ZM31 108H32V107H31ZM70 108H71V107H70ZM72 108H73V107H72ZM72 108H71V109H72ZM75 108H74V109H75ZM132 108L135 109L133 106H132ZM148 108H149V107H148ZM156 108H157V107H156ZM179 108H180V107H178V109H179ZM185 108H186V107H185ZM191 108H192V107H191ZM200 108H201V107H200ZM232 108H233L232 110H234V111L236 112L237 107L235 106V107H232ZM234 108H236V109H234ZM242 108H243V107H242ZM252 108L250 107V109H252ZM255 108H256V110H257L256 112L254 111ZM257 108H259V107H258V105L256 106V104H255L254 109H252V110H250V111H251V112L254 111L255 114L257 113V115H258L259 117L261 116V118H262V115L264 116V114L259 115L258 113H259L260 111H258ZM17 109H14V110L17 111ZM22 109L24 110L25 108H22ZM28 109H29V108H28ZM144 109H145V108H144ZM150 109H151V108H150ZM162 109H163V108H162ZM165 109H166V107H165ZM181 109H184V108L181 107ZM181 109H179L180 112H182V111L184 112V111H186V110L188 109V107H187L186 110H181ZM189 109H190V108H189ZM198 109H199V108H198ZM217 109H218V108H217ZM239 109H240V107H239ZM239 109H237V111H239ZM247 109L249 110V108H247ZM23 110H21L20 113H19V112H15V115H14V114H11V115H13V117H14V116L16 117V115H17L18 117H20V115H23V114H22ZM34 110H33V111H34ZM45 110H46L47 112H46ZM56 110H57V109H56ZM56 110H55V111H56ZM61 110H63V109H61ZM85 110H86V109H85ZM98 110H99V109H98ZM98 110H97V112H99ZM138 110H139V109H138ZM138 110H137V111H138ZM153 110H155V109H153ZM153 110H152L151 112H153ZM160 110H161V109H160ZM172 110H173V109H172ZM194 110H195V109H194ZM194 110H193V111H194ZM220 110H221V109L218 110V113H219ZM242 110H243V109H241L240 111H242ZM259 110H261V109H259ZM3 111H4V110H3ZM25 111H26V109H25ZM25 111H24V113H25ZM27 111H28V110H27ZM29 111H30V109H29ZM39 111H41V113H39ZM76 111H77V110H76ZM78 111H79V110H78ZM80 111H81V110H80ZM83 111H84V110H83ZM109 111H107V112H109ZM135 111H136V110H135ZM135 111H133V112H135ZM143 111H144V110H143ZM147 111H149V109H147ZM147 111H145V113H146V114H149V118H150V116H151V118H152V120H148L149 122H151V123L148 122V125H150V127H148V126H147V127H148V128H152V127L154 128V129L151 131V133H153V131H156V132H157V135L160 134V132H162V133L164 134V133H165V128H168V127H169V124H168L169 122H167V120H166V122H167L166 124H167L168 126L165 125V124H163V123H162V125H159L158 122H160V120H161L162 118L160 119V117H159V119H160V120H159V119H158V116H161V115H155V114H152V113L150 114V113H149L150 111H149L148 113H147ZM161 111H162V110H161ZM190 111H192V110H190ZM190 111H189V112H190ZM224 111H225V110H224ZM244 111L248 112L246 109H245ZM244 111L242 112V114L244 113ZM30 112H32V110H31ZM45 112H46V113H45ZM56 112H57V111H56ZM84 112H85V115H86V111H84ZM92 112H94V111H92ZM100 112H101V111H100ZM113 112H114V113L116 112V113L113 115V114H112ZM138 112H140V111H138ZM157 112H158V111H157ZM157 112H156V114H157ZM167 112H168V111H167ZM170 112H171V111H170ZM174 112H175V111H174ZM183 112H182L181 114H184ZM208 112H209V111H208ZM208 112H207V113H208ZM216 112H217V111H216ZM230 112H231V111H230ZM246 112H245V114H244L243 117H242V115L240 116L239 113H238V115H239L240 117H239L238 115H237V117L240 118V119H241V117H242V119H244V117L246 116V118L249 119L250 117H248V115H246V114H247ZM251 112H250V113H251ZM254 112H252V113L254 114ZM262 112H263V111L261 110V113H262ZM9 113H10V112H9ZM17 113L20 114V115H18ZM28 113H29V112H28ZM33 113H34V112H33ZM33 113H32V115L34 116L36 113H34V114H33ZM57 113H58V112H57ZM57 113L55 114V112H54L53 115H57ZM59 113H60V111H59ZM63 113H64V112H63ZM63 113H62V114H63ZM69 113H70V112H69ZM77 113H78V112H76V114H77ZM87 113H88V111H87ZM159 113H160V112H159ZM163 113H164V112H163ZM163 113H162V116H164V117H166V118L169 116V115L167 116V114L164 115ZM198 113H200V112H198ZM198 113H197V114H198ZM232 113H233V114H237V113H234L233 111H232ZM7 114H8V113H7ZM60 114H61V113H60ZM89 114H90V113H89ZM172 114H173V113H172ZM185 114H186V112H185ZM188 114H189V113H188ZM227 114H229V113H227ZM248 114H249V112H248ZM11 115L9 116V114H8V116H9V121L7 120V117H8V116L6 117V116L3 115V116H4V117H3V118H4V121L2 120V119H3V118H2V119H1V121H2L1 123L4 124L3 122H10V121H11L10 118L12 117ZM27 115H28V114H27ZM81 115H82V114H79V116H81ZM87 115H88V114H87ZM90 115H91V114H90ZM96 115H97V113H96ZM96 115H95V116H96ZM104 115H105V113H104L102 116H104ZM131 115H132V114H131ZM191 115H192V114H191ZM202 115H205V114H201V116H202ZM215 115H217V114L215 113ZM231 115H232V114H231ZM231 115H230V116H231ZM250 115H251V114H250ZM257 115H256V116H257ZM30 116H31V114H30ZM50 116H51V115H50ZM66 116H67V115H66ZM82 116H83V115H82ZM82 116H81V117H82ZM105 116H106V115H105ZM125 116H126V115H125ZM253 116H254V115H253ZM256 116H255V119H257V122L259 123L260 119H258L259 117L256 118ZM5 117H6V119H5ZM18 117H16V118H18ZM24 117H26V116H23V119H24ZM31 117H32V116H31ZM37 117H38V116H37ZM48 117H49V116H48ZM57 117H59V116L57 115ZM57 117H56V118H57ZM74 117H76V116H74ZM84 117H85V116H84ZM91 117H92V116H91ZM97 117H98V116H97ZM99 117H100V116H99ZM146 117H147V115H145V118H146ZM198 117H199V116H198ZM202 117H203V116H202ZM231 117H233V116H231ZM234 117H235V115H234ZM234 117H233L232 119H234V121H235V120H236V119H235L236 117H235V118H234ZM26 118H27V117H26ZM28 118H29V117H28ZM35 118H36V115H35ZM49 118H50V117H49ZM56 118L54 117V119H56ZM65 118H67V117H65ZM78 118H79V117L77 116V119H78ZM87 118L90 119V116H89V117L87 116ZM102 118H103V117H102ZM149 118H148V119H149ZM151 118H150V119H151ZM166 118H164V119H166ZM172 118H173V117H172ZM196 118H197V115H196ZM203 118H204V117H203ZM205 118H206V117H205ZM238 118H237V120H236V121H237V127H238V123H239ZM246 118H245L244 120H246ZM251 118H252V116H251ZM52 119H53V118H52ZM63 119H64V118H63ZM68 119H69V117H68ZM79 119H80V118H79ZM82 119H84V118L82 117ZM85 119H86V118H85ZM107 119H108V118H107ZM192 119H193V118H192ZM200 119H202V118L200 117ZM200 119H198V122L200 121ZM5 120H7V121H5ZM12 120H15V119L12 118ZM16 120H17V119H16ZM16 120H15V122H16ZM20 120H22L21 117H20ZM25 120H27V119H25ZM50 120H51V119H50ZM60 120L62 121V118H60ZM103 120H104V119H103ZM109 120H110V118H109ZM117 120H118V119H117ZM190 120H191V119H190ZM213 120H214V118H213ZM250 120H251V119H250ZM44 121H46V120H44ZM48 121H49V120H47V122H48ZM51 121H52V123H54L53 120H51ZM67 121H68V120H67ZM67 121H66V122H67ZM77 121H78V120H77ZM97 121L100 122V120H96V121H95L96 123H95V122L93 123L94 126L97 124ZM120 121H121V120H120ZM157 121H158V122H157ZM171 121H172V120H170V122H171ZM182 121H183V120H182ZM196 121H197V120H196ZM196 121H195L194 124H191V123H190L191 126H193L194 129H195V127H197V126L195 125V124H197ZM207 121H208V120H207ZM210 121H211V120H209L208 122H210ZM229 121H231V120L229 119ZM253 121H254V120H253ZM253 121H252V122H253ZM12 122H13V121H12ZM17 122H18V121H17ZM21 122H23V121H21ZM30 122H32V120H31ZM40 122H42V121L40 120ZM55 122H56V121H55ZM58 122H59V121H58ZM66 122H65V120H64L62 124H65ZM72 122H73V121H72ZM99 122H98V123H99ZM102 122H103V121H101V123H102ZM161 122H162V121H161ZM164 122H165V121H164ZM189 122H191V121H189ZM201 122H202V121H201ZM201 122H200V123H201ZM214 122H215V121H214ZM214 122H213V123H214ZM231 122H233V121H231ZM231 122H227V123H230V124H227V123H225V124H227V125L230 127V125H232ZM260 122H261V121H260ZM33 123H34V122H32V124H33ZM52 123H48V124H52ZM69 123H70V122L68 121V125H69ZM79 123H80V122H79ZM103 123H104V122H103ZM141 123H142V122H141ZM200 123H198V124H200ZM215 123H216V122H215ZM262 123L264 124V122H262ZM34 124H35V123H34ZM44 124H45V122H44ZM46 124H47V123H46ZM54 124L57 125V123H54ZM66 124H67V123H66ZM112 124H113V123H112ZM114 124H115V123H114ZM119 124H120V123H119ZM187 124H188V123H187ZM198 124H197V125H198ZM207 124H208V126H211V125H209V124H211V123H207ZM225 124H224V126H227V125H225ZM242 124L246 125V124H248V123H246V124H245V123H242ZM242 124H241V125H242ZM28 125H29V124H28ZM36 125H35V126H36ZM42 125H43V124H42ZM52 125H53V124H52ZM52 125H50L51 128H52ZM164 125H165V127H164ZM178 125H179V122H178ZM201 125H202V124H201ZM204 125H206V124H204ZM204 125H203V126H204ZM233 125L236 126V122H233ZM239 125H240V124H239ZM241 125H240V126H241ZM3 126H4V125H3ZM3 126H2V127H3ZM31 126H32V128L34 129V125H31ZM44 126H46V125H43V127H44ZM53 126H54V125H53ZM66 126H67V125H66ZM91 126H92V125H91ZM98 126H99V125H98ZM113 126H114V125H113ZM206 126H207V125H206ZM206 126L203 127V128H204V131H205V127H206ZM208 126L206 127V129L209 128ZM218 126H220V125L218 124ZM222 126H223V124H222ZM224 126H223V127H224ZM240 126H239V128H241ZM242 126H243V125H242ZM248 126H249V125H248ZM258 126H261V127H260V128H259V127H255V129L258 128V130H262V132H263L264 130L262 129V128H263V127H262V124H261V125H258ZM263 126H264V125H263ZM0 127H1V126H0ZM2 127H1V128H2ZM6 127H7V126H6ZM26 127H27V126H26ZM54 127H55L56 130L58 129V128H56L57 126H54ZM54 127H53V129H54ZM58 127H59V126H58ZM115 127H116V126H115ZM128 127H129V126H128ZM128 127H127V128H128ZM183 127H184V126H183ZM211 127H212V126H211ZM216 127H217V126H216ZM231 127H232V126H231ZM15 128H16V127H15ZM15 128H14V130H17V131H18V129H15ZM18 128H19V127H18ZM23 128H24V127H23ZM39 128H41V125L39 126ZM39 128H36V130H37V129L39 130ZM46 128H47V126H46ZM49 128H50V127H49ZM49 128H47V130H48ZM51 128H50L49 130H52ZM60 128H61V126H60ZM62 128H63V127H62ZM220 128H221V127H220ZM224 128H225V127H224ZM224 128H223V130H224ZM232 128H234V127H232ZM239 128H238V129H239ZM3 129H4V128H3ZM3 129H2V130H3ZM8 129H9V128H7V131H8ZM30 129H31V128H30ZM41 129H42V128H41ZM43 129H44V128H43ZM112 129H113V128H112ZM124 129H125V128H124ZM168 129L170 130V128H168ZM171 129H173V127H172ZM196 129H197V128H196ZM200 129H201V128H199L198 131L196 130V132H200V131H201V132H200V134H201V133H202V129H201V130H200ZM214 129H215V131H213L212 133L207 129L208 132H210L209 134H207V132H206V134L203 132L205 135H208V136L203 137V139L199 142V143H200V147H201V148H200V149H201V152L204 150V152H202L204 155H202L201 152H200V150H199L197 147H195V145H194L195 143L192 144V147H191L190 144H188V143H190V142L187 140V142H186L187 145L185 144L186 146H190V147H191V149H188V148H187V149H188V152H190V150H195V149H198L197 152H198V151L200 152V154H201V155H200V156H201V159H200V160L196 157L197 152L195 151L196 154L193 153V155L195 154L194 159H195V158L198 159V160H196V162H199V161H200V162H203V160H204V162H205L207 159H208V160L210 159L209 162H208V160H207L205 163H204V162H203V163H200V162H199V163H194L195 161L192 162V159H189V160H188V159H183V161L181 162L182 159H177V157H179V156H177V157L175 156V157H176V161H177V160H180L181 163H180V162H179V163H175V162H174V163H170L171 166H170L168 163H167L168 165L166 166L165 163H164V164H163V165H164L163 167H162V165H161V167H160L158 170H156V172L154 171L156 174L158 173V174L156 175V177H155V178H156V180H155V183H156V185H155V189H154V190H149V193H150V192H152V193H151V194H148V193H147V192H148V189L152 187L153 183L151 182L152 184H151V183H150V184H147L149 181H148V182H147V181H144V182H146V185H145V184H142V185L140 186V188H142L143 185H144L143 190H145V191H143L142 189H141V190L143 191V193H144V192L147 193V194L144 193L145 195H150V196H149L146 200H143V199L140 200V199H139L140 201H139V200H138V201H139V202L142 201L141 204H142L143 201H144V205L146 204V205H145V208H146V206H147V209H146V210H147L148 212H147V211H143V212H142L143 214H145V213H146L145 215H147V214H151V217H152V218H153L154 216H155V218H157L156 221H155V219H153V220L155 221V222H154L155 224H157V220H159V223L161 224V222H163V221H164L163 219H165V218H166V219H165V221L163 222V224H164L165 222H168L167 220H169L170 217H171V219H173V215H174V213H175V214L177 213L178 215H179V213H180V215H181V213H185L186 215H187V214L189 215L188 217H191L192 215H194V212H192L191 210H197V209H198L197 212L195 211V212H196V213H195V216H196V214H197L198 216L200 215V217L203 218L202 215L207 216L206 214H209V215H208V217H209V216H211V214H214V212H215L214 209H213L214 212H213L212 210H210V211H211V214L209 213V211H208V213H207V211H206V214H205V213H204L205 210H203V209H206V210H207V207L204 208V207L206 206V204H205L204 202H203V203L205 204V206L203 207V209H201V207H197V206H195V208L193 209V206L196 205V204H198V202H196V204H194L193 206H190L189 203H191V202H192V203H193V202L195 203V201H197V199H199V201H200V196H199V195H201V194L203 195V194H204V193L201 192V193L198 195V193H199V188H198V187H199V185L202 184L201 181H203V180H201V178L204 179V180H205V179H210V178H212L211 181L214 179V181H213L214 189H216V191H218L219 195H220L222 198H224V199H222V200H224L223 205H222V206H221V205H218V206H221V207H220V211H219V209L217 210V213H221V210L223 209V210H222V213H223V214H222V213H221V214H222V216H224V218H226V216H227V218H228L229 216H232V215H230V213L233 214L234 217H235V218H233L234 221L232 222L231 225L229 224L230 227H231L232 225H233V226L231 227V229H230V228H229V229L227 228V230H226V227L228 226V225L226 224V223H227L226 221H228L229 218L231 219L233 216H232V217H229V218L226 219V221H225V219H224V218L221 216V214H220V216H221V222L223 223V222L225 221V223H223V225L220 224L221 222L219 223V225L222 226V227H221V226L219 227L220 229H219L218 227H216V226H217V224H216L217 221H213V220H212L214 223L216 222V223H215L216 226H215V224H213L210 220H211L212 218H214V217L217 215V213H216V215H214V217L211 216L210 219H209V221H210L213 225H210L211 223H210L209 221H208V222H209L210 224H207V225H205V223L203 224L202 219H201V218L199 219V217H198V218L195 217V220H194V219L192 220V218H191V220H192L193 222H194V221H195V222H198V219H199V220H201V221H200L201 224L205 225L206 227L209 225L208 227H211V226L214 227V226H215V227L218 228L219 230L222 229V233L220 232L219 234H220V235L222 234L223 237H224V239H223V237H219V239H220V238L223 239V241H221V242L219 241V242H218V244L222 243V244L220 245V247H218L219 249L215 248V247H217L218 244H217V243H216V244L213 243V244H214V249L217 250V251L214 253V252H213V249H212V254H213V255H216V254H217V255H219V257L222 256L224 260H222V261L220 262V259H219V258H217V259L215 258V259H216V262H214L215 264H218L217 260L219 261V263H222V264H243V261H244L245 259H242V258H243L242 256H244L245 253L242 252V251H243L242 248L244 247L245 242L247 243V241H250V240H247V239H248V238L250 239L251 234L254 235V234H253V231H254V229H255L254 227H256L257 224H258V226L260 227L259 223L261 222V225H262V223H263L262 221H264V217H263V216H264V142L262 143L263 146H261V147L258 146V147H260V148L257 149V148H258V147H257V144H258L259 142H261L262 139H263V141H264V135H263L264 132H263V133L261 132L262 134L260 133L261 135H263V136L260 135L261 138L263 137L262 139L258 137L257 140L255 139V142L251 141L253 144H256V145H254V146L257 147L256 149L252 150V149H253V148L251 147V146L253 145L252 143H251V145H246V143L240 141V140H243L242 138H240V136L243 134V133H242V134L240 133L241 131H240V132L238 131L239 133H238L237 131H235V132L238 133V136H237V134H235L234 132H233L234 134L230 135V133H232V132L229 133V130L226 131V133H228L229 135H224L225 133L220 134V133H222V132H220V131H222V129H221L220 131H218L219 128H218V130H216L215 127H214L213 129L210 128V130H214ZM246 129H247V128H246ZM9 130L11 131V130H13V129H9ZM19 130H20V129H19ZM22 130H23V129H22ZM24 130H26V129H24ZM31 130H32V129H31ZM60 130H61V129H60ZM188 130H189V129H188ZM199 130H200V131H199ZM235 130H237V129H235ZM258 130H257L256 132H258ZM3 131H4V132H3ZM3 131H2L3 133L1 132V133H2V135H1V138H2V139H0V145L3 146L2 144H4V146H6V144L8 143V148H7V150H6L5 153L0 154V160L7 158L9 152L12 151V149L14 148V146H16V144H19V143L23 144L22 142H18V141H20V139L17 140V138H16V140H14L15 136L18 134L16 131H14V132L17 133V134H15V136H14V132H12V131H11L10 133H8V132H9V131H8V132H7L8 134L6 133L5 130H3ZM26 131L29 132V130H26ZM39 131H40V130H39ZM39 131H38V132H39ZM41 131H42V130H41ZM44 131H46V129H44ZM61 131H62V130H61ZM61 131H60L59 133H61ZM122 131H123V129H122ZM135 131H136V130H135ZM166 131H168V130H166ZM173 131H174V130H173ZM191 131H192V130H191ZM231 131H232V130H231ZM242 131H243V130H242ZM19 132H20V131H19ZM33 132H35L34 135H37V134L39 135V133H36L37 131H35V129H34ZM33 132H32V133H33ZM46 132H47V131H46ZM48 132H49V131H48ZM62 132H63V131H62ZM108 132H109V131H108ZM158 132H159V133H158ZM168 132H169V131H168ZM196 132H195V133H196ZM219 132H220V133H219ZM243 132H245V129H244ZM247 132H248V133H247ZM254 132H255V131H254V127H253V126L248 127V129H247L246 132L243 134V136H245L246 133H247L248 135H250L249 137H251V136H255ZM21 133H22L21 137H19V136H17V137H18V138H21V141H22V140H23L22 136H23V134H24L25 132L23 133V132L21 131ZM21 133H19V135H20ZM29 133H30V132H29ZM29 133H28V134H29ZM40 133H41V132H40ZM43 133H44V132H42L41 134L43 135ZM49 133H50V132H49ZM52 133H53L52 137L50 136L51 133L49 134V137H51V139L54 140V143H55V141L57 140L56 143L59 142V144H60L61 139H59V138H57V137H59V135H60V137H61V134H59V133H58V130H57L56 133H58V134H57V136H55L57 139L54 137V138L56 139V140H55V139L53 138V136H54V132H52ZM56 133H55V134H56ZM119 133H121V132H119ZM123 133H124V132H123ZM162 133H161V135H160L161 137L163 136ZM173 133H174V132H172V134H173ZM25 134H26V133H25ZM64 134H66V133H64ZM64 134H63V135H64ZM67 134H68V132H67ZM82 134H83V133H82ZM149 134H150V133H149ZM149 134H148V135H149ZM166 134H167V133H166ZM168 134H170V133H168ZM172 134H171V135H172ZM239 134H241V135L239 136ZM46 135H48V133H46ZM119 135H120V134H119ZM138 135H139V133H138ZM155 135H156V134H155ZM193 135H194V133H193ZM193 135H192V136H193ZM197 135H199V134H197ZM223 135H224V137H223ZM12 136H14V137H12ZM25 136H27V134H26ZM25 136H24V141H25ZM43 136H44V135H43ZM64 136H65V135H64ZM67 136H68V135H67ZM82 136H84V134H83ZM111 136H112V135H111ZM122 136L124 137V135H122ZM134 136H135V135H134ZM136 136H137V135H136ZM160 136H159V137H160ZM166 136H167V135H166ZM168 136H169V135H168ZM194 136H195L194 139H196L197 136H196V135H194ZM225 136H226V137H225ZM243 136H241V137H243ZM36 137L38 138V136H36ZM36 137H35L34 139H36ZM39 137H42V136L39 135ZM130 137H132V136L130 135ZM148 137H149V136H148ZM156 137H157V136H156ZM156 137H155V138H156ZM164 137H165V136H163V138H164ZM246 137H248V136H246ZM11 138L15 141L14 144H9V141H10V142H13V140H11ZM30 138H31V137H30ZM30 138H29V139H30ZM32 138H33V137H32ZM42 138H43V137H42ZM99 138H100V137H99ZM112 138H113V136H112ZM133 138H134V137H133ZM165 138H166V137H165ZM171 138H172V137H171ZM183 138H184V137H183ZM191 138H192V137H191ZM191 138H190V139H191ZM243 138H244V137H243ZM3 139H4V140H3ZM39 139H40V138H39ZM44 139H45V138H44ZM51 139H50V140H51ZM67 139H68V138H67ZM80 139H82V138H80ZM124 139H125V137H124ZM130 139H131V138H130ZM147 139H148V138H147ZM156 139H157V138H156ZM167 139H168V138H167ZM197 139H198V137H197ZM260 139H261V140H260ZM26 140H27V138H26ZM42 140H43V139H42ZM59 140H60V141H59ZM63 140H64V137H63L62 141H63ZM165 140H166V139H165ZM259 140H260V141H259ZM24 141H23V142H24ZM37 141H38V140H37ZM47 141L49 142V139H47ZM64 141H65V140H64ZM126 141H127V140H126ZM130 141H131V140H130ZM151 141H152V140H151ZM195 141H197V140H195ZM249 141H250V140H249ZM256 141H258V143H256ZM30 142H31V141H30ZM65 142H66V141H65ZM78 142H79V141H78ZM118 142H119V141H118ZM124 142H125V141H124ZM128 142H129V140H128ZM240 142H242V144H243L244 146H246V148H249V146H250L249 149L251 150V153H248V151H247L248 149H247V150L244 149V148H243V147H244L243 145H242V147H241L242 149L239 148V147H240L239 144H241ZM247 142H248V141H247ZM37 143H38V142H37ZM37 143H36V144H37ZM50 143H51V142H50ZM50 143H48V144H50ZM68 143H69V142H68ZM71 143H72V142H71ZM167 143H168V142H167ZM24 144H25V142H24ZM27 144H28V142H27ZM27 144H25V145H27ZM45 144H46V146H47V143H45ZM45 144H43L44 147H45ZM51 144H53V142H52ZM127 144H128V143L126 142V144L123 145V149H124V152H125V156L127 157V159L124 157V158L126 159V160H124V161H126V162H125V163H121V164H120V163H119V164L116 163L118 166L120 165L119 167H117L118 170H116L117 168L115 167V168H116L115 171L117 172L118 178H119L121 181L124 180V177H125L126 175L128 176L129 173L132 172V169H134L135 167H137V164H139V163H136V162H137V161H136V157H135L136 155H132V153H131V151H130V148H129L130 144H129V146H128ZM132 144H133V143H132ZM151 144H152V143H151ZM180 144H181V143H180ZM247 144H248V143H247ZM29 145H30V143H29L27 146H29ZM37 145H38V144H37ZM61 145H62V144H61ZM103 145H104V144H103ZM119 145H120V144H119ZM144 145H145V144H144ZM161 145H162V144H161ZM196 145H199V144H196ZM215 145L219 146V147H218V150L221 149L220 152H221L222 150H224V149H225V150L227 149L228 151L231 152V151H233L234 149L238 148V150H239L240 152H241V151H242V152L240 153V152H238V150H237V151L235 150V151H233V152H234V155H235V152H236V153H239V154H242V155H241V157H243L242 159H244V158L246 159V157H247L246 154H247V153H248L249 155L251 154V156H254V157H253V163H252V160H250V159L252 158V157H250V156H248L250 159L247 160L246 162L243 160L244 163H242V166L240 165L241 163L238 164V163H239V162H238L239 160H238V161L236 160L238 166L241 167V172H242V173L244 172V170L242 171V168H245V167L247 168V169L245 168L246 172H244L243 174H239V170H238V173H236V172H237V169H236V168L238 167V166H237V167L235 168V169H236L235 173H234V172H233L234 174L231 173V172L233 171V170H232V171L230 172V173H231V174H230V173H228V171H227V170H228L227 165L230 164L229 167H231V165H232L231 160H233V161L235 162V158H233L234 155L231 156L232 154H231L230 152L226 151V152L229 153L228 156H227V154H226L227 158H229V155H230L233 159H232V158H229L228 161H229L230 163H228L227 159H225V162H227V163H223V162H221L222 159H221L220 157H218V154H219L220 152H217V151H216L217 149L214 147ZM17 146H18V145H17ZM17 146H16V147H17ZM34 146H35V145H34ZM41 146H42V145H41ZM49 146H51V145H48V147H46V148L49 149ZM54 146H55V144H54ZM72 146H73V145H72ZM186 146L182 147V149H183V148L185 149ZM193 146H194V147H193ZM247 146H248V147H247ZM254 146H253V147H254ZM16 147H15V148H16ZM190 147H189V148H190ZM213 147H214V150L216 149L215 151H213ZM2 148H3V147H2ZM2 148H0V150H1ZM5 148H6V147H4L3 150H4ZM20 148H21V147H20ZM46 148H45V149H46ZM194 148H195V149H194ZM23 149H24V148H23ZM45 149L42 148V150H45ZM50 149H51V148H50ZM65 149H66V148H65ZM180 149H181V148H179V150H180ZM182 149H181V151H182ZM184 149H183V151H184ZM187 149H185V150H187ZM243 149H244V152H245L244 155H246V157L243 156ZM79 150H80V149H79ZM105 150H106V149H105ZM133 150H134V149H133ZM177 150H178V149H177ZM179 150H178V151H179ZM225 150H224V152H225ZM245 150H246V151H245ZM45 151H47V150H45ZM80 151H81V150H80ZM169 151H170V150H169ZM169 151H168V153H169ZM178 151H177V152H178ZM210 151L214 152V155H212L213 153H209ZM47 152H49V151H47ZM177 152H176V154H177ZM188 152H186V153H187L186 156H188V154L190 155V153H188ZM199 152H198V154H199ZM215 152H216L217 154H216ZM224 152H223V153H224ZM226 152H225V153H226ZM246 152H247V153H246ZM98 153H99V152H98ZM120 153H121V152H120ZM179 153H180V154H179ZM225 153H224V154H225ZM115 154H116V153H115ZM174 154H175V152H174ZM176 154H175V155H176ZM181 154H183V152H180V151H179V152H178V155L182 156ZM198 154H197V155H198ZM208 154H209V156H208ZM210 154H211V156H210ZM224 154H223V155H224ZM239 154H238V155H239ZM121 155H122V154H121ZM164 155H165V154H164ZM183 155H184V154H183ZM206 155H207V156H206ZM21 156H22V155H21ZM36 156L38 157V155H36ZM42 156H43V155H42ZM88 156H89V155H88ZM123 156H124V155H123ZM221 156H222V152H221ZM239 156H240V155H239ZM69 157H70V156H69ZM166 157H167V156H166ZM189 157H191V156H189ZM189 157H188V158H189ZM203 157H204V159H203ZM206 157H207V159H206ZM234 157H235V156H234ZM8 158H11V157H8ZM8 158H7V159H8ZM35 158H36V157H35ZM48 158H50V157H48ZM51 158H52V157H51ZM169 158H170V156H169ZM238 158H239V157H238ZM254 158H256V160H254ZM33 159H34V158H33ZM33 159H32V160H33ZM38 159H39V158H38ZM52 159H53V158H52ZM84 159H85V158H84ZM66 160H67V158H66ZM66 160H65V161H66ZM167 160H168V159H167ZM169 160H172V159H169ZM174 160H175V158H174ZM3 161H4V160H3ZM33 161H34V160H33ZM33 161H31V162H33ZM38 161H39V160H38ZM101 161H102V160H101ZM144 161H145V160H144ZM222 161H223V160H222ZM240 161H241V160H240ZM0 162H1V161H0ZM39 162H40V161H39ZM93 162H94V160H93ZM95 162H96V161H95ZM102 162H103V161H102ZM102 162H101V163H102ZM121 162H122V161H121ZM134 162H135V163H134ZM138 162H139V161H138ZM166 162H167V161H166ZM170 162H171V161H170ZM21 163H23V162H21ZM24 163H25V161H24ZM43 163H44V162H43ZM34 164L36 165L37 162H36V163L34 162ZM98 164H99V163H98ZM110 164H111V163H110ZM116 164H115V165H116ZM233 164H234V163H233ZM235 164H236V163H235ZM237 164H236V165H237ZM3 165H4V164H3ZM61 165H62V164H61ZM117 165H116V166H117ZM154 165H156V164H154ZM30 166H32V165H30ZM110 166H111V165H110ZM232 166L235 167V165H232ZM60 167H61V166H60ZM62 167H63V165H62ZM90 167H91V166H90ZM92 167H93V166H92ZM99 167H100V166H99ZM138 167H139V166H138ZM36 168H37V167H36ZM107 168H110V167L107 166ZM151 168H152V167H151ZM154 168H155V167H154ZM17 169H18V168H17ZM103 169H104V168H103ZM103 169H102V170H103ZM59 170H60V169H59ZM104 170H105V169H104ZM106 170H107V169H106ZM112 170H114V169L111 168L110 171H112ZM139 170H140V169H139ZM147 170H149V169H147ZM110 171H109V172H110ZM115 171H114V172H115ZM149 171H150V170H149ZM149 171H148V173H149ZM229 171H230V170H229ZM26 172H27V171H26ZM146 172H147V171H144V172H142V173H145L146 176H147L148 174H147ZM154 172H153V173H154ZM225 172H226V173H225ZM135 173H136V172H135ZM135 173H134V174H135ZM150 173H151V172H150ZM155 173H154V174H155ZM91 174H92V173H91ZM107 174H108V173H107ZM114 174H115V173H114ZM141 175H143V174H141ZM152 175H153V174H152ZM152 175H149L150 177L148 176L151 180H153V177L151 178ZM159 175H161V176H159ZM164 175H165V176H164ZM99 176H100V175H99ZM110 176H112V175H110ZM114 176H115V175H114ZM163 176H164V177H163ZM13 177H14V176H13ZM47 177H48V176H47ZM77 177H78V176H77ZM105 177H106V176H105ZM105 177H104V179L106 180ZM141 177H142V176H141ZM141 177H140V178H141ZM161 177H162V178H161ZM207 177H208V178H207ZM98 178H100V177H98ZM102 178H103V176L101 177V179H102ZM110 178H112V177H110ZM128 178H129V177H128ZM149 178H148V180H150ZM104 179H103V180H99V181H105ZM107 179H108V178H107ZM125 179H127V178L125 177ZM138 179H139V178H138ZM19 180L21 181V178H20ZM116 180H117V178H116ZM136 180H137V179H136ZM140 180H141V179H140ZM36 181H37V180H36ZM40 181H41V180H40ZM111 181H112V180H111ZM124 181H125V180H124ZM124 181H123V182H124ZM211 181H210V182H211ZM31 182H32V181H31ZM41 182H42V181H41ZM97 182H98V181H97ZM117 182H118V180H117ZM119 182H120V181H119ZM204 182H206V181H204ZM204 182H203V183H204ZM215 182H216V183H215ZM105 183H106V182H105ZM121 183H122V182H121ZM134 183H135V182L133 181V186L136 187V184H137V183H135V184H134ZM28 184H29V183H28ZM31 184H32V183H31ZM112 184H113V183H112ZM122 184H123V183H122ZM35 185H36V184H35ZM114 185H115V184H114ZM114 185H112V186H114ZM206 185H208V183H207ZM209 185H211V184H209ZM209 185H208V186H209ZM21 186H22V185H21ZM21 186H20V187H21ZM27 186H28V185H27ZM33 186H34V185H33ZM93 186H95V185H93ZM106 186H107V185H106ZM129 186H131V185H128V187H129ZM138 186H139V185H138ZM201 186H202V185H201ZM203 186H204V185H203ZM203 186H202L201 189H203ZM211 186H212V185H211ZM211 186H210V188L212 189L213 186H212V187H211ZM17 187H18V186H17ZM36 187H37V186H36ZM206 187H207V186H206ZM206 187H204V189H205ZM31 188H33V187H31ZM116 188H117V187H116ZM126 188H127V187H126ZM132 188L134 189V187L131 186V190H132ZM136 188H137V187H136ZM35 189H36V188H34V190H35ZM114 189H115V188H114ZM128 189H129V188H127V191H128ZM138 189H139V187L137 188L136 191H138ZM207 189H209V188H207ZM214 189H212V190H214ZM27 190H28V189H27ZM29 190H30V189H29ZM34 190H32V192H34ZM105 190H106V187L103 186L102 184L100 185V182H99V186L97 187V189H96L95 191H93V193L91 192L92 195H91V196L89 195L90 197L87 196V197L85 198V201L83 202V203H84L83 205L86 206V207H84V208L91 207L93 204H95V203H97V202H98L99 205H100V202L98 201V199L100 200V198H102V197L104 196ZM132 191H133V190H132ZM136 191H135V192H136ZM139 191H140V190H139ZM142 191H141V193H142ZM202 191L204 192V190H202ZM125 192H126V191H125ZM135 192H132V193H134V194H132V195H130V196L137 195V194H135ZM30 193H31V192H30ZM127 193H128V192H127ZM136 193H138V192H136ZM141 193H140V194L138 193L137 197H140V195H142ZM205 193H207V192H205ZM218 193H217V194H218ZM12 194H13V193H12ZM129 194H130V193H129ZM208 194H211L212 196H214V194L216 195V192L213 193L212 191H209V193H207L206 195H208ZM87 195H88V194H87ZM105 195H106V193H105ZM108 195H109V194L107 193V196H108ZM206 195H205V196H206ZM10 196H11V195H10ZM101 196H102V197H101ZM109 196H110V195H109ZM130 196H128L129 198L127 199V200H128V203H129V201H130V200H129L130 198H133V197H134V199H135V196H133V197H130ZM205 196L203 195V198H205ZM208 196H209V195H208ZM212 196H211V197H212ZM217 196H218V195H217ZM220 196H219V197H220ZM198 197H199V198H198ZM209 197H210V196H209ZM219 197H216V199L219 198ZM109 198H110V197H109ZM141 198H143V197L141 196ZM201 198H202V196H201ZM207 198H208V197H207ZM214 198H215V196H214ZM5 199H6V198H5ZM105 199H106V196H105ZM144 199H145V196H144ZM211 199H212V198H211ZM216 199H214V200L212 199L213 202H215ZM219 199H220V200H219ZM219 199H218L217 201H221V198H219ZM107 200H108V199H106V202H107ZM114 200H115V199H114ZM117 200H118V198H117ZM127 200H126V201H127ZM132 200H133V199H132ZM112 201H113V200H112ZM126 201H125V204H126ZM205 201H206V200H205ZM209 201H210V200H209ZM209 201H208V202H209ZM113 202H114V201H113ZM133 202H134V201H133ZM213 202H212V203H213ZM222 202H223V201H222ZM104 203H105V202H104ZM130 203H131V202H130ZM130 203H129V204H130ZM187 203H188V204H187ZM200 203H201V202H200ZM203 203H202V204H203ZM219 203H220V202H219ZM132 204H133V203H132ZM132 204H131V205H132ZM136 204H138V203H136ZM141 204H139V207L142 208L143 205L141 206ZM208 204H209V203H208ZM214 204H215V203H214ZM75 205H76V204H75ZM77 205H78V204H77ZM97 205H98V204H97ZM102 205H103V204H102ZM102 205H101V206H102ZM110 205H111V203H110ZM123 205H124V204H123ZM127 205H128V204H127ZM131 205H130V206H131ZM133 205H134V204H133ZM159 205H160V206H159ZM191 205H192V204H191ZM73 206H74V205H73ZM80 206H81V205H80ZM101 206H100V207H101ZM128 206H129V205H128ZM130 206H129L128 208H130ZM199 206H202V205H199ZM210 206H211V203H210ZM210 206H209V209H210ZM212 206H213V205H212ZM69 207H70V205H69ZM81 207H82V206H81ZM108 207H109V206H108ZM120 207L122 208V206H120ZM131 207H132V206H131ZM136 207H138V205H137ZM188 207H189V208L191 207L192 209H191V208L189 209ZM196 207H197V208H196ZM214 207H215V206H213V208H214ZM82 208H83V207H82ZM106 208H107V207H106ZM106 208H105V209H106ZM143 208H144V207H143ZM143 208H142V210H143ZM145 208H144V210H145ZM199 208H200L201 210H200ZM217 208H218V207H217ZM217 208H216V209H217ZM221 208H222V209H221ZM56 209H57V208H56ZM89 209H90V208H89ZM132 209H133V207H132ZM72 210H73V209H72ZM82 210H83V209H82ZM102 210H103V208H102ZM109 210H110V209H109ZM118 210H119V209H118ZM129 210H130V209H129ZM129 210L126 208V211H125V212L128 211V213H130L131 210H130V211H129ZM142 210H141V211H142ZM199 210H200V213L198 212ZM202 210H203L204 212H203ZM74 211H75V210H74ZM106 211H108V210L106 209ZM123 211H124V210H123ZM218 211H219V212H218ZM144 212H145V213H144ZM201 212H203V214H202ZM77 213H78V212H77ZM137 213H138V212H137ZM191 213H192V215H191ZM198 213H199V214H198ZM251 213H253V215H254V213L257 215L256 222L254 221V222H255V224H254L255 226L253 227V225H252V226H250L249 228H248V226L244 227V224H245L244 222H246V224H247L248 222H251V221H249V220H250V217H249V216H250ZM115 214H116V213H115ZM125 214H127V213H125ZM132 214H133V213H132ZM135 214H136V212H135ZM177 214H176V215H177ZM201 214H202V215H201ZM228 214H229V216H228ZM120 215H121V214H120ZM129 215H130V214H129ZM133 215H134V214H133ZM139 215H140V214H139ZM152 215H153V216H152ZM182 215H184V214H182ZM117 216H119V215H117ZM121 216H122V215H121ZM121 216H119V218H121ZM130 216H131V215H130ZM134 216H135V215H134ZM134 216H133V218H130L129 220H128V216H127V215H126L127 219H126V218H123V217H122V218L125 219V221L128 220L127 222L133 220V223H135V221L138 220L137 218H139V216L136 215V216H138V217L136 218V220H134L135 217H136V216H135V217H134ZM141 216H142V214H141ZM143 216H144V215H143ZM143 216H142V217H143ZM217 216H218V215H217ZM217 216H216V217H217ZM251 216H252V214H251ZM124 217H125V215H124ZM131 217H132V216H131ZM142 217H141V218H142ZM148 217H149V216H148ZM148 217L145 216L146 219H147ZM167 217H169V219H167ZM177 217L179 218V220H180L182 217H184V218H183L184 221L186 220L185 217L187 218V220H190L187 216H182L181 218H180L179 216H177ZM177 217L174 218L173 220L170 219L169 222H170V221L175 222V221H174L175 219L178 220ZM192 217L194 218V216H192ZM112 218H113V216H112ZM112 218H111V221H112ZM122 218H121V220L123 221ZM145 218H144V220H145ZM222 218H223V219H222ZM248 218H249L248 221H246V220L244 221V220H243V219H248ZM254 218H256V217H254ZM254 218L251 217L252 222H253V219H254ZM115 219H116V220H120V219H117V218H115ZM115 219H114V220H115ZM131 219H132V220H131ZM205 219H206V218H205ZM205 219H204V220H205ZM207 219H208V218H207ZM219 219H220V218H219ZM233 219H231V220H233ZM94 220H96V219H94ZM114 220H113V221H114ZM121 220H120V221H121ZM140 220H141V219H140ZM140 220H139V221H136V223L138 224V225L136 224L137 226H139L140 223H138V222H140ZM142 220H143V219H142ZM162 220H163V221H162ZM177 220H176V222H179V220H178V221H177ZM214 220H215V218H214ZM216 220H217V218H216ZM254 220H255V219H254ZM97 221H98V220H97ZM104 221H105V220H104ZM111 221H109V222H111ZM122 221H121V222H122ZM125 221L123 222L124 224L126 223ZM160 221H161V222H160ZM192 221H190V222H192ZM229 221H230V220H229ZM59 222H60V221H59ZM61 222H62V221H61ZM121 222H118V221H117V222H111V223H113V224H112V225L110 224V226H114V227H115V226L119 225V224L114 225L115 223H120V224H121ZM145 222H148V223H151V224L154 225V223H152V222H150V221H145ZM169 222L167 223V224H169V226L165 223L168 227L164 224V225L166 226V228H164V225L161 224L162 227H160V229H158V230H161V228H163V230H164V229L166 230L167 228H169V227L171 226L170 224H172V225L174 226L173 228L175 229V226H176L177 223L175 224V223H173V222H170V223H169ZM206 222H207V221H206ZM241 222H242L243 225L241 224ZM106 223H107V222H105V224H106ZM123 223L121 224V226L123 225ZM131 223H132V222H130V224H131ZM159 223H158V224H159ZM184 223H185V222H184ZM188 223H189V222H188ZM130 224H128L127 226H130ZM141 224H142V223H141ZM151 224H148V225H151ZM158 224H157V225H158ZM160 224L158 225V227L160 226ZM191 224H193V223H191ZM199 224H200V223H199ZM199 224H198V225H199ZM201 224H200V226H201ZM240 224L242 225V227H240V228H242L243 230L241 231V229H240L239 232H236L237 235H235V232H234L235 230H234V231H232V230L235 229L236 227H238ZM93 225H94V224H93ZM102 225H103V224H102ZM102 225H101V226H102ZM134 225H135V224H134ZM136 225H135V226H136ZM143 225H144V228H145L146 226L149 227V226L147 225V223H146V226H145V223H143ZM157 225H155L154 228L151 226L152 234L155 232V227H157ZM178 225H179V224H178ZM178 225H177V226H178ZM184 225H185V224H184ZM188 225H189V224H188ZM194 225L196 226V223H195ZM219 225H218V226H219ZM247 225H248V224H247ZM249 225H251V224L249 223ZM101 226H100V227H101ZM107 226H108V225H107ZM137 226H136V229H140V231L145 232V230H146V231L149 230V228H147V227L145 228V230H144V229L141 230V229H142V227H141L142 225L140 226V228H137ZM179 226H180V225H179ZM182 226H183V225H182ZM189 226H190V225H189ZM200 226H198V227H200ZM263 226H264V224H263ZM119 227H120V226H119ZM124 227H125V225H124ZM180 227H181V226H180ZM185 227H186V225H185ZM259 227H256V229L259 228ZM98 228H99V225H98ZM102 228L104 229V226H102ZM102 228H101V229H102ZM116 228H117V227H116ZM127 228H128V227H127ZM127 228H126V230H127ZM130 228L135 229L133 226H131ZM171 228H172V227H171ZM173 228L170 229V230L173 231ZM188 228H189V227H188ZM204 228H205V227H204ZM253 228H254V229H253ZM262 228H263V227H262ZM103 229H102V230H103ZM106 229H107V228H106ZM113 229H114V228H113ZM119 229H121V228H117L118 232L114 230V232H117V233H118L117 239L123 238L124 235H125V234H124V235L121 234L122 236L120 235V233H124L123 231L125 230V228H122L123 230H120V233H119ZM132 229H130V230H132ZM152 229H154V231H153ZM194 229H195V228H194ZM196 229H199V228H196ZM206 229H209L208 231L211 232L210 228H206ZM206 229H205V230H206ZM214 229H215V228H214ZM256 229H255V230H256ZM260 229H261V228H260ZM95 230H97V229H95ZM104 230H105V229H104ZM107 230H108V229H107ZM107 230H106V231H107ZM111 230H112V229H110L109 231L111 232ZM130 230H129V232H127V231H125V232H127V234H128V233L130 234ZM156 230H157V229H156ZM158 230H157V231H158ZM170 230L168 229V231H170ZM200 230H201V231H200ZM205 230H204V234L207 232V230H206V231H205ZM238 230H239V229H238ZM238 230L236 229V231H238ZM252 230H253V231H252ZM263 230H264V229H263ZM263 230H262V231H263ZM132 231H133V232L131 233V235L133 236V235H134V230H132ZM135 231L137 232L138 230H135ZM149 231H150V230H149ZM149 231H148V234H150ZM171 231H170V232H167V233H171ZM194 231L196 232V230H193L192 235L194 234ZM199 231H200V232H199ZM216 231H218V230H216ZM258 231H259V230H258ZM96 232H97V231H96ZM110 232H109V233H110ZM136 232H135V233H136ZM159 232H160V231H159ZM162 232H165V231H162V230H161V232H160L159 234H160V235H161V234L164 235V233H162ZM190 232H192V231H190V229H189V231H188L187 233L191 234ZM201 232H202V229H199V230H198V235H194V236H196L197 238H195L194 236H193L194 238H190V237H192V235H191V236H190V235H186V233H184V232L182 233V234H183L182 236H183V238H184V236H186V237L189 236L190 241H191L193 244H194V243L196 244L197 241H198L197 244L199 243L198 245H200V243L207 244V243L209 242L210 238H213V237H211V233H210V238H208L209 236L207 237V236H205V235L202 233L203 235H202V237H201V239H200L199 237L201 236ZM240 232H241V233L243 232V233L240 234ZM254 232H255V231H254ZM107 233H108V231H107ZM109 233H108V234H109ZM141 233H142V232H140V234H141ZM145 233H147V232H145ZM145 233H144V235H145V236L147 235V236L145 237V239H146V238L149 237V236H148V234H145ZM155 233H156V235H158L157 232H155ZM165 233H166V232H165ZM176 233H177V232H176ZM179 233H180V232H179ZM196 233H197V232H196ZM212 233H213V232H212ZM238 233H239V234H238ZM94 234H95V233H93V235H94ZM110 234H112V233H110ZM114 234H115V233H114ZM114 234H113V235H114ZM138 234H139V233H136V235H138ZM174 234H175V233H174ZM184 234H185V235H184ZM215 234H217V233H215ZM255 234H257V233H255ZM260 234H261V233H260ZM115 235H116V234H115ZM136 235H135V237L137 238ZM160 235H158L157 237H158V238H160V237H161V238L164 237L163 235H161V236H160ZM165 235H166V234H165ZM170 235H172V234H170ZM177 235H180V236H181V234H178V233H177ZM206 235H207V234H206ZM220 235H218V236H220ZM97 236H98V235H97ZM104 236L107 238V234H105ZM104 236H102V237H104ZM109 236H110V235H109ZM119 236H121V237L118 238ZM129 236H130V235H129ZM139 236H140V235H139ZM150 236H151V238H152V236H154V237H155V240H153V238H152V240H153V241H152L151 238L149 237L148 240H151V242L148 241V248H149V247L151 248V245H155V248H157V247H156L157 240H158L157 237H156L154 234H153V235H150ZM168 236H169V235H168ZM258 236H259V234H258ZM88 237H89V236H88ZM88 237H87V238H88ZM102 237H101V238H102ZM140 237H141V236H140ZM140 237H139V240L142 242V239H144V238L141 239ZM142 237H143V234H142ZM171 237H172V236H171ZM178 237H179V236H178ZM214 237H215V236H214ZM89 238H92V237H89ZM89 238H88V239H89ZM93 238H94V237H93ZM93 238H92V239H93ZM109 238H110V237H109ZM112 238H113V237H112ZM130 238H131V236H130ZM133 238H134V236H133ZM136 238H134V240H136ZM161 238H160V239H161ZM179 238H182V237H179ZM217 238H218V237H217ZM92 239H89V240H92ZM102 239H103V238H102ZM107 239H108V238H107ZM107 239H105V241H106ZM113 239H114V238H113ZM115 239H116V238H115ZM124 239H126V238H124ZM124 239H122V241H123ZM127 239H128V238H127ZM163 239H164V238H163ZM167 239H168V238H166V240H167ZM173 239H174V238H173ZM176 239H177V238H176ZM184 239H185V238H184ZM184 239H183V240H184ZM191 239H192V240H191ZM219 239H218V240H219ZM221 239H220V240H221ZM226 239H229V240H232V241H231V242H228L229 240L226 241ZM256 239H257V237H255L254 240H256ZM98 240H99V239H98ZM109 240H110V239H109ZM128 240L130 241V240H132V239H128ZM166 240L164 239V240H158V241H160V243H161V242H162V243L164 242V243L166 244ZM168 240H170V239H168ZM185 240H186V241H185ZM185 240H184V242H187V241H188V239H185ZM251 240H252V238H251ZM254 240H253V241H254ZM99 241H100V240H99ZM101 241H102V242H98V243H99L100 245H103L102 248L105 247V249H106V245L103 244L104 240H101ZM111 241H112V239H111ZM111 241H110V242H111ZM113 241H115V240H113ZM122 241H121V242H122ZM126 241H127V240H126ZM132 241H133V240H132ZM146 241H147V240H146ZM155 241H156V242H155ZM199 241H201V242H199ZM203 241H204V242H203ZM207 241H208V242H207ZM213 241L216 242V241H217L216 238H215V240H211V243H212ZM259 241H260V240H259ZM85 242H86V241H85ZM88 242H89V241H88ZM107 242H109V241L107 240L106 243H107ZM110 242H109V243H110ZM116 242L118 243L117 240H116ZM124 242H125V241H124ZM130 242H131V241H130ZM133 242H134V241H133ZM149 242H150V243H155V244H151V245H149V244H150ZM174 242H175V241H174ZM177 242H178V241H176V243H177ZM191 242H190V244H191ZM206 242H207V243H206ZM255 242H256V241H255ZM101 243H102V244H101ZM106 243H105V244H106ZM109 243L107 244V247H109V245H110V247H111V245L114 244V242H113V243H110V244H109ZM126 243H128V241L125 242V243H123V242L120 243V247H119V245H118V247L121 248V244H123V245H124V248H125V247H126ZM137 243L139 244L140 242H138V240H137ZM137 243H135V245H134L135 248H134L133 245H132V247L134 248V251H133L132 247L129 249L130 245L127 244V247H128V245H129V247H128L129 252H128L127 254L124 253L125 255H127V257H126V256H122V258H124V261H123L122 258H121V261L117 262V261L119 260L118 258L121 257V256H119V255H120L121 253L123 254V252H121L122 248H121V250L118 248L119 252H118V250H117V252H116V250H114V247H117V244H116V243H115L114 247H113V245H112V247H113L112 250H114V253H113V255H112L113 257H111V255H110V254H112V253H109L110 257H109L108 254H105V253H104V254L102 253V255H106V256H108V257H109L108 261H109L111 264H118V263H120V264H134L136 260H137V261H136V262H137L136 264H139L140 260L138 261V258L141 257V255H140L139 252L142 251V250H141V249H142L141 247H142V244H143V243H141V247H140L141 249H138V245H137ZM144 243L147 244L146 242H144ZM158 243H159V242H158ZM160 243H159V244H160ZM162 243H161V244H162ZM164 243H163V244H164ZM178 243H179V242H178ZM188 243H189V242H188ZM251 243H252V242H251ZM99 244H98V245H99ZM130 244H133V243L131 242ZM161 244L159 245V247H161ZM163 244H162V247H163ZM171 244H172V242H171ZM204 244H201V247H202V245L204 246ZM208 244H209V243H208ZM82 245H84V244L82 243ZM123 245H122V247H123ZM136 245H137V248H136ZM143 245H144V244H143ZM167 245H168V244L165 245V248H167ZM172 245H173V244H172ZM175 245H176V244H174V247H173L172 249L175 248ZM180 245H182V244H180ZM191 245H192V244H191ZM198 245H197V247H198ZM255 245H256V244H255ZM255 245H253V247H255ZM257 245H258V244H257ZM127 247H126V250H124V248H123V250H124L125 252L128 250ZM144 247H147V245H144ZM144 247H143V248H144ZM159 247H158V248H159ZM168 247H169V245H168ZM177 247H178V245H177ZM197 247H194V245H193V248H196V249H192V250H195L196 253H200V252H199L200 249H199V251H198V250H197ZM205 247H206V245H205ZM96 248H97V247H96ZM102 248H101V250H103ZM148 248H147V249H148ZM165 248H164V249H165ZM169 248H170V249H169ZM169 248H168V251L171 250V247H169ZM198 248H200V247H198ZM208 248H209V247H208ZM211 248H213V245H212ZM80 249H81V247H80ZM99 249H100V248H99ZM131 249H132V250H131ZM153 249H154V247H153ZM160 249H161V248H160ZM184 249H185V248H184ZM186 249H188V248L186 247ZM201 249H202V248H201ZM205 249H206V248H205ZM246 249H247V247H246V245H245V250H246ZM91 250H92V249H91ZM108 250H109V249H108ZM123 250H122V251H123ZM130 250H131V251H130ZM138 250H141V251H138ZM144 250H145V248H144ZM150 250H152V249H149V251H150ZM162 250H163V249H162ZM162 250H161V252H162ZM165 250H166V249H165ZM165 250H163V252H166V251H167V250H166V251H165ZM178 250L181 251V250H180V247H178ZM178 250H177V252H174V251H173L174 254H173L171 251H170V252H171L172 254H170V252L167 251L166 254L169 253V255H165L166 257H165L163 254H162L163 256H162L161 254H160V256L163 257L164 260H165V258H166V259L168 258V260H170V261H171V259H173L172 261H173V262H177L178 264H181L180 261H182V262L185 261L184 258H186V260H188V262H187V261L184 262V263H186V264H188L190 260H191V263L193 262L192 260H193L194 258H192V257H193L192 255H195V254H196L194 251H193L194 254H193V252L190 251L191 255L189 254V250H188V252H185V253H188L190 256H192V257H190V259H188V257H185V256H186L185 254H184V256H183L182 253H179ZM182 250H183V249H182ZM196 250H197V251H196ZM202 250L204 251V248H203ZM215 250H214V251H215ZM103 251H104V250H103ZM103 251H102V252H103ZM106 251H107V249H106ZM109 251H110V250H109ZM109 251H108V252H109ZM132 251H133V252H132ZM154 251H155V249L152 250L150 253H152V252H153V253H157V252H158V249H157V252H156V251L154 252ZM203 251H201V252L203 253ZM247 251H248V250H247ZM91 252L93 253V251H91ZM94 252H95V251H94ZM97 252H98V251H97ZM97 252H96V253H97ZM99 252H100V250H99ZM130 252H132V253H131L132 255L135 254V257H136V258H135V257H134V258H135L136 260L133 258V256H131L130 258L128 257V255H129ZM136 252H137V253H136ZM147 252H148V251H147ZM161 252H158V253H161ZM181 252H182V251H181ZM257 252H258V251H257ZM92 253H89L88 255H90V254L92 255ZM106 253H107V252H106ZM115 253H116V254H115ZM148 253H149V252H148ZM158 253H157V256L159 257V254H158ZM249 253H251V251H249L248 254H249ZM258 253H260V251H259ZM94 254H95V253H94ZM94 254H93V255H94ZM100 254H101V253H100ZM114 254H115V255H114ZM141 254H143V253H141ZM144 254H145V252H144ZM188 254H187V255H188ZM206 254H207V253H206ZM209 254H210V253H209ZM212 254H210V255H212ZM88 255H87V256H88ZM93 255H92V257H94ZM102 255H99V257L102 256ZM152 255H153V254H151V257H149V255H147V257H145L146 259H148V261H147V260H146V261L144 260L145 263L148 262L149 264H153V263H150V261H153V260H149V258L152 259V257H153L154 255H156V254H154L153 256H152ZM198 255H200V254H198ZM203 255H204V254H203ZM210 255H209V256H210ZM241 255H242V256H241ZM249 255H250V258H251V255H253V253H251V254H249ZM249 255H245V256H249ZM258 255H259V254H258ZM261 255H262V254H261ZM96 256H97V258H98V253H97ZM117 256H119V257H117ZM145 256H146V255H145ZM157 256H154V260H158V259H159V258H158V259L155 258V257H157ZM205 256H207V255H204V257H205ZM245 256H244V257H245ZM256 256H257V255H256ZM104 257H105V256H104ZM148 257H149V258H148ZM161 257H160V258H161ZM183 257H184V258H183ZM194 257L197 258L198 256L196 255V256H194ZM200 257H201V256H200ZM207 257H208V256H207ZM252 257H253V256H252ZM262 257H263V256H262ZM17 258H18V257H17ZM89 258H91V257H89V256H88V258L86 257L87 260H88ZM97 258L94 259V260L92 259V261L89 259L88 261L94 264V262L97 260ZM145 258H144V259H145ZM191 258H192V259H191ZM245 258H246V257H245ZM254 258H255V257H254ZM104 259H106V258L101 257L100 261L103 260V261L106 262V260H104ZM139 259H140V258H139ZM161 259H162V258H161ZM248 259H249V257H248L246 260H248ZM263 259H264V258H263ZM142 260H143V256H142ZM142 260H141V261H142ZM162 260H163V259H162ZM162 260H161V261H162ZM164 260L162 261L163 263L165 262ZM197 260H198V259H197ZM203 260H204V259H203ZM203 260H202V261H203ZM210 260H211V262H212V259H210ZM93 261H94V262H93ZM158 261H159V260H158ZM158 261H157V262H158ZM161 261H159V262L161 263ZM166 261H167V260H166ZM172 261H171V263H169V264H174V263H172ZM206 261H207V260H206ZM223 261H224V262H223ZM256 261H257V260H256ZM256 261H255V259L252 258V259H250V261H246V262H247V264H256V263H255ZM105 262H103V264H104ZM109 262H108V264H110ZM113 262H115V263H113ZM153 262H155V261H153ZM159 262H158V263H159ZM167 262H168V261H167ZM167 262H165V263L167 264ZM195 262L198 263L199 261L194 260L193 263L195 264ZM203 262H205V261H203ZM85 263H86V262H85ZM101 263H102V262H101ZM101 263H100V264H101ZM160 263H159V264H160ZM177 263H176V264H177ZM207 263H208V261H207ZM257 263H258V262H257ZM89 264H90V263H89ZM95 264H96V263H95ZM97 264H98V262H97ZM140 264H142V263L140 262ZM143 264H144V263H143ZM154 264H155V263H154ZM161 264H162V263H161ZM182 264H183V263H182ZM198 264H199V263H198ZM203 264H204V263H203ZM210 264H211V263H210ZM212 264H213V263H212ZM244 264H246V263H244Z\"/></svg>","mask_w":264,"mask_h":264},{"label":"built area","instance_id":"built-area-1","mask_svg":"<svg viewBox=\"0 0 264 264\" xmlns=\"http://www.w3.org/2000/svg\"><path fill=\"white\" fill-rule=\"evenodd\" d=\"M18 262L19 259L14 252L5 249L0 251V264H18Z\"/></svg>","mask_w":264,"mask_h":264}]
</instances>
